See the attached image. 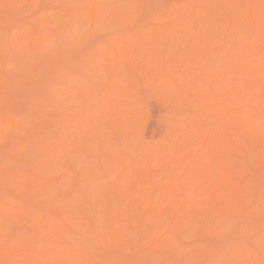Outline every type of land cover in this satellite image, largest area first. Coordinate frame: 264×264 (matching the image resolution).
<instances>
[{
	"label": "rangeland",
	"instance_id": "obj_1",
	"mask_svg": "<svg viewBox=\"0 0 264 264\" xmlns=\"http://www.w3.org/2000/svg\"><path fill=\"white\" fill-rule=\"evenodd\" d=\"M2 1V4H0V6L2 7V8H0L1 10H0V49H1V47H9V49L7 48V49H5V47H4V51H1L0 50V63L2 64V65H0V70H1V72H0V75L1 76H3V79H6V81L7 82H4V80L3 81H1V82H4L5 84H4V87L3 88H1L3 85H1L0 84V122H1V124H2V128L3 129H5V127L8 129V131L7 130H4L8 135H9V138L7 137L6 138V133H4L5 134V137L4 138H6V139H9V142H7V143H5L6 141H4V139L2 138L3 137V134H2V131H0V137H1V139H0V143H3V145L1 144L0 145V213H2L1 211H6L5 209H7L8 211H10V213H12V214H14V216H9V214H4V212H3V215H5L4 217H6L7 215V220H6V218H5V220H4V217L3 216H0L1 218H0V220L2 221V217H3V220L4 221H2V224H6V225H10V226H12V227H10V230L7 232L6 231V233H7V235H5V236H9L8 238L7 237H5V236H3L4 234H5V229L8 227V226H6V225H4L5 226V228L4 227H2V225H0V228L2 227V229H3V231L2 232H0V233H3L2 234V236L3 237H5L6 239H3V242H5L4 244H7V243H10V241H8V240H10V239H12L13 237H17V236H14V235H22V237L23 236H25V234L24 233H26V237H25V239L23 240V238H21L20 240L21 241H19V236L17 237L18 238V241H19V244H17V243H15L14 241H13V239L11 240V241H13L14 242V244L13 245H21L20 247H24V250L26 251V250H29V248H30V250L31 251H28V252H33L32 254H39V252L41 253V254H44L43 253V250H44V252H46L45 254H48V255H46L47 256V258L46 257H43V258H45V260L46 261H48L47 259H49L50 257H53L54 255L55 256H57L58 254H59V250H62V248H60L59 246L61 245V246H63V247H70L71 245H69V243L70 244H73V246H75L74 245V243L72 242L74 239H75V241H77V243H76V245H77V247L80 245H82L83 247H82V249L81 248H79V249H77V248H74V247H72V248H70V249H72V251L74 250L75 252H77L78 250H80V252L82 251V252H84V253H82L83 255H84V257L83 256H81L82 254L80 253V252H78V257L80 258V256L81 257H83L82 258V260L83 261H85L86 259H87V261H85L86 262V264H87V262L88 261H90V260H88V257L86 256V253H91V251H95L96 252V250H92L93 248L92 247H94V249H97L98 251H97V254H95L94 255V253H92L93 254V256H92V254H88V256H91L90 257V259L91 258H93V260H91L92 262H89V264H91V263H97V264H225L226 263V261H229L228 263H226V264H237V262H239L238 264H253V263H256V260H257V264H258V259L260 258V260H262V259H264L263 257H264V246H263V240H264V213L263 212H261V211H264L263 209H264V197L263 198H261V196L262 195H264V165H261V164H264V162L262 163H259L258 162V160H259V158H260V160H264L263 158H264V155H262V153H264V152H261V151H263L264 150V143H262L261 141H263L264 139H262L260 136V138L262 139V140H260V138L259 139H255L256 141H258L259 143L261 142L262 144H260V147H259V145L256 143V145H257V147L258 148H256V146L254 145V144H252V145H254V147L253 146H251V144H249L250 146H246L245 147V145H244V140H243V133L242 134H240L241 133V130H240V132L239 131H237L236 130V128H238L239 126L235 123V121L237 120V121H245V119H244V117L243 116H248V113L246 112L247 111V109H248V107H247V104L252 100V103L254 104L255 103V96L252 94V92H251V89H250V87H249V89H246L247 87H246V83L250 80V79H248L249 77H247V76H245V75H247V73L245 72V71H243V74H245L243 77L241 76L242 74V72H239L240 70H241V68H240V70H237L238 69V67L236 66V65H233V67H235L236 66V70H235V73L232 71V69H231V67L228 69V68H224L227 64H229L228 62L227 63H225L226 61H227V59L229 58V52H228V50L229 51H231L230 49H232V50H234V48H236V46L237 45H239V47H240V45H242L243 43H244V41H246L245 39V34L243 35H241L242 37H243V39H242V37H234L233 38V42L230 40V38H229V41L230 42H232V43H230L229 45H232V47L231 46H227V44L229 43L228 42V37H225V36H220V33H221V35H224L225 33V31L223 32L221 29V24H217L219 21H217V20H219V18L216 20L215 18V23H216V26L214 25V27L212 28V29H215L216 27L217 28H219V30H221V31H219L218 30V32L217 33H219V34H216V37H217V35H218V37L217 38H215L214 39V34H215V31H213L212 30V35H213V39L216 41V39L217 40H223L224 38V40L225 41H227V42H225L224 41V43H226V44H224L223 43V41H222V43H223V45L222 46H220L219 44V50L221 51V48H222V52H223V49H225V53L223 54V53H221V52H219L218 53V49L216 48L215 50V52H212V51H214V50H211V52H209V54H212V53H214V54H212L210 57H208V54H207V57L204 55V57L206 58H203V60H207V62H209V63H206V62H204V61H202V63L204 64V63H206L205 65L206 66H204L203 64H200V63H198L197 64V62L198 61H195V59H193L194 60V62H195V67L197 68H200V67H206L205 69L202 67V70L204 69V75L205 74H207V70H209L210 68H214V65H216V61L217 62H220V65H222V63H221V61L219 60V59H224V60H222V61H225L224 63H223V68L225 69V74L227 75H229L230 73L231 74H233V75H231L232 76V78H231V80H230V82H228L227 80V86H228V84L229 83H231V85H233L232 87H234L233 89H235V91H236V89L238 88V86L240 87V86H245V92H243V98L241 99L239 96H237V98L236 97H233V99H236V101H233V102H235V104H234V106H235V108H233V109H235L234 111H236V108L239 110H237L236 111V113H234L233 114V116H236L237 115V113L239 114L238 116H236V117H239V118H236V120H234V117H233V123H234V126H233V131L235 132V131H237V132H239L238 134L240 135V137H242L241 139H240V137L238 138V137H236V138H238L237 139V141L235 142L236 144V146L234 147L233 146V154H231L233 157H234V155H236L235 157H237V158H235V160L232 162V161H230L232 158H229L228 160H226L225 162H224V164H226L225 165V169L227 170V171H229V172H231V176L233 177V179H234V177H235V181H236V183L235 184H237V186L238 185H243V186H241V187H243L244 188V186L246 185L247 186V184H248V182H251L250 184H252V185H250V184H248V186L246 187L245 186V188H248V190L250 191H246L245 190V188L243 189V188H241V191H245V193L246 192H248V194H245V193H243V192H241V191H239V192H237L238 194L240 193L241 194V197H240V195L238 196V197H236L237 195H236V193L234 194V192L231 194V196H230V201H231V206L233 205L232 204V202H235L234 203V205H237V208H238V205H239V208H240V210H241V207H240V205H243L242 204V202H243V200L244 201H247L248 202V200L250 201V204H251V206H253V205H255L253 208H256L257 209V205H259V203H260V207H262V209L261 208H259V209H261V211L260 210H256V212L258 213V211H260L259 212V214H257L256 212H255V209H251L252 211L250 212L249 210H250V208L248 209V213H247V211H244L243 213H242V215L240 216L238 213H239V211L236 209V206H230V208L232 209V211H231V209L229 210L230 212H233V209H234V207H235V209H234V212L231 214L230 212H228L230 215H227V216H230V217H226V219H225V216H218V213L216 212V211H218V210H216L215 211V209H218V208H220L219 206H218V204L216 205V202L217 201H215L214 203H215V207H214V210L212 209V208H210L209 207V209L212 211H210V210H204V209H200V207L198 208L197 206L195 207V205L196 204H202L203 203V205L205 204V206H206V202H210L209 200H208V198L209 197H206L205 199H204V197L202 198V195L203 196H205L206 195V193L208 194V192H209V194H210V198H212V197H214V195L215 194H217V193H214L215 192V190L217 189H215V187L219 184H221V182L223 183V181L221 180V181H219L217 184H212L211 182H212V180H210V179H208L209 178V176H208V174H207V169L209 168V167H212V166H214L213 164H215L214 162V160H216L218 163H220V162H222L221 160H222V158H223V153L222 154H219L221 151H218V149H217V152H218V156H217V153L215 152V153H213L212 155L214 156V159H213V156L212 155H210V153L211 152H208V153H206V152H204V151H206L207 149H208V146H209V143H210V139L205 143V144H203V145H201V146H199V148H197L196 147V149H192V151H189L188 152V154H191L192 156H194V158L192 159V157L191 156H189V158L188 159H190L191 160V162H189V164H188V166L190 167V170L189 171H191L190 173H193L192 175H189L190 173H189V171H188V169H189V167H188V169L186 170L187 172H185L184 173V170H182L181 172L179 171V170H181L180 168H179V166L181 167V165H177V161H176V159L177 158H174L175 156H173V155H171V154H169L170 156H168V154H165V155H167L170 159H171V162L173 163V161L175 162V165H174V163L173 164H169V161L167 160V159H169L168 157L166 158V161H168L167 163L170 165L169 166V168H170V170H168V174H166V172H163V171H167V169H164V168H167V167H165V165H164V163H161V162H159V161H161V160H159L158 159V157H154L155 159L157 158V160L154 162V158H153V161H152V164H153V168H154V170H155V172H154V178H155V174L156 173H159L161 170V174H163V175H161V176H159V175H157L156 176V178L158 177V179L159 178H161L160 180L161 181H159L158 179V181L159 182H163V183H167V180H168V182L169 181H171V180H173L172 182H170L169 184L167 183V185H168V187H167V190L168 189H170V192H168L167 191V193H165L166 194V196H165V194L162 192H160V191H158L157 190V186L160 184H156L158 181L157 180H155L154 178L151 180V181H153V183L155 182V184H153V183H151V181H150V179L148 180V178H147V185H144V184H146V182L144 183V184H142V185H140V182H139V180H138V176L137 175H135L134 177H136L137 179H135L134 178V180H132L131 182H129V184L127 185V186H130L131 187V184H133L132 185V187H131V189H132V191H135V192H133V194H135L136 193V190L134 189V188H137L138 186H137V184L138 185H140L143 189H145L146 187L145 186H147V188H149L150 187V185H149V187H148V183L150 184L151 183V185L153 184L154 185V187H153V185L149 188V190L151 189L152 191H155L156 192V194H157V192L158 193H161L160 195L162 196H158L157 198H158V200L160 199V200H165V201H167L166 203H163V204H165V205H161V203L162 202H164V200L163 201H161L160 203H159V208L161 209V211H163V208H164V211H166V212H161V215L162 214H165L164 216L162 215V216H160V211L158 210V204L156 205L155 203H154V205H156V206H154L153 204H150V205H153V206H149V203H148V205H146L147 203H144L145 205L144 206H146V209H144V207L142 208L141 206V209H139V207H138V204H137V206L136 207H134L133 205H134V203L136 202V201H139L138 199L135 201V202H133V204H132V208L129 206L131 203V200H133V199H131L130 200V198H128V197H130L129 195H127L128 194V192L126 191L125 193H124V195L126 196H121L120 195V197L122 198V197H124V199H121V201L120 202H122V200L123 201H127V200H125V198H128V200H130V202H129V204H128V202L125 204V205H127L125 208H127L128 207V209H125V211L127 210H129L130 211V209L132 210L131 211V213L129 212V214H125V216L123 215V216H121V218H116L115 216V219H113V217L112 216H110V218L109 219H111V223H110V220L108 221V223L106 224V223H104V222H100L99 223V219H102V215H104L103 213H101L99 216H96V217H94L93 218V213H92V215L93 216H90L89 214H91V213H89V211H88V209H85V210H82L81 212H82V215H83V211H85V213H86V215H88V217H86V215L83 217V216H80L81 215V212H80V210L82 209L81 208V206L82 205H80L81 203H83V205L84 204H86L85 202H84V200L82 201V194L84 195L86 192L87 193H89V191L92 193V196H94L93 194H94V191L95 190H97V191H101L102 190V192L103 193H105L104 191H103V189H102V187L104 188V183H103V179H105V177H104V174H101V173H103V172H101V173H99V171H98V169H99V166L103 169V167H104V165L102 164V163H104V162H106L105 164L107 165V167H108V169H109V166L112 164H109L110 163V161L112 162L113 160H111V159H113L112 158V156L110 155V154H108V153H110V151L108 150V147H107V145L111 142V145L112 146H114V142H116L115 140H117V142H116V146H117V143L118 144H120L122 141V143H121V145H124L123 146V149H122V146L120 147V145L119 146H117V147H120V150H121V152L123 153V155L126 157V155L128 156V158H129V154H130V152H128V150L131 148H128L127 147V152L129 153H127L126 152V155H125V151L124 150H126L125 149V145L127 144V141H126V143H124L125 142V140H126V138H128L129 136H128V134L130 135V134H132L133 132H127L126 133V131L123 133V131L124 130H126V129H124V127L122 128V125H121V127H120V125L118 124V123H120L121 122V120L123 121V118H125V113H126V111H128L129 112V114H130V116L129 115H127V119L130 117V119L132 118L131 116V114H133L136 118L135 119H131V121H134L135 123L134 124H137L138 123V121H140L138 118H137V116L136 115H138V114H135V112L134 111H136V112H138V109H139V111H140V113H142L143 114V116H140V113H139V117H144V120H143V118H141V121L138 123V125L137 126H139L140 127V124L142 125V123H143V127L141 126V130L139 129V132L137 133H134V137L136 138V137H139L138 139H135L134 137V139L131 137V135H130V137H131V139H133V140H131V139H129L128 141H133L132 143H131V145L133 144V145H136L137 143H139V141H140V144L141 143H143V146L144 145H148V147H149V145L151 146V144L152 143H154V142H156L155 144H156V146L158 145V144H162L163 145V143H165V145L167 144V146H169L168 144H172L171 143V141H175L174 140V138L176 139H178V137H180V138H182L181 139V142L183 143V141L185 142V138H187L188 136H189V126H187L188 124H189V120H187V122H186V120L185 119H189L194 113H195V110L193 109H191L190 108V106L188 107L187 105H186V107H183V105H184V103H182V106H181V104H180V110H178V104L179 103H181V102H183V101H180V99L177 97L178 95H173V96H165L166 98H167V100H165L166 98L164 97H162V96H164L165 95V93H168V91L167 92H165L166 91V88L168 89V86H166V88L163 86V88L165 89V90H163L161 87V84H163V82L162 81H164V79H170V80H172V81H177V80H179V81H181V79H184L185 77H186V79H187V83H186V80H182V84H183V86H184V84L186 83V85L188 84L190 87H191V85L190 84H193V85H195V84H201V85H203L204 86V89L206 90V91H209L208 90V85L209 84H212V83H210L211 81L210 80H212V78H210L211 77V75H209V81H207V76H208V74H207V76L205 75V79L203 78L204 77V75L201 77V76H198L199 74H202V70H196V68L194 67V66H192V67H194L195 68V72H194V68L192 69V67H190V64H189V62L190 61H187V59L186 60H184V64L186 63L185 61H187V63L184 65V64H182L181 62H182V60L181 61H178V63L180 62V64L179 65H174V62H175V64H176V62L177 61H174V62H172L171 60H170V57H171V59L173 60V56H175V55H179V54H182V52H187V50H191L192 49V46H193V44L191 43L192 42V39H194V36H195V34H193V32H196V31H193L194 30V27H195V29L197 30V33H198V30L200 31V28H201V26L204 24V23H206V20L208 21V15H206V13L207 12H203V11H206L207 9H208V7L207 6H203V4H204V2H202L201 0H194V2L196 3V4H193V5H196V6H199L200 7V5H197V4H200V2H202V8H200L199 9V7H198V9H196L197 7L196 6H192L191 5V7H192V9H187L186 8V10H188V11H190V10H192V12H191V17H188L189 16V14L187 13V11L186 10H184L185 8H182V6H186V5H184L186 2L184 1V0H133V2H130L131 0H94L92 3H94V5L95 6H97V8L99 7V6H102L103 7V9H99V10H97V11H94V13L93 14H97V13H100V14H102L101 15V17L99 16V14H97L96 16H94V19H95V22H92V21H94V20H91V18H89V17H91L90 15H89V13H88V9H89V7H90V5H92V3H91V0H16V3H15V1H14V4H7V2L8 3H10L11 2V0H8V1H6V3H4L5 2V0H4V2H3V0H0V2ZM10 1V2H9ZM13 1V0H12ZM67 3H66V2ZM187 1V0H186ZM189 1V4H191L190 3V1L191 0H188ZM193 1V0H192ZM208 1V0H207ZM128 2L129 3H131V4H128ZM183 2H185L184 4H183ZM199 2V3H198ZM226 2V1H225ZM223 0H218L216 3H213V5L215 6L216 5V7L215 8H217V6L218 5H220L221 3H224V4H226ZM67 5H65V4ZM70 3H71V5H70ZM107 5H106V4ZM125 5H127V7H126V5L124 6L123 4ZM209 3V2H208ZM227 3H228V1H227ZM4 4H6L4 7H3V5ZM122 4V5H121ZM133 4H134V7H135V10L133 9ZM206 4V3H205ZM204 4V5H205ZM63 7H62V6ZM68 5H70V6H68ZM114 5V6H113ZM130 5H132L131 7H132V9L133 10H131V8L129 7ZM138 5V7H136ZM176 5H178V6H176ZM187 6H188V4H187ZM224 6V5H223ZM222 6V4H221V6H219V7H223ZM65 7H69L70 9H68V10H66L65 9ZM124 7V8H123ZM130 9H129V8ZM172 7H174V8H172ZM175 7H177V8H175ZM180 7V8H179ZM190 7V6H189ZM196 7V8H195ZM225 7V6H224ZM227 7V6H226ZM63 8V9H62ZM109 8H110V12H109ZM126 8V9H125ZM128 8V9H127ZM139 8V9H138ZM172 8V9H171ZM221 8H218L219 10L221 9ZM123 9H124V12H123ZM174 9V10H173ZM202 9V10H201ZM217 9V11H219ZM224 9V8H223ZM63 10L64 11H66V12H68V13H66L67 14V16L64 14L65 12H63ZM117 10V11H116ZM129 11L130 10V13L128 12L127 13V11ZM138 10V11H137ZM179 10V11H178ZM182 10H184L186 13H187V19L188 18H190V20L192 21V18H193V25H194V27L193 26H191L192 24V22L189 20V22L188 23H184V26H185V28L183 27L182 29H183V31L184 32H187L188 34L190 33V35H189V37H187V39H188V41H187V39L185 40V39H183L184 37L182 36V38H181V35L182 34H185V33H182V34H180V40H175V38H177V37H175L174 38V40H172V37L171 38H169L170 40H168V42H167V40L164 38L161 42H158V43H156V44H153L152 42H150V37H151V35L153 34V32L151 33V31L153 30H155L154 32H158V31H160V30H157V29H160L161 27H169V28H171L172 29V24H177V27H178V25H180L181 26V24H180V20L183 18L182 16H183V13L185 14V12L184 11H182ZM197 11V13H196V11ZM226 10H228V9H226ZM235 10V9H234ZM102 11V12H101ZM126 11V12H125ZM133 12V14H132V12ZM169 11H171L172 13H171V16H169L170 14L168 13ZM209 11V10H208ZM220 11H222V9L220 10ZM219 11V12H220ZM224 11H225V9H224ZM63 12V13H62ZM76 12H77V15L79 16V18H75L74 19V16H77L76 15ZM118 12V13H117ZM259 12H260V10H259ZM262 12H264V11H262ZM261 12V13H262ZM57 13V14H56ZM64 14V19H67L68 18V20H69V18L70 19H72L73 18V20H71V21H73V22H76L77 21V25L79 24V31H78V33L76 34V35H74L73 36V34H72V32L71 33H69V35L71 36V37H69V35H67L65 32H63V34H64V36H63V34H62V30H63V26L62 25H64L65 23H66V21L65 20H62L61 19V21L59 22V20L57 21V22H59V26H58V23H57V28H56V32L54 31V34L55 33H57L56 35H55V38H54V41H52L53 39H52V36H54V34H51V30H52V28H54V24H53V22L55 21V19L57 18V19H60L61 17H57L58 15L60 16L61 14ZM125 13H127V17H126V15H125ZM167 13H168V16H167ZM174 13V14H173ZM176 13H178L177 14V16H178V18H177V16L175 15ZM181 13H182V16H181ZM202 13V14H201ZM209 13V12H208ZM214 13V12H213ZM110 14H112L111 16H109ZM114 14H118L117 15V17H116V15L115 16H113ZM120 14V15H119ZM205 14V15H204ZM215 14V13H214ZM216 14H218V12L216 13ZM216 14H215V16H216ZM264 14V13H263ZM69 15H70V17H69ZM105 15V16H104ZM132 15V16H131ZM173 15L177 18H173V19H175L174 21H173V19H171V17H173ZM221 15L223 16V13H221ZM224 15H226V14H224ZM235 15V14H234ZM66 16V17H65ZM73 16V17H72ZM104 16V17H103ZM129 16H131V17H129ZM185 16V15H184ZM197 16H199V17H197ZM202 16H203V18H202ZM206 16V20H204V17ZM211 16H212V14H211ZM218 16V15H217ZM47 17V19H45ZM49 17V18H48ZM100 17V18H99ZM115 17V18H114ZM124 18L125 20H122V19H119V18ZM180 17H182V18H180ZM214 17V16H213ZM116 18H118V19H116ZM199 18V19H198ZM90 19V20H89ZM178 19H179V21H178ZM42 21V23H41V21ZM76 20V21H75ZM122 21V22H119V21ZM40 21V22H39ZM171 21H173L172 22V24L170 25V23H171ZM177 21L179 22V23H177ZM183 21H185V19L183 20L182 19V21L181 22H183ZM63 22H64V24H63ZM68 22V21H67ZM124 22V23H123ZM41 23V24H40ZM55 23V22H54ZM55 23V24H56ZM60 23L62 24L61 26H60ZM94 23V24H93ZM117 23V24H116ZM214 23V22H213ZM75 24V23H74ZM120 24V25H119ZM122 25V26H121ZM42 26V27H41ZM171 26V27H170ZM176 26V25H175ZM175 26H174V28H175ZM183 26V25H182ZM39 27H41V28H43L42 30H43V32H46V35L49 37V35H52L51 36V41H48V42H45L44 40H42L41 41V39H43L42 37L41 38H35L36 36H37V30L35 31V28L37 29L38 28V30H39ZM59 27V28H58ZM77 27V26H76ZM167 27V28H168ZM260 24L258 25H256V27H255V29L257 30V33H258V28L260 29ZM78 28H77V30H78ZM154 28V29H153ZM167 28L166 29H161V31L162 30H166L167 31ZM173 28V29H174ZM180 28V27H179ZM178 29V28H177ZM186 31H185V30ZM254 29V30H255ZM60 30V31H59ZM150 32H149V31ZM248 30H250V29H248ZM124 33H123V32ZM146 31H148V32H146ZM174 32H175V30H173ZM179 31L181 32V29H179ZM251 32L253 31L252 29L250 30ZM49 32H50V34H49ZM53 32V31H52ZM131 33L130 35H128L129 33ZM248 32V31H247ZM251 32H249V34L251 33ZM254 32V31H253ZM252 32V33H253ZM61 33V34H60ZM125 33H127V35H128V37H132V38H130L129 40L127 39L128 37H127V35H123V34H125ZM163 34H164V36L166 35L165 34V32L163 31L162 32ZM167 33V32H166ZM256 32H254L253 34H250L251 35V37H254L255 38V34L258 36L259 34H257ZM248 34V33H247ZM249 34H248V37L250 38V36H249ZM45 35V36H46ZM57 35H59V36H57ZM60 35H61V37H60ZM121 35H122V38L124 39L125 38V40L126 41H129V43H132L131 41H133V39L134 40H139V43L140 42H142V41H145V42H143L144 43V45H142V46H144V47H140V49H143V52H142V50H140V49H138V48H136V45L135 44H129L128 42H126V41H124L122 38H121ZM142 35V36H141ZM172 35V34H171ZM175 35V34H174ZM174 35H172V36H174ZM186 36H187V34H185ZM184 35V36H185ZM198 35H199V33H198ZM197 34H196V36H198ZM226 35V34H225ZM45 37L44 39H46V38H48V37ZM139 36H141V37H139ZM163 36V37H164ZM185 36V37H186ZM226 36H229V35H226ZM119 37H120V39H119ZM135 37H139L140 39H137V38H135ZM221 37V38H220ZM61 38H63V39H61ZM200 38V37H199ZM219 38V39H218ZM227 38V39H226ZM238 38V39H237ZM257 38V37H256ZM259 38V37H258ZM49 40H50V38H48ZM65 39V40H64ZM240 39V40H239ZM38 40V41H37ZM220 40V41H221ZM236 40V41H235ZM263 40H264V36H263ZM62 41V42H61ZM64 41V42H63ZM197 41H198V39H197ZM196 41V42H197ZM13 42H15L16 43V45H15V43H13ZM37 42V43H36ZM124 42H126V43H124ZM135 41H133V43H134ZM157 42V41H156ZM188 42H189V46H191V48L190 47H187V46H185V45H188ZM235 42L237 43V44H235ZM243 42V43H242ZM19 43H20V45H22L21 43H23V45L24 46H21L20 48H18V46H19ZM24 43H26L27 44V46L24 44ZM119 43H122L123 44V46L124 45H130L129 47H130V49L131 50H133V53L132 52H130V50H129V47L127 48V47H125L124 48V50L126 51V54H127V50H129V53H131V54H127V55H129V56H131L132 54H134L135 53V51H136V53H135V55L137 54V53H139V54H143L145 51V53H144V55H139V54H137L136 55V57L138 58L139 57V59H137L136 57H134L135 55H132L133 57V61H135L136 63L135 64H133L132 62L130 63V61H132L131 59H129V61L126 63V59H127V55L125 56L126 58L125 59H123L122 61H124V63L122 64V63H120V61H119V58H118V62L116 61V63L115 64H113V62H115V60L113 61V59H114V57H113V59H111L112 57V54H114L115 53V51H116V49H117V47H119V46H121L122 47V45H119ZM139 43H138V46L137 47H139ZM147 43V44H146ZM165 43V44H164ZM194 43V42H193ZM220 43V42H219ZM241 43V44H240ZM5 44V45H4ZM9 46H8V45ZM13 44V45H12ZM18 44V45H17ZM136 44H137V42H136ZM235 44V45H234ZM2 45V46H1ZM60 45V46H59ZM140 45H141V43H140ZM171 45V46H170ZM180 46L179 48L177 47V46ZM263 45H264V42H263ZM262 45V46H263ZM62 46V47H61ZM149 46L151 47V48H149ZM169 46V47H168ZM173 46H174V48H173ZM185 46V47H184ZM228 49L227 51H226V48ZM22 47H23V49H22ZM166 47V48H165ZM176 47V48H175ZM183 47V48H182ZM193 47H195V45L193 46ZM216 47V46H215ZM259 46L257 45V48H258ZM264 47V46H263ZM120 48V47H119ZM119 48H118V51H116V53L115 54H118L119 56H117V57H121L120 59H122V55H123V52H121V49H123V47L119 50ZM135 48H136V50H135ZM170 48V49H169ZM260 48V47H259ZM56 49V50H55ZM59 49V50H58ZM149 51L150 50V52H151V49L153 50V49H156V52H154V51H152V52H154L155 54L154 55H157L156 53H157V51L159 52V53H164L163 55H166V57L165 58H167L169 55H170V57L169 58H167L168 59V61H167V59H165L166 61H164V57L162 58L163 59V61L164 62H167L169 65H171V67H172V69H167V67H170L169 65L166 67V64L165 63H163V61H161L162 59L160 58V57H156L157 58V60L158 61H160V64L161 63H163L162 65H163V67H159V68H157V69H160L161 71H162V73H161V71H154V70H152L151 72H153V73H147L146 72V70H145V65H148L149 64V59H147L148 61H146V58H147V56L148 55H150L151 53L150 52H148L147 53V50ZM168 49V50H167ZM182 49H183V51H182ZM212 49V48H211ZM264 49V48H263ZM55 50V51H54ZM105 50H106V52H105ZM110 50H112V51H110ZM124 50H122V51H124ZM137 50H140V51H137ZM167 50V51H166ZM57 51H59L58 53H59V55L61 54V56H59L58 55V53H57ZM63 53H62V52ZM96 51H98V52H100V53H98V52H96ZM125 51H124V53H125ZM188 51V52H189ZM192 51H195V49L194 50H192ZM61 52V53H60ZM94 52V53H93ZM112 52V54H109V53H111ZM141 52V53H140ZM188 52L186 53V54H188ZM227 52V53H226ZM57 53V54H56ZM95 53H97V54H99L98 56L95 54ZM122 53V54H121ZM150 53V54H149ZM189 53H191V52H189ZM53 54V55H52ZM92 54V55H91ZM114 54V55H115ZM161 54V55H162ZM186 54H184V56H188V55H190V54H188V55H186ZM220 54V55H219ZM259 54V56L258 55H255V56H251L250 58L251 59H255V65L256 64H262V66L264 65V61L261 59V57H260V53H258ZM54 55H58V57L57 56H54ZM88 55V56H87ZM108 55H110V57L111 58H108L109 56ZM168 55V56H167ZM173 55V56H172ZM191 55H192V53H191ZM52 56H54V57H52ZM87 56V57H86ZM95 56H97V60H95L93 57H95ZM128 56V57H129ZM145 56V57H144ZM152 56V55H151ZM149 57L150 58V60L152 61V62H150V64H152V65H155L158 61L157 60H153V58L152 57ZM52 57V58H51ZM55 57H57V59L55 58ZM61 57V58H60ZM86 57V58H85ZM92 57V59H93V61H88V60H86V61H81V60H85V59H88V58H91ZM124 57V56H123ZM220 57V58H219ZM222 57H224V58H222ZM116 58V57H115ZM219 58V59H218ZM249 58V59H250ZM258 58V60H256ZM50 59H55V62H51V60ZM58 59H60L59 60V62H58ZM111 61V63H110V61ZM155 59V58H154ZM248 59V60H249ZM260 59H261V61H260ZM49 60H50V62L51 63H49ZM117 60V59H116ZM141 60V61H140ZM142 60H144V62L146 63L147 62V64H145L144 63V65H142V63H143V61ZM196 60H197V58H196ZM56 61L58 62V63H56ZM80 61V62H79ZM154 61H157V62H155L154 63ZM169 61H170V63H169ZM250 61H252V60H250ZM249 61V62H250ZM78 62V64H76V63ZM98 62V63H97ZM138 62H141V67H143L144 66V68L143 69H137V67L139 68V65L137 66V67H135V65L138 63ZM56 63V64H55ZM81 63V64H80ZM89 63V64H88ZM94 63H95V66H94ZM177 63V64H178ZM193 63V62H192ZM213 63H215L213 66H212V64ZM253 63H254V61H253ZM50 64H52V65H50ZM80 64V65H79ZM85 64H88V65H85ZM97 64L99 65V67H100V70H102L104 73H105V71H106V68L108 69V68H110V66H111V68H110V71H109V73L110 74H112L111 73V70H113L112 72H115V73H113V75L114 76H118L117 78H116V80H118L119 81V79H120V81L122 82L123 80H124V78H123V76H120L121 78H119V74L122 72V74H120V75H124V77H125V79L126 78H128V80H132V82L131 81H128V82H130L131 83V85H129L130 83H128V82H126L125 81V84H128L130 87H128V90L130 89L131 91L129 92V93H127L126 92V94H128L129 96H130V94L132 93L133 94V92L135 93V94H133V95H135V96H133L132 94H131V96H133V97H131L130 98V100L132 99L133 100V98L134 97H136L137 96V93L136 92H138V94H141L143 97V99L145 100V103H144V101H142V102H140L141 100H140V98H141V96L140 95H138V99H139V102H137L138 101V99L137 98H135L134 100H135V102L136 103H134V104H137L136 106L138 107V109H137V107L134 105V108H135V110L134 109H131L132 107H130V108H128L129 106H131V104L129 105L128 103V101H130L129 100V98L127 97V98H125L126 99V102H123V97H122V102L123 103H126V104H128V105H124V107H125V109H124V107L123 106H121L123 109H121V111L123 110V111H125V112H121L120 114H121V116L119 115V117H122V119H119V117L118 118H116L117 119V121H118V119L120 120V122H118L117 123V121H116V119L114 120V123H115V121H116V123H117V125H118V130H117V133H112V132H110L109 133V128H108V130H107V128L106 127H108L109 126V123H103V124H101V132H107V134L110 136L111 135V133H112V135L113 136H111L112 137V140L111 139H109V138H107L108 140H107V142H108V144L106 145V140H105V136L107 135V134H104L103 133V136H102V134L100 135V137H104V144L105 145H103L104 147L106 146L107 148H103V146L101 145V147L103 148L102 150H100L101 149V147H100V149L97 147V142H96V146H95V148L93 147L94 145L91 143V141L89 140V142L90 143H88L89 145V148L88 149H85L86 147H88V146H86L85 144H84V142H82L81 140L80 141H78L81 137L80 136H82V137H84V138H86V136H88L89 135V132H91L92 131V123L88 120L89 118H90V120H91V115L92 114H94L95 113V117L96 118H98L97 117V114H98V111L100 110V106L99 105H102V103H100L101 101H103L104 100V102H105V104L107 105V106H105L104 104L101 106V107H103V106H105V108L107 107V109H108V111H110L109 110V107L108 106H114V105H112V104H115V102H112L110 99H112L111 97H112V94L111 93H113V91H111V89H116L120 84H119V82L117 81L116 83H113V82H111L112 84H114V86L116 87L118 84V86L116 87V88H113L112 86H110V85H108L109 83H110V81H114L115 80V78L113 77V75H112V77H113V79H112V77L111 78H108L107 76H106V74H108V70L106 71L107 73L104 75V73H102V71H100L101 72V74H100V72L98 71L99 70V68L97 67ZM116 64H118V65H116ZM120 64H121V66H120ZM149 64V65H150ZM158 64H159V62H158ZM157 64V65H158ZM159 64V65H160ZM219 64V63H218ZM217 64V65H218ZM75 65H77L78 67H79V69L78 68H76V66ZM109 65V66H108ZM122 65H124L126 68H124V66L122 67ZM132 65V66H131ZM165 65V66H164ZM173 65V66H172ZM181 65V66H180ZM184 65V66H183ZM193 65V64H192ZM211 65V66H210ZM219 65V66H220ZM81 66H83L82 68H81ZM87 66V67H86ZM177 66H180L181 68L180 69H178L179 67H177ZM73 67H75V69H73ZM96 67V68H95ZM123 69H122V68ZM129 67V68H128ZM140 67V68H141ZM174 67H177L176 68V71H175V69H174ZM182 67H183V69L184 70H182ZM186 67V68H185ZM210 67V68H209ZM88 69V71H90V73L88 74V71H87V69ZM98 68V69H97ZM163 68L164 69H166V70H163ZM191 68V69H190ZM209 68V69H208ZM82 69V70H81ZM91 69H93V70H91ZM97 69V70H96ZM156 69V70H157ZM186 69V70H185ZM21 70V71H20ZM57 70V71H56ZM87 72H85V71ZM105 70V71H104ZM169 70V71H168ZM178 70V71H177ZM189 70H192V71H190V72H194V73H196V71H197V73H199V71H201L198 75H197V73L196 74H194V76L193 77H195V75H196V79L195 78H192V76L191 77H189L188 75H190V74H192L193 75V73H190L189 72ZM231 70V72H229ZM141 71H142V73H141ZM166 71H167V73L169 74V73H171L172 71H173V73L172 74H174L173 75V77H174V79H175V77H179V79L177 78V79H172V75H168V77H165V75L167 76V74H166ZM227 71L229 72V73H227ZM263 72H262V74H260V76H262L263 78H264V69L262 70ZM83 72V73H82ZM155 72H157V74L155 73ZM164 72V73H163ZM175 72V73H174ZM2 73V74H1ZM35 73H37V75L35 74ZM69 73V74H68ZM96 73V74H95ZM98 73V74H97ZM117 73V74H116ZM124 73V74H123ZM189 73V74H188ZM237 73H239V74H237ZM4 74V75H3ZM116 74V75H115ZM188 74V75H187ZM68 75V76H67ZM70 75V76H69ZM92 75V76H91ZM97 75H99V76H97ZM101 75V76H100ZM102 75H104V77L102 76ZM128 75V76H127ZM151 75H153V76H151ZM154 75H155V77H154ZM225 75V76H226ZM226 76V79L228 78L229 79V76ZM4 76H5V78H4ZM37 76V77H36ZM95 76H97V77H95ZM111 76V75H110ZM157 76V77H156ZM34 77H36V78H34ZM92 77V78H91ZM95 77V78H94ZM103 77V78H102ZM136 77H139V78H137V80L135 79ZM154 77V78H153ZM184 77V78H183ZM212 77H213V80L215 81L216 79H214V76L212 75ZM2 78V77H1ZM74 78H76L75 79V81H74ZM81 78H83V79H81ZM87 80H86V79ZM100 78H102V79H100ZM147 78V79H146ZM200 78V79H199ZM207 78V79H206ZM242 78V80H240ZM243 78H245V79H243ZM247 78V79H246ZM31 79H34V80H32L31 81ZM60 79H62V80H60ZM77 79H78V81H77ZM79 79H81V80H83V81H85V82H83L82 83V81H80ZM89 79V80H88ZM111 79V80H110ZM121 79H123V80H121ZM141 79V80H140ZM146 79V80H145ZM203 79H204V81L205 82H202L201 83V81H203ZM73 80V81H72ZM93 80V81H92ZM94 80H96V82L94 81ZM115 80V81H116ZM135 80V81H134ZM145 80V81H144ZM158 80L161 82H159L160 83V85H158L159 83H158ZM198 80L200 81V82H198ZM213 80H212V82H213ZM241 81L240 83L239 82H237V81ZM244 80V81H243ZM58 81H59V83H58ZM64 81V82H63ZM157 81V82H156ZM166 81V80H165ZM178 81V82H179ZM80 82V83H79ZM92 83V84H90V83ZM190 82V83H189ZM244 83V82H246V83H244V84H241V83ZM85 83V84H84ZM86 83H88V86H91V87H89V89H88V87L87 86H85L86 85ZM118 83V84H117ZM180 83V82H179ZM206 83V84H205ZM214 83H217L216 81L215 82H213V86L211 85V87H210V89H211V91L213 92L211 95H216L215 93V88H217L218 87V83L217 84H214ZM248 83H250V82H248ZM116 84V85H115ZM122 84L123 83H121V87H118V88H121L122 89V92L124 91L123 90V88L122 87H124V85L122 86ZM178 84V83H177ZM176 84V85H177ZM182 84H180L179 86L181 87L182 86ZM246 84V85H245ZM80 85V86H79ZM83 85V86H82ZM94 85H96L95 87H94ZM188 85L187 86H184L183 87V89L185 88V90L187 89L186 87H188ZM214 85L216 86L215 88H214ZM230 85V84H229ZM250 85V84H249ZM63 86L65 87V88H63ZM105 86V87H104ZM106 86H108V89H109V91H107L105 88H107ZM157 86H159L158 87V89L160 90V92L159 91H157L156 89H157ZM81 87V88H80ZM84 87H87L86 89H84ZM109 87H111V88H109ZM177 87H178V85H177ZM52 88H54V90L52 89ZM68 88H70V89H68ZM103 88L108 92V93H105V95L107 96V94L109 95V92H111L110 94L111 95H109V96H111L110 98H109V96H107L108 98H109V100L112 102L111 103V105H110V102H109V100H107L108 98L104 95L103 96V93L105 92V90H103ZM241 88H243V87H241ZM63 89H64V92H63ZM66 89V90H65ZM81 89H83V90H81ZM92 89V90H91ZM102 91H101V90ZM124 89L126 90L127 88L126 87H124ZM181 89V88H180ZM183 89L180 91L181 93H186V91L184 92L183 91ZM215 91H214V90ZM239 90H240V88H238ZM57 90H58V92H57ZM85 90H88V92L87 91H85ZM158 92V94H157V92ZM188 90H190V91H188V93H187V95L189 94V96H190V94L194 97L195 95H193L192 94V92H196L194 89H193V87L192 88H188ZM243 90V89H242ZM54 91V92H53ZM82 91H85V92H83L82 93ZM97 91V92H96ZM102 93H101V92ZM136 91V92H135ZM192 91V92H191ZM217 91H218V88H217ZM50 94H49V93ZM65 92H69V93H65ZM81 92V93H80ZM218 92H220V90L218 91ZM47 93H48V95H47ZM52 93V94H51ZM60 94V95H63L64 93H65V97H59L60 99H58V95H56L57 96V99L58 100H60V102H62L63 100H64V103L67 101L68 103H66L67 104V106L70 104V106H71V108L70 107H67V106H64V105H66V104H62V103H60L58 100H56V96L54 95V94ZM63 93V94H62ZM79 93V94H78ZM85 93H86V95H85ZM91 93V94H90ZM96 93V94H95ZM97 93H98V95H97ZM119 93V92H118ZM124 93V92H123ZM169 93H170V91H169ZM168 93V94H169ZM244 93H246V94H244ZM263 95L262 96H264V89H263ZM81 94V98H80V96H79V98H78V95H80ZM93 94V95H92ZM115 94H116V92H115ZM115 94H113V95H115ZM120 94H122L121 93V91H120ZM171 94V93H170ZM180 94V93H179ZM196 94V93H195ZM46 95L50 98V95H51V98H50V100L51 101H53V102H51L52 104H55L54 106L50 103V104H46V102H48L46 99H48V97H46ZM59 95V96H60ZM83 95V96H82ZM97 95V96H96ZM124 94H122V96H123ZM128 95H126V96H128ZM162 95V96H161ZM94 96V97H93ZM116 96V98H117V96H119V94L117 95H115ZM139 96H140V98H139ZM176 98H178V99H175V97ZM192 96H190V97H192ZM241 96V95H240ZM55 97V98H54ZM89 97V98H88ZM100 97H102V98H100ZM121 96H119L118 98H120ZM172 97V99L170 100V98ZM174 97V98H173ZM180 97V96H179ZM181 97H182V94H181ZM180 97V98H181ZM53 98V99H52ZM62 98H63V100H62ZM65 98V99H64ZM94 98H96L95 100H94ZM105 98V99H104ZM116 98H114V96H113V100L114 101H116ZM183 98V97H182ZM33 99H36V101H33ZM98 99H101V100H98ZM128 99V100H127ZM176 100V105H177V107H176V105L174 106V108H173V106L171 107L170 105H174V103H175V100ZM39 100L41 101V102H43V105L41 104V107H39L40 105L39 104H37V102L39 103ZM49 100V99H48ZM69 100V101H68ZM93 100V102H90V101H92ZM131 100V101H132ZM137 100V101H136ZM173 100H174V102H173ZM182 100V99H181ZM82 101H85L84 103H82ZM97 101V106H96V108L97 107H99V108H95L94 109V105H96L95 104V102ZM117 101H118V99H117ZM147 101V102H146ZM168 101V102H167ZM171 101L173 102L172 104H171ZM178 101H180V102H178ZM36 102V103H35ZM40 102V103H41ZM50 102V101H49ZM87 102V103H86ZM107 102H109V103H107ZM119 102V101H118ZM118 102H116V104L118 103ZM44 103H45V105L47 106H45L44 105ZM100 103V104H99ZM142 103V104H141ZM60 104V105H59ZM75 104H77V105H81V107H80V105H79V107L77 108L76 106H74ZM86 104V105H85ZM87 104L88 105H90L89 107L87 106ZM133 104V103H132ZM143 104H147L146 105V107L143 105ZM170 104V105H169ZM50 105V106H49ZM118 105V104H117ZM123 105V104H122ZM49 106V107H48ZM56 106V107H55ZM57 106H59L60 108H61V110H60V108L59 107H57ZM74 108H73V107ZM83 106V107H82ZM85 106H87V107H85ZM94 106V107H93ZM185 106V105H184ZM233 106V107H234ZM45 107V108H44ZM53 107V108H52ZM64 107V108H63ZM85 107V108H84ZM92 107H93V109H92ZM173 108L174 109V112L172 113H170V111L172 110L171 108ZM176 107V108H175ZM182 107V108H181ZM191 107H194L195 108V106H191ZM44 109V111H42V110H40V109ZM49 109V111H50V109H52L51 111L52 112H54L55 110H57V112L55 111L54 113H56V114H54V113H47V111H48V109ZM55 108V109H54ZM63 108V109H62ZM68 108H69V110H68ZM88 108V109H87ZM92 110H91V109ZM105 108H101V110L99 111V114L98 115H102V114H111V115H109V116H111V117H109V118H115V117H117V113H119L118 111L117 112H115V114H116V116L114 117V115L112 116V112H113V109L111 108V113L110 112H105V113H102L101 111L103 110V111H106V110H104ZM186 110V111H184V109ZM190 108V109H189ZM81 109V110H80ZM85 111H84V110ZM89 109H90V112H89ZM129 109H131V111L133 110V112H131ZM143 109V110H142ZM176 109V110H175ZM196 109V108H195ZM58 110L60 111V114H59V112H58ZM66 110V111H65ZM93 110H95V112L93 111ZM141 110H142V112H141ZM183 111V114L181 115L179 112L180 111ZM187 110H190V111H187ZM48 111V112H49ZM71 111V113H69ZM73 111V112H72ZM78 111V112H77ZM82 111H83V114H82ZM88 111V112H87ZM177 111H178V114H177ZM192 111H194L193 113H192ZM197 111V110H196ZM257 112H259L260 113V115L263 117V119H264V109L263 110H259V109H257L256 110ZM69 113V115H68V113ZM92 112H94V113H92ZM97 112V113H96ZM131 112V113H130ZM188 113L189 112V118H188V115L186 114V113ZM63 113V114H62ZM77 113V114H76ZM79 113H81L80 114V116H79ZM86 113V114H85ZM88 113V114H87ZM100 113H102V114H100ZM122 113H124V115L122 114ZM176 113V114H175ZM182 113V112H181ZM186 114V118L184 117L185 116V114ZM191 113H192V115H191ZM222 115H217L220 119H222V116L224 117V116H226L225 115V113L223 114L222 112H220ZM57 114H59V115H61V116H59V115H57ZM66 114V115H65ZM107 114V115H108ZM114 114V113H113ZM127 114V113H126ZM141 114V115H142ZM172 114V115H171ZM181 115V119L178 121L177 120V118L178 117H180V116H178V115ZM198 113H195L194 115H197ZM236 114V115H235ZM52 115H57V116H55L54 118L52 117ZM176 115L178 116V117H176ZM191 115V116H190ZM203 115V117L202 118H208V115H206V117H205V114H202ZM59 116V117H58ZM62 116H64L63 117V119H62ZM67 118H66V117ZM72 116V117H71ZM84 117V118H82V117ZM104 115H102V117H103ZM182 116L184 117V119H182ZM198 116V115H197ZM201 116V115H200ZM200 116H198V117H196V116H192L193 117V119H192V117H191V119L192 120H194V119H196V118H198V119H200ZM49 117H51V118H49ZM70 117V118H69ZM89 117V118H88ZM176 117V118H175ZM55 118H57V121H56V119ZM96 118H94V119H96ZM103 118H105V117H103ZM13 119L15 120V124H16V126H15V124L12 126L11 125V127H10V121L12 122L13 121ZM50 119V120H49ZM61 119H62V121H61ZM75 122H77L78 123V125H77V123H74V121ZM102 119V118H101ZM127 119H125V121H127ZM130 119H128V121H130ZM136 119H138V120H136ZM190 119V120H191ZM238 119H240V120H238ZM47 120V121H46ZM86 120V121H85ZM136 120V121H135ZM183 120L185 121V122H183ZM191 120V121H192ZM54 121H56L55 123H54ZM61 121V122H60ZM79 121V122H78ZM89 121V123H84V122H88ZM96 121V120H95ZM99 121V120H98ZM97 121V122H98ZM102 121V120H101ZM111 120L109 119V121L108 122H110ZM175 121H176V123H175ZM179 122V124L180 125H182L183 124V126H182V132L180 133V131H181V129H180V131H178V122ZM182 121V122H181ZM62 122L64 123V124H62ZM67 122V123H66ZM72 122V123H71ZM83 122V123H82ZM193 122V121H192ZM240 122L238 123V124H240ZM7 124V125H4V124ZM74 123V124H73ZM96 123V122H95ZM115 123V124H116ZM131 123L132 122H129V126H131ZM242 123V122H241ZM255 123H258L259 124V122H255ZM57 124V125H56ZM67 124V125H66ZM69 124V125H68ZM72 124V125H71ZM88 124H89V127H91V128H89V130H91V131H89L85 126H88ZM124 124H126L125 122H124ZM123 124V125H124ZM133 124V123H132ZM177 124V125H176ZM235 124H236V126H235ZM39 125V126H38ZM53 125V126H52ZM64 125V126H63ZM77 125V126H76ZM80 125V126H79ZM82 125V126H81ZM85 125V126H84ZM116 125V126H117ZM128 125H126V127L128 126ZM174 125H175V127H174ZM37 126H38V128H49V129H51L50 127H53V130H51L54 134L56 133V134H58V139L56 140V138L54 137L53 138V133H52V135H49L50 133L49 132H47V131H45L46 129H44L43 131H38V133H41V135H45L46 136V134H47V136L46 137H48V136H50V137H52V138H50V137H48L49 139H50V141L49 142H46V141H48L49 139H46V138H44L43 140H39V138L41 139V135L40 134H38L37 133V130H38V128H37ZM56 126V127H55ZM65 126H67V127H65ZM104 126H106L105 127V129L107 130H104L103 131V127ZM111 127L112 126H114L113 125V123L111 122V125H110ZM128 126V127H129ZM134 126V125H133ZM131 127V128H135L136 129V127L134 126V127ZM188 127V129H187V131L185 132L183 129H186V127ZM238 126V127H237ZM242 126V125H241ZM241 126H240V129H241ZM15 127V128H14ZM55 127V128H54ZM58 127V128H57ZM60 127V128H59ZM69 127H71L70 129H68ZM80 127V128H79ZM81 127H82V129H81ZM110 127V129H113L114 127H112L111 128ZM138 127V128H139ZM171 127V133L169 132V131H166L167 130V128H170ZM173 127V128H172ZM177 127V128H176ZM181 127V126H180ZM183 127H185V128H183ZM59 129L58 130V132H55L57 129ZM79 128V129H78ZM119 128H122V129H119ZM131 128H130V130H131ZM176 128V129H175ZM67 131H66V130ZM87 129V130H86ZM115 129V128H114ZM203 129H205V128H203ZM208 129H210V134H211V137L212 136H216L217 134H220V138L222 137L223 138V140H224V136H226V135H228L227 133L228 132H230L229 130H227L228 129V126L225 128V130L224 129H218V127H215L214 125L212 126H209L208 127ZM230 129V128H229ZM55 130V131H54ZM72 130H74V131H72ZM80 130H82L81 132H80V134H82V135H80V134H75V133H79V131ZM84 130V131H83ZM168 130H170V129H168ZM221 130V131H220ZM224 130V131H223ZM3 131V132H4ZM75 131H77V132H75ZM112 131V130H111ZM120 131V132H119ZM134 131H136V130H134ZM166 131V132H165ZM175 131V132H174ZM219 133H218V132ZM226 131V132H225ZM62 133V135L61 134H59V133ZM67 132V133H66ZM73 132H74V134H73ZM176 134H174V133ZM179 132V133H178ZM184 132V133H183ZM214 132V133H213ZM243 132V131H242ZM260 132H262V133H264V130H261ZM44 133H46V134H44ZM92 133V132H91ZM166 135H165V134ZM251 133V132H250ZM2 134V135H1ZM55 134V135H56ZM73 134V135H72ZM225 134V135H224ZM230 134V133H229ZM13 135H14V137H13ZM54 135V136H55ZM61 135V136H60ZM75 135V136H74ZM84 135V136H83ZM161 135H165V137L164 136H161ZM167 135H169V136H167ZM224 135V136H223ZM248 135V134H247ZM13 137V139H12V137ZM45 136H43V137H45ZM76 137L75 139L76 140H74V137ZM78 136V137H77ZM126 136H128V137H126ZM166 136H167V138H166ZM38 137V138H37ZM80 137V138H79ZM106 137H108V136H106ZM129 137V138H130ZM161 137H162V140L161 141H163V142H159L158 143V141H160V139H161ZM250 137V136H249ZM15 138V139H14ZM79 138V139H78ZM83 138V139H84ZM88 138V137H87ZM91 140H93V133H92V135H91ZM164 138V139H163ZM213 138V137H212ZM211 138V139H212ZM221 138V139H222ZM234 138H235V136H234ZM256 138H258V137H256ZM68 139V140H67ZM103 139V138H102ZM122 139V140H121ZM159 139V140H158ZM166 139V140H165ZM39 140V142H37ZM55 140V141H54ZM65 140H67V141H65ZM75 141V143L77 142V146L81 149H75L77 146H76V144L75 143H73V141ZM120 140H121V142H120ZM138 140V141H137ZM222 140V141H223ZM3 141V142H2ZM15 141V142H14ZM41 141V142H40ZM53 141V142H52ZM58 142V144H56L57 142ZM60 141L62 142V144H60ZM96 141V140H95ZM120 143H119V142ZM143 141V142H142ZM244 143H243V142ZM256 141H254V142H256ZM37 142V143H36ZM46 142V143H45ZM52 142V143H51ZM83 144H82V143ZM113 142V143H112ZM144 142L146 143V142H148V143H146V144H144ZM168 142V143H167ZM170 142V143H169ZM249 142H251V141H249ZM264 142V141H263ZM18 143H22V145L24 144V146H22L21 144H18ZM34 144V146L32 145V144ZM38 143L39 144H41V145H39L38 146ZM64 143V144H63ZM82 145H81V144ZM93 143H95L94 141H93ZM124 143V144H123ZM130 142H128V144H129ZM7 144V145H6ZM17 144H18V146H17ZM43 144H44V146H43ZM61 146H60V145ZM75 144V145H74ZM93 146H92V145ZM140 144H137V146H135V147H137L138 149H140ZM19 145L20 146H22L21 148H23V149H21V150H19L20 152H21V154H18V155H21L20 157H18L16 154H17V152L18 153H20L19 151H18V149L20 148L19 147ZM36 145H37V147H36ZM47 145H48V147H47ZM52 147H50V146ZM71 145L73 146V147H71ZM110 145V144H109ZM154 145V144H153ZM41 146V148L39 149V147ZM65 146H66V148H65ZM116 146H114V147H112V148H116L117 149V147ZM142 146V147H143ZM164 146V145H163ZM163 146H161L162 148H165V147H163ZM263 146V147H262ZM18 147V148H17ZM71 147V148H70ZM82 147L84 148V150L82 149ZM93 147V148H92ZM251 147V149H249V148ZM33 148H34V150H33ZM36 148V149H35ZM48 148H51L50 150L51 151H49V149ZM56 148V150H54ZM93 149V150H91V149ZM111 148V147H110ZM111 148V149H112ZM205 148H207L206 150H205ZM236 148V149H235ZM239 148V149H238ZM38 149V150H37ZM42 149H47V151L46 150H42ZM64 149V150H63ZM72 151H71V150ZM89 149H90V151H89ZM95 149V150H94ZM97 149H99V152L97 151ZM105 149H107L106 151H109L108 153H106V154H108V155H110L111 156V158L110 157H108V159H107V156H106V154H105V151L104 152H101V151H103V150H105ZM110 149V150H111ZM119 149V148H118ZM117 149V150H118ZM132 149V148H131ZM130 149V150H131ZM220 149H222V148H220ZM257 149V151H255ZM17 150V151H16ZM32 150L36 153V154H38V153H40V155L38 156V155H31V152H32ZM42 150V151H41ZM70 150L71 152H74L73 150H75L76 152H78V155H77V153L75 154V152H74V154H73V156L71 155V156H69L68 154L70 153L71 154V152L68 151ZM81 152H80V151ZM83 150V151H82ZM85 150H87V151H89V152H85ZM119 150V151H120ZM214 150H216V149H214V148H212V149H209L208 151H214ZM251 150H253V152H254V154H255V152L256 153H258L259 154V152L261 153V154H259V156L257 155V154H255V155H257L255 158H251V157H253V156H255L254 154H253V152H251ZM16 151V152H15ZM95 151H97L96 153H97V155L95 156ZM250 151V152H249ZM47 152H49V153H51V155L49 154V153H47ZM53 152H55V154L53 153ZM68 152V153H67ZM80 152V153H79ZM92 152V153H91ZM114 152V151H113ZM194 154H192V153ZM16 153V154H15ZM33 153V152H32ZM85 153V154H84ZM98 153H99V155H98ZM121 153V154H122ZM133 153V151H131V154ZM171 153V152H170ZM202 153H204L206 156H203V154ZM236 153V154H235ZM245 155H247V156H245L244 157V154ZM250 153H251V155L252 156H250ZM16 156H14V155ZM46 154H49V156L48 155H46ZM87 154V155H86ZM92 154H94V158H92ZM104 154V155H103ZM112 154V153H111ZM207 154H209V155H207ZM238 154V155H237ZM133 155H135L134 153H133ZM200 155V156H199ZM260 155H262L261 157H260ZM47 157V159H46V157ZM91 156V157H90ZM99 158H98V157ZM100 156H101V158H100ZM103 156H105V157H103ZM123 156V157H124ZM208 156H209V158H211V156H212V159H210V160H212V161H208L209 160V158H208ZM217 156V157H216ZM220 156V157H219ZM249 156V157H248ZM36 157L38 158V159H36ZM43 157V158H42ZM81 157H83V161H80L79 159H81ZM89 157V158H88ZM121 157V156H120ZM134 157V156H133ZM133 157H131V159H129V163H127L126 164V161H125V164L127 165V167L129 166H131L130 164H134L133 162L135 161V165H136V163H138L139 164V162L140 161H138L139 160V158L137 157V159H135V157L133 158ZM171 157H173V158H171ZM191 157V158H190ZM195 157H197V158H195ZM198 157L200 158L199 160H198ZM202 157H203V159H202ZM207 157V158H206ZM246 157H247V159H248V161H247V159H246ZM32 158H33V160L35 159V161L34 162H32L33 160H32ZM49 158L52 160H50V161H48L49 160ZM75 159V160H77V161H80L81 163H83L82 164V167H81V163L79 162H76V161H74V162H70L69 161V159L72 161V159ZM99 159L100 161H97L96 159ZM122 158V157H121ZM127 158V157H126ZM126 158H124V159H126ZM161 158V157H160ZM187 158V157H186ZM251 158V159H250ZM258 158V159H257ZM262 158V159H261ZM73 159V160H74ZM101 159H103L102 161L103 162H101ZM169 159V160H170ZM196 159V160H195ZM219 159H220V161H219ZM250 159V160H249ZM6 160H9V162H10V164H11V162H12V165H10V164H8L7 163V161ZM38 160H41V161H38ZM56 160V161H55ZM91 160L93 161V163L95 164V166H93L94 164L93 163H91ZM107 160V161H106ZM118 160H123V158L122 159H118ZM152 160V159H151ZM150 160V161H151ZM206 160V161H205ZM254 160H256V161H254ZM38 161V162H37ZM46 161H48V162H46ZM53 161L54 162H56V163H53ZM88 161V162H87ZM250 161V163L252 164V166H246V162H249ZM252 161V162H251ZM5 162V163H4ZM29 162H31V163H29ZM44 162V163H43ZM87 162V163H86ZM97 162H99V164L97 163ZM117 162V161H116ZM124 162V161H123ZM198 162V163H197ZM202 162V163H201ZM211 162H213V164H211ZM229 162H231V163H233L232 164V166H231V163H230V165H229ZM256 162V163H255ZM5 165H4V164ZM34 163V164H33ZM35 163H36V166H35ZM38 163V164H37ZM39 163L42 165V167L39 165ZM53 163V165L56 167V169H55V167L53 166V165H51V166H47L46 167V165L47 164H52ZM76 164L77 163V165H71V166H66V165H68V164ZM86 163V164H85ZM207 163H209V166H207ZM250 163H249V165H250ZM6 164L10 167L9 169H7L6 168ZM29 164H33L35 167H38V168H34L33 167V165H30V166H28ZM69 164V165H70ZM78 164H80L79 166H78ZM98 164V165H97ZM103 166H102V165ZM116 163H115V160L113 161V165H111L110 166V170H115V168L113 169H111V167H113L114 165H115ZM119 164V163H118ZM118 164H116V166H118ZM123 163L121 162V164H119L120 166H118L117 168H119L120 169V171H121V169L123 168L122 166L124 165V167H126L125 166V164H123ZM141 164V163H140ZM163 164V165H162ZM192 164H194V165H192ZM217 164V163H216ZM28 166V167H25V166ZM45 167H44V166ZM64 165V166H63ZM87 165H88V167H87ZM97 165V166H96ZM157 165H160V167L162 168H159V166H157ZM192 165V166H191ZM211 165V166H210ZM248 165V164H247ZM11 166H12V168H11ZM63 166V168H61ZM73 166V167H72ZM74 166H75V168H74ZM85 166V170L87 171V168H89V167H92V168H90L88 171L89 172H86L85 170H84V167ZM115 166V167H116ZM203 166H205V167H203ZM245 166V167H244ZM2 167H3V170H2ZM5 167V168H4ZM40 167V168H39ZM54 167V168H53ZM70 167V168H69ZM77 167H79V168H77ZM80 167H81V169H82V173H81V169H80ZM107 167H105L104 169H103V171L104 172H106V170L108 171V169H107ZM164 167V168H163ZM172 167H174V170L176 169V171L174 172V171H172L173 169H172ZM175 167H177V168H175ZM193 167V168H192ZM236 168V169H240V172H239V170H237V173H239L242 177L240 178L239 177V175H234V173H233V168ZM28 168V169H27ZM46 168H48V170L46 169ZM55 169L54 171H53V169ZM64 168H66L65 169V171H64ZM98 168V169H97ZM100 168V169H101ZM116 168V169H117ZM168 168V169H169ZM200 170H199V169ZM247 168V169H246ZM34 169V170H33ZM36 169V170H35ZM40 169H42V171L40 170ZM71 169H74V170H71ZM77 169V170H76ZM79 169H80V171H79ZM92 169H94V171H95V173H96V175H94V173H93V176H92V174L90 173V172H92L91 170ZM119 169L118 170H115V171H119ZM127 169H129V168H127ZM161 169V170H160ZM179 169V170H178ZM198 169V170H197ZM51 170V171H50ZM70 170V171H69ZM84 170V171H83ZM109 170V171H110ZM196 170V171H195ZM203 170V171H202ZM245 170V171H244ZM36 171V172H35ZM50 171V172H49ZM67 171V172H66ZM72 171L75 173V174H72V176L74 175V177L75 178H77L80 174V176H81V178H79V180L81 179L82 180V178H84V172L86 173V175H85V177H88L89 175L91 176V177H89L88 179L87 178H85V179H83V181H82V183L83 184H86V183H88V181L89 182H91V184L89 183V184H87V185H89V187H86V189H84L83 191H80V189H78L77 187L78 186H81L80 184L78 185V184H76L77 182H78V180L76 179V180H73V178H72V176L71 175H69V174H71L72 173ZM115 171H111L112 172V174H108V173H106L107 175H105L106 177H107V180L110 182V183H113L114 182V180L116 181L113 185L114 186H117L116 188H121L120 186H121V181L120 180H122L123 178H124V176L126 175V172H125V175L124 176H122L124 173H122V175L121 176H119L120 178H118L117 176H115V179H113V173L115 172ZM170 171V172H169ZM205 171V172H204ZM221 172V170H216V171H214L213 170V172H211L212 174H213V177H215L214 179L216 180H218L220 177V174H218V173H216V172ZM236 171V170H235ZM27 173V172H29V174H27V175H30L29 177L30 178H32V180H33V177L35 176V175H33L32 173L34 172V174H40L39 176H38V174H37V176L38 177H34V180H33V182H35V183H38L39 185V188L38 189H42L41 191H43V189H45V188H47V189H45L44 191H46V194H45V192H38L37 194H35L36 193V191H34V189H33V184H35V183H33L31 180H28V179H30V178H28L27 180H26V178L28 177V176H26V174L25 173ZM41 172V173H40ZM80 172V173H79ZM172 172H174V174L172 173ZM67 173H69V174H67ZM77 173V174H76ZM78 173H79V175H78ZM90 173V174H89ZM177 173V174H176ZM180 173L182 174V175H180ZM183 173L185 174V175H183ZM200 173H201V175H200ZM202 173H204V174H202ZM209 173V172H208ZM2 174V175H1ZM43 174V175H42ZM55 176H54V175ZM88 174V175H87ZM103 175V176H100V175ZM115 174V173H114ZM171 175V177H172V175H173V177H172V179H171V177H170V175ZM180 175V177H179V175ZM214 174H216V175H214ZM25 175V176H24ZM99 175V176H98ZM116 175H120V174H116ZM165 175V176H164ZM176 175H178L177 177H175ZM194 175V176H193ZM209 175H210V173H209ZM33 176V177H32ZM48 176H49V179H51V180H49L48 181ZM57 176V177H56ZM67 176L69 177L68 179H67ZM83 176V177H82ZM95 176V177H94ZM168 176H169V178H168ZM182 176V177H181ZM190 176V177H189ZM202 176V177H201ZM204 176H208V178H207V180L209 181V182H207V180L205 179L206 177H204ZM238 176V177H237ZM97 177V178H96ZM98 177H100V178H98ZM146 177H148V176H145V178ZM152 177V176H151ZM163 177V178H162ZM185 177L186 178H192V177H194V181H196V182H194L193 181V183L194 184H192L193 185V187L195 186V187H197V191L194 193V195L190 198L189 196V199L187 198H185L186 200H187V203L184 201V203H185V205H184V203L180 206L179 204H181V200H183V199H181V197H182V195L180 196L179 194L180 193H178L177 191V189L175 188L174 189V187H175V183H174V181L175 180H178V179H185ZM200 177H201V179L203 178V181L202 182H200ZM212 177V178H213ZM217 177H219V178H217ZM11 178V179H10ZM42 178V179H41ZM101 178H103V179H101ZM198 178L200 179V180H198ZM236 178L238 179V182H237V180H236ZM240 178V179H239ZM72 179V180H71ZM92 181H91V180ZM164 179H166V180H164ZM171 179V180H170ZM175 179V180H174ZM193 179V178H192ZM213 179V181H215ZM11 180V181H10ZM36 180H37V182H36ZM45 180V181H44ZM88 180V181H87ZM146 180V179H145ZM233 180V181H234ZM241 180V181H240ZM4 181V182H3ZM15 181V186L13 185V182ZM31 181V182H30ZM73 181H77V182H73ZM84 181H86L85 183H84ZM102 181V182H101ZM106 181V180H105ZM120 181V182H119ZM150 181V182H149ZM254 181V182H253ZM4 184H3V183ZM39 182H41L42 184H40ZM47 182V183H46ZM52 182V183H51ZM54 182V183H53ZM79 182H81V181H79ZM204 182V183H203ZM205 182H207V183H205ZM17 183V184H16ZM32 183V184H31ZM65 183L68 185V183H70V185H68V187H67V185H65ZM97 183V184H96ZM131 183V184H130ZM134 183H136V187H134L135 185H134ZM195 183H196V185H195ZM210 183V184H209ZM241 183V184H240ZM254 183V184H253ZM27 184V185H26ZM31 184V185H30ZM44 184V185H43ZM49 184V186H47ZM52 184V185H51ZM54 184V185H53ZM63 184V185H62ZM77 185V187H76V185ZM82 184V185H83ZM96 184V185H95ZM98 184H101L100 186L98 185ZM106 184V183H105ZM118 184H120L119 186H118ZM175 184V185H174ZM203 184H204V186H203ZM232 183L231 182H229V184L227 183L226 184V186L227 187H230L229 185H231ZM234 184V183H233ZM41 185H43V186H41ZM45 185L47 186V187H45ZM65 185V186H64ZM71 185H72V187L73 186H75L76 188H73V189H71V188H69V187H71ZM87 185H85V186H87ZM157 185V186H156ZM161 185V184H160ZM174 187H173V186ZM200 185V186H199ZM208 185V186H207ZM225 189H226V186H225V184H221ZM17 186V187H16ZM102 186V187H101ZM105 186H107V184L105 185ZM145 188H144V187ZM199 186V187H198ZM232 186V185H231ZM42 187V188H41ZM58 188V190H57V188ZM156 187V188H155ZM194 187V188H195ZM205 187H206V189H205ZM218 187V186H217ZM251 189H250V188ZM14 188V189H13ZM52 188V189H51ZM54 188V189H53ZM106 188V187H105ZM104 188V189H105ZM128 188V187H127ZM140 188V187H139ZM146 188V189H147ZM158 188L160 189L161 187L160 186H158ZM200 188V189H199ZM208 188V189H207ZM240 188V187H239ZM239 188H238V190H239ZM71 189V190H70ZM93 189H95L94 191H93ZM129 189V188H128ZM131 189H129V190H131ZM143 189H140V190H143ZM145 189V190H146ZM61 190V191H60ZM68 190H70L69 192H70V194H68L69 192H68ZM75 190V192L73 193V191ZM109 190V189H108ZM107 190V191H108ZM148 190V189H147ZM196 190V189H195ZM37 191H39V190H37ZM62 192V193H60V192ZM96 191V192H97ZM105 191H106V189H105ZM106 191V193L107 194H110V195H107L106 193L104 194V199H106L107 201L106 202H109V203H111V204H113L114 203V206H112L111 204V208H112V210H113V214H114V212H115V210H114V208L113 207H116L115 205V203H118V201H119V199H118V201L117 202H115L114 200H111V199H113L112 197H110L111 196V192L110 191H108L107 192ZM191 191L192 190H187L186 191V195L188 194V195H190L191 194ZM202 193H205V194H201V192ZM252 191V192H251ZM263 191V192H262ZM47 192H48V194H47ZM138 192V191H137ZM140 192V191H139ZM253 192L255 193V194H253ZM263 194H262V193ZM32 193V194H31ZM43 193V194H42ZM57 193L59 194V195H63V197H62V195H61V197L59 198V197H56V196H59V195H57ZM64 193H67L68 195L67 196H65L64 195ZM79 193H81L80 195H78ZM259 193L260 194H262L261 196L259 195ZM56 194V195H55ZM97 194V195H96ZM95 195L96 196H100L101 194H99L98 195V193H96ZM170 194H177V196L179 197V199H178V201L175 203V202H173V203H171V201H173V200H170L169 201V199L171 198H173V197H170V198H168L169 197V195ZM251 194V195H250ZM259 196H258V195ZM20 195H22V197L20 196ZM53 195H55L54 197H53V201H51V200H49V199H51V197L53 196ZM89 195H90V193H89ZM103 195V194H102ZM185 195V196H186ZM235 195V196H234ZM245 197H244V196ZM246 195H247V198H246ZM253 195V196H252ZM30 196V197H29ZM79 196V197H78ZM91 196V197H92ZM157 196V195H156ZM197 196V197H196ZM234 196V197H233ZM249 196H252V197H249ZM258 196V197H257ZM29 197V198H28ZM75 197V198H74ZM78 197V198H77ZM167 197V198H166ZM178 197H174V198H178ZM249 197V198H248ZM19 198H21L20 200L22 201V202H24V199H26V201H30V202H28L29 204L30 203H32V204H30L29 206H30V208H29V206H27V204H23V203H21V201L19 200ZM23 198V199H22ZM47 198V199H46ZM57 198V199H56ZM96 198V197H95ZM99 197H97L96 199H98ZM209 198V199H210ZM215 198V197H214ZM235 198H237V201H240V198H244V199H241L242 200V202H240V204H239V202H237L236 200H235ZM251 198V199H250ZM254 198V199H253ZM29 199V200H28ZM56 199V200H55ZM63 199H65V200H63ZM70 200V202H69V200ZM75 200V199H77V201L75 200V202H79V203H77V207L75 206V203H74V201L72 202L71 200ZM88 199L90 200V201H93L94 200V197H92V198H89L88 197ZM92 199V200H91ZM168 199V200H167ZM193 199H194V202L196 203L197 202V200H198V202L195 204L194 202H193ZM232 199H234V201H232ZM239 199V200H238ZM246 199V200H245ZM260 199V200H259ZM20 201V203H19V201ZM46 200H49V201H46ZM55 200V201H54ZM58 200H60V202H58ZM62 200V201H61ZM191 201V204H192V202H193V205L192 206H194L196 209L194 210V211H196V212H198L199 214H201V216H202V218H199L198 216L197 217H194V216H192V212H188V210H189V208L188 209H185L186 208V204H188V203H190V201ZM205 201V203H204V201ZM18 201V202H17ZM25 201V202H26ZM95 201V200H94ZM99 201L101 202H103L104 200L103 199H101V198H99ZM200 201V202H199ZM229 201V202H230ZM259 201V202H258ZM4 202H5V204H4ZM8 202V205L9 204H12L11 205V209L8 207V205L6 204ZM10 202V203H9ZM42 202L44 203V204H46L45 206L42 204ZM47 202H54V203H48L47 204ZM55 202H58V203H55ZM63 204H62V203ZM64 202H67V203H69V205L68 206H65V207H59V206H61V204L62 205H65L66 203H64ZM72 202V203H71ZM81 202V203H80ZM87 202V201H86ZM98 202V200L96 201V203ZM105 202V201H104ZM119 202V203H120ZM159 202V201H158ZM183 202V201H182ZM258 202V203H257ZM27 203V202H26ZM39 203V204H38ZM117 204V205H120V204ZM138 203H140V202H138ZM153 203V202H152ZM167 203H171L170 205H168L169 206V208H170V210L169 211H167V209H169L167 206H166V204ZM13 204H14V206H13ZM21 204H23L24 205V207H28V208H23V205L21 206ZM49 204H56V205H49ZM57 204H59V206L57 205ZM71 204H74V207H73V205H71ZM98 204L99 205H101L102 203H99L98 202ZM123 204L124 203H122V206H123ZM141 204V203H140ZM139 204V205H140ZM198 204V205H199ZM246 204V203H245ZM244 204V205H245ZM250 204L247 206V205H245V207L243 208V210L246 208V207H249L250 206ZM253 204V205H252ZM261 204L263 205V206H261ZM17 205H20V206H17ZM38 205H40V206H38ZM41 205H43V206H41ZM87 205V207H88V204H86ZM85 205V206H86ZM177 206V207H179L180 209H182L180 212L182 213V211L184 210V212L182 213V215L180 214V212H179V208L177 209L176 207L174 208L173 206ZM189 205V204H188ZM243 205V206H244ZM10 206V205H9ZM32 206H34L33 208H32ZM36 206V207H35ZM57 206V207H56ZM143 206V205H142ZM200 206V205H199ZM202 206V205H201ZM212 206V205H211ZM7 207V208H6ZM15 207V208H14ZM21 208L22 207V209H21V211H20V209L18 210V208ZM67 207V208H66ZM72 207L74 208V209H72ZM76 207V208H75ZM80 207V208H79ZM97 207V206H96ZM162 207V208H161ZM2 208V209H1ZM14 208V210L16 209V210H18V211H20V212H22L23 211V213H21V215H23L24 213H26L25 215L27 216L28 215V211H29V213L31 212L32 213V211L34 210V212H33V214L32 215H29L28 217H25V215H24V217L23 216H21L20 215V212H17L16 210L15 211H13L12 209ZM48 208V209H47ZM65 208V209H64ZM79 208V209H78ZM84 208V207H83ZM86 208V207H85ZM134 208H137V209H134ZM206 208V207H205ZM238 208V209H239ZM24 209V210H23ZM26 209H28V211H26ZM33 209V210H32ZM38 209H41V210H38ZM46 209V210H45ZM116 209V208H115ZM166 209V210H165ZM175 210V209H177L176 211H177V213H176V211H175V213H173L174 211L173 210ZM208 209V208H207ZM223 209V208H222ZM247 209V208H246ZM36 210H37V213H36ZM62 210H64V212L66 213V215L65 216H62L61 215V211ZM86 210H87V212H86ZM135 210H137V211H140L139 213H142V214H139V213H137V211H135ZM187 210V212L185 213V211ZM226 213H227V210H225V208L223 209ZM223 210H221L220 212H219V214L222 212L223 213V215H225V212H223ZM49 211V213H48V215H47V212ZM74 211H76L77 212V214H76V212H74ZM126 211V212H127ZM150 212L149 213V216H146V215H148V213L147 212ZM153 211H155L156 212V214H158L157 216H158V218H156V214H154V212ZM238 211V212H237ZM57 212V213H56ZM75 214V217H73V213ZM178 212H179V214H180V216L178 215ZM214 212H216V213H214ZM237 212V213H236ZM241 212V211H240ZM247 214H246V213ZM7 213V212H6ZM9 213V212H8ZM30 213V214H31ZM35 213V214H34ZM40 213V214H39ZM84 213V214H85ZM173 213V214H172ZM249 213H251L250 215H249ZM252 213H254L253 214V216H252ZM263 213V217H262V214ZM37 214V215H36ZM55 214V215H54ZM150 214H151V216H150ZM186 214V215H185ZM188 214V215H187ZM217 214V215H216ZM236 214H238V216H240V217H242V218H239L238 216H235ZM257 214V215H256ZM35 215V216H34ZM69 215V216H68ZM47 216L49 217V218H47ZM77 216V217H76ZM105 216V215H104ZM103 216V221H105V222H107V220H108V217L109 216H105L104 217ZM211 216V217H210ZM251 216V217H250ZM29 217H31V219H29ZM50 217H52V220H54V221H52L51 219H50ZM70 217V218H69ZM92 217V218H91ZM99 217V218H98ZM193 217V218H192ZM207 217H208V219H207ZM253 217V218H252ZM9 218V219H8ZM77 218V219H76ZM82 218V219H81ZM136 218H138L137 220L138 221H140L139 223H141V224H138L137 222H135L136 220ZM195 218H196V222L200 225V226H204L205 224H206V222L207 223H210L211 222V225L210 224H208V227H207V225L206 226H204L203 228L202 227H199L198 228V226L199 225H197V227H196V222H195ZM212 218V219H211ZM29 219V220H28ZM46 219H48V221L46 220ZM65 219H67V220H65ZM77 221H76V220ZM107 219V220H106ZM157 219H159V221L157 220ZM225 219V220H224ZM70 220V221H69ZM75 220V221H74ZM82 220V221H81ZM115 220V221H114ZM117 220V221H116ZM157 220V221H156ZM189 221L188 223L187 222H185V221ZM209 222H208V221ZM212 220V221H211ZM233 220V221H232ZM29 221V222H28ZM50 221V222H49ZM61 221V222H60ZM66 223V225H64V222ZM81 221V222H80ZM124 221V222H123ZM57 222H60V223H62L63 222V225H61V226H63V227H59L58 225V223ZM70 224H69V223ZM73 222V223H72ZM113 222L115 223V225H113ZM116 222H117V224H118V226H117V228H116ZM120 222L122 223V227H121V225H119L120 224ZM157 224H156V223ZM194 222V224H192V223ZM212 222H213V224H212ZM260 222H262L263 224L262 225H260L261 223ZM74 223H76V226H74ZM78 223V224H77ZM82 223V224H81ZM136 223V224H135ZM17 224H18V226L19 225H21L22 224V227L20 226V227H18L17 226ZM53 224V225H52ZM55 224L61 229V231H59L60 229H57L56 228V226H55ZM68 224V225H67ZM81 224V225H80ZM95 224H97V226L99 225H101L100 226V228H99V226L97 227ZM113 226H112V225ZM160 224V225H159ZM187 225V226H185V225ZM192 224V225H191ZM24 225V226H23ZM33 225H34V230L32 229V227H33ZM39 225V226H38ZM73 225V226H72ZM77 225H78V227H77ZM136 226V228L137 229H139L138 231H137V229L135 228V226ZM162 225V226H161ZM183 225L186 227V228H188V229H184L183 228ZM189 225H191V226H189ZM195 225V226H194ZM217 226V227H214V226ZM258 225V226H257ZM54 226V231H50L51 230V228ZM68 226V227H67ZM84 226V227H83ZM95 226H96V228H95ZM115 226V228H113ZM129 226V227H128ZM156 226H161V228H162V230H161V228L159 229L158 228V230H157V232H158V234H157V232H156V229H157V227ZM193 226V227H192ZM212 227V231H213V228L217 231V233H216V231L214 230L212 233H215L214 234V236H213V234L212 235H209V234H207V233H209V231H211V229H210V227ZM261 226H263V228H262V230L260 229L261 228ZM8 227V228H9ZM16 227V228H15ZM66 227V228H65ZM77 227V228H76ZM82 227H83V229H82ZM121 227V229L120 230H122V232H119L120 234H117V233H114L113 234V232H116V229H118V228H120ZM136 229H134V228ZM139 227V228H138ZM153 227L155 228V231H154V229H153ZM207 227V228H206ZM8 228H7V230H8ZM12 228V229H11ZM15 228V229H14ZM18 228V229H17ZM50 228V229H49ZM68 228H69V231H67L68 230ZM92 228H94V229H96L95 231H98V230H101V232H97V234H96V232H94V230L92 231ZM128 228L130 229H134V231H133V229L131 230H128ZM148 228V229H147ZM183 230H182V229ZM201 228V229H200ZM218 230H217V229ZM26 229V232L24 231V230ZM36 229H43L42 231L43 232H40L41 233V235L40 234H38L39 232H36L37 230ZM47 231H45V230ZM66 229V230H65ZM78 229V230H77ZM123 229L125 230L124 232H123ZM141 229V230H140ZM191 229V230H190ZM199 229V230H198ZM206 229H207V231H206ZM14 230V231H13ZM56 230V231H55ZM86 230V231H85ZM195 230H197V232L195 231ZM33 231H35L34 233H35V235H36V237H37V239L35 240V238H33V233L32 232ZM39 231H41V230H39ZM45 231V232H44ZM64 233H63V232ZM66 231V232H65ZM119 231V230H118ZM145 231H147V232H149V233H146ZM161 231V232H160ZM198 231H200V232H198ZM206 231V232H205ZM260 231H262V234L260 233ZM16 232H18L17 234H16ZM59 232H61V234L59 233ZM73 232V233H72ZM79 232L81 233V235H79ZM91 232H92V234H91ZM93 232H94V243H92V246L90 245L91 243H90V240L89 239H87V238H91V236H89V235H93ZM108 233L109 234V237L111 238V239H113L112 241V243H116L115 245L113 244L112 246H111V244H110V246L109 247H107V249L108 250H110V251H103L102 250V242H100L101 240H105V239H107V235H105V233ZM135 232V233H134ZM143 232H144V234H143ZM151 232V233H150ZM12 233H14L13 234V236L11 235ZM23 233V234H22ZM37 233V234H36ZM63 233V234H62ZM78 233V234H77ZM99 233V234H98ZM123 233V234H122ZM146 233V234H145ZM9 234V235H8ZM73 234H77V235H79L80 236V238L83 236V240L84 241H81V239L80 238H78V237H76L77 235H73ZM89 234V235H88ZM115 234H117L116 236H118L115 240H118V243H117V241L116 242H114L115 240H114V238L116 237H114L113 235H115ZM148 234V236H146ZM149 234H151V236H152V238L149 236ZM156 234H157V237H156ZM11 235V236H10ZM35 235H34V237H35ZM42 235H44L43 236V238H45V239H41L39 236H42ZM89 236V237H85V236ZM97 235H98V237H102L100 240H99V242H97ZM153 235L156 237L155 239H154V237H153ZM158 235H161V237H163V239L164 238H167L169 241H167L168 243H166L168 246H167V248L170 246V248H168L169 250H171L172 248H174L173 249V251L171 250L170 252H169V250H167V249H164V247H166L165 245L164 246H162L163 245V242L165 241H160L158 244L159 245H161V246H159L158 244V248L160 247H162L161 249H162V251L161 252H159L160 251V249H156L157 247L155 246V244L156 243H154V245H153V242L155 241V242H158V241H156V239L158 240V237H159V239L161 238L160 236H158ZM163 235V236H162ZM219 235V236H218ZM257 235H259V237L260 236H262L261 238H263V239H261V238H258V236ZM1 236V235H0ZM2 236H1V240H2ZM72 236H73V238H72ZM105 236V237H104ZM21 237V236H20ZM28 237V238H27ZM40 239H39V238ZM52 237V238H51ZM75 237V238H74ZM93 237V236H92ZM97 237V238H96ZM108 237V239L107 240H109L110 238ZM129 237V238H128ZM29 238H31V239H29ZM85 238L87 239V240H89L88 241V243H90L88 246H86L85 247V243L87 242V240H85ZM124 239L123 240V242H121L122 240H119V239ZM147 238H151V239H154V240H151V241H145ZM256 238H258V239H261V241H258L260 244H261V242H262V244L261 245H259V244H257L256 243V246H252V243H254V242H256V240H258V239H256ZM16 239V238H15ZM14 239V240H15ZM27 239H29V240H32L33 241V239L35 240L34 241V243L33 244H27V242H26V240ZM48 241H47V240ZM129 239V240H128ZM140 239H141V241H140ZM166 239V240H167ZM177 239H178V241H177ZM254 239H255V241H254ZM17 240V239H16ZM42 240V241H41ZM93 239L91 238V241H92ZM96 240V241H95ZM106 240V241H107ZM162 240V239H161ZM172 240H174V241H172ZM8 241V242H7ZM26 243H24V242ZM106 241H104V242H106ZM111 241V240H110ZM110 241H107V244L108 243H110ZM254 241V242H253ZM7 242V243H6ZM12 242V243H13ZM29 242V241H28ZM41 242V243H40ZM45 242H48V243H45ZM72 242V243H71ZM148 242H150V243H148ZM171 242V243H170ZM178 242H180V243H178ZM12 243H11V245H12ZM87 243V244H88ZM97 243H99L98 244V246H95V245H97ZM100 243H102L101 245H100ZM120 243L122 244V245H120ZM177 243V244H176ZM182 243V244H181ZM208 244H210V245H208ZM242 244V249L241 248H237V247H239L240 245ZM13 245L12 246H10V244L9 245H7V246H9L10 247V251H12L13 252V250H14V248H13ZM27 245H29V246H27ZM65 245V246H64ZM68 245V246H67ZM105 245V244H104ZM109 245V244H108ZM149 245H153L152 247H149L150 249H148L147 247L149 246ZM206 245H208V246H206ZM254 245V244H253ZM259 245V246H258ZM7 246H5V248L7 247ZM19 246H14L15 247V250L18 248L19 249V252H22V249L19 247ZM31 246H36V247H33V249H32V247ZM40 246H42V249H40L39 247ZM107 245H105V247H106ZM177 246H179V247H177ZM210 246H212V247H214V248H212L211 247V249L213 250V251H215V249L216 248H221V249H223L222 251H224V253L222 252H220V251H217L218 253H213V251H211V249L210 250H208L209 248L208 247H210ZM66 247L65 248H63V251H64V249H66ZM89 247H91V248H89ZM111 247V248H110ZM193 247H196L195 248V250H194V248ZM205 247L207 248V252L210 254V255H208V253L206 252V250H205ZM216 247V248H215ZM245 247H246V249H245ZM248 247H250V249L248 248ZM254 247H257V248H254ZM11 248H12V250H11ZM27 248V249H26ZM74 248V249H73ZM100 248H101V251H100ZM180 249V251H179V249ZM193 248V249H192ZM7 249H9L8 247H7ZM17 249V250H18ZM21 249V250H20ZM38 249V250H37ZM77 249V250H76ZM152 249H155L154 250V252L152 251ZM178 249V250H177ZM229 249V250H228ZM233 249H235V251L233 250ZM244 249V250H243ZM251 249H254V250H256L255 252H254V250L252 251ZM14 251V252H16V253H19L18 251ZM88 251V252H86V251ZM177 250V251H176ZM185 251V252H183V253H185V254H182V251ZM194 250V251H193ZM217 250V249H216ZM226 250V251H225ZM230 250H232L231 252H232V254H231V256L229 255V257L231 258V259H229L228 258V254H230L231 252H230ZM240 250H242V252L240 251ZM250 251L249 253H252V254H249L248 252V254H247V256L249 257V261H248V258L245 260L244 259V257H245V255H243L244 253H245V251ZM37 251V252H36ZM39 251V252H38ZM156 251H158L161 255H163V256H161L160 254H158ZM186 251H188V252H186ZM192 251H193V253H192ZM227 251H229V253L227 252ZM233 251H234V253H233ZM240 251V252H239ZM252 251V252H251ZM4 252V251H3ZM35 252V253H34ZM54 252V253H53ZM167 252H169V253H167ZM176 252H178L177 254H176ZM212 252V253H211ZM244 252V253H243ZM253 252L255 253V254H253ZM157 253V254H156ZM163 253V254H162ZM166 253H167V256L169 255V257H166V256H164V255H166ZM173 255H171V254ZM190 253V254H189ZM191 253H192V255H191ZM227 255H226V254ZM243 253V254H242ZM259 253V254H258ZM260 253H262V254H260ZM5 254H7V253H5ZM45 254L43 255V256H45ZM77 254V253H76ZM105 254L106 255H108L107 257L105 256ZM175 254V255H174ZM180 254H181V256L182 257H180ZM221 254V255H220ZM50 255V257H48ZM53 255V256H52ZM96 255H97V258H96ZM103 255V256H102ZM254 255H256V256H254ZM261 255V256H260ZM85 256H86V259H85ZM95 256V257H94ZM209 256L212 258H209ZM215 256V257H214ZM233 256V257H232ZM77 257V258H78ZM106 257V258H105ZM217 257V258H216ZM223 257H226L225 259H224V262H223ZM234 257H236L235 259H234ZM251 257V258H250ZM253 257H256V258H253ZM259 257V258H258ZM54 258V257H53ZM53 258H52V260H53ZM74 257H70V259H69V262L67 263V264H78V262H72V260H74V261H76V259H73ZM96 258V259H95ZM208 258H209V260H208ZM215 258V259H214ZM228 258V260H226ZM233 258V259H232ZM246 258V257H245ZM72 259V260H71ZM221 259L222 260V262H221V260L219 261V260ZM252 259V260H251ZM255 259V260H254ZM44 260V259H43ZM70 260H71V262H70ZM98 260V262H96ZM232 260V261H231ZM234 260H236L235 262H234ZM77 261H80V260H77ZM82 261V263H85V262H83ZM217 261H218V263H217ZM230 261L231 262H233V263H230ZM261 263H262V261H260ZM259 262V264H261ZM9 263V262H8ZM48 263H50V261H48ZM47 263V264H48ZM81 263V261L79 262V264ZM81 263V264H82ZM9 264H18V263H9ZM262 264H264V262L262 263Z\"/></svg>",
	"mask_w": 264,
	"mask_h": 264
},
{
	"label": "bare ground",
	"instance_id": "obj_2",
	"mask_svg": "<svg viewBox=\"0 0 264 264\" xmlns=\"http://www.w3.org/2000/svg\"><path fill=\"white\" fill-rule=\"evenodd\" d=\"M6 1H8V0H5V2H4V0H3L4 3H6ZM14 1H15V3H16V0H13V1L11 0V2L9 1L10 3L7 2V4H14ZM93 1H94V0H91V3H92ZM184 1L186 2V3L183 2V4L185 3L184 5H186L185 7L182 6V8H185L184 10H186V8H187V9H192L191 5H192L193 7L196 6V5H193V4H196V3L194 2V0H193V1L191 0V1H190L191 4H189V1H188V0H187V1L184 0ZM195 1H196V0H195ZM201 1L204 2V4L206 3L205 5L203 4V6H207V7H208V9H207L206 11H203V12H207L206 15H208V21L206 20V16H205V17H204V20H206V23H204V24L201 26L200 31L198 30V33H199V35H198L197 30L195 29V27H194V25H193V18H192V21L190 20V18H188V19L192 22V23H191V24H192L191 26L194 27V30H193V31H196V32H193V34H195V36H194V39H192V42H191V43L193 44V46L195 45V47H193V46L191 45V46H192V49H191L190 51L187 50V52H188V51L191 52L192 55H191V53H189V52H188V54H190V55L186 54L187 52L185 51V52H182V54H179V55H175V56L172 55V56H173V60L171 59L170 55H169V56L167 55V56H168L167 58L170 57V60H171L172 62L177 61L176 64H175V62H174V65H175V66H176V65H179L180 62L178 63V61H181V60H182L181 63L184 64V60H186V59H187V61H190V62H189L190 67H192V66L195 67V65H194L195 62H194L193 59H195V61H198L197 64H198V63L203 64L202 61H204V62H206V63H209V62H207V60H206V61L203 60V58H205L204 55L207 57V54H208V57H210V56H211L212 54H214V53L209 54V52H211V50H214V51H212V52H215V51H216L215 49H216V48L218 49L220 46H222L223 43H224V41H225V40H224L225 38H224L223 40L220 39L221 41H220V40H217V39H216V41L214 40L215 38L218 37V35H217V37H216V34H219V33H217L218 30H219V28H217V27H216L215 29H212V28L214 27V25L216 26L215 21L219 18V20H217V21H219L217 24H221V26H222V27H221V28H222L221 30H222L223 32L225 31L224 33H225L226 35H229V36H226L225 34H224V35H221V33H220V36H222V37H223V36L228 37V42H229V43H228L227 41H225V42L228 43L227 46H231V47H232V45H229V44L233 42V41H232L233 38L236 37V36H237V37H242L241 35H242L244 32L246 33V34L244 33L245 35L243 34V35L245 36V38H246V39H245L246 41H244V43L242 42L243 44L240 45V47H239V45H237L236 48H234V50L230 49L231 51H229V50L227 49L228 47L226 48V47L224 46V47L226 48V51L228 50V52H229V53H228V54H229V58L227 59L226 62H225V61H222V60H224V59H222V60L219 59L220 57H219L218 59L221 61V63H222V62H223V63H224V62H225V63H227V62L229 63V64H227V65L224 67L225 69L228 68V67H229V68L231 67V69L233 68L232 71L234 70L233 72L235 73V70H236L235 68H236V66H237V67H238L237 70H240V68H241V70H240L239 72H242V73H241V74H242V75H241L242 77L245 75V74H243V71H245V72L247 73V75H245V76L249 77L248 79H250V80H249L248 82H250V83H248V82H247V83L244 82V83L247 84V85L245 84L246 87L248 86L246 89H249V87H250L251 92H252V94L255 96V100H256V101H255V103L253 104V103H252V100H251V101L247 104L248 109H247L246 112L248 113V116H243L244 119H245V121H244V122L241 121L242 123H241L240 121H237L236 118H239L240 116H239V117H236V116L239 115L238 113H237V115L235 114L236 116H233V114L236 113V111L238 110L237 108H236V111H234L235 109H233V108H235V106H234L235 102H233V101H236V99H233V97H236V98H237V96H239V97L242 99V98H243V92H245V91H244V90H245V89H244L245 86H240V87L238 86V88H240V90L237 88L236 91H235V89H233L234 87H232L234 84L231 85V83H229L230 85L228 84V86H227V83H226V82H227L228 80H229L228 82H230V80H231V78H232L231 75H233V74L230 73V74H229L230 76L227 74V75L229 76V79H228V78L226 79V76H227V75L225 74L226 72H225V69L223 68V63H222V65H220V62H217V61H216V65H214L215 63L212 64V66L214 65V68H210V67H209L210 69L208 68V69H209V70H207V74H208V76H207V74H205V75L207 76V78H208V79L206 78L207 81H209V75H211L210 78H212V80H213L212 75L214 76V79H216L215 81H216L218 84H217V83H214V84H217V85H218V87H217V88H218V91L220 90V92H218V91H217V88H215L217 85H216V86L214 85V88H215L216 91H215L214 89H213V90L216 92V93H215L216 95H211L213 92H212L211 89H210V87H211V85L213 84V82H215L214 80H213V82H212V80H210V81H211L210 83H212V84H209V85H208V87H209L208 90H209V91H206V90L204 89V86L201 85V84H195V85L190 84L191 87L187 84V85H188V87H186L187 89H186V90H185V88L183 89L184 86H187V85H186V83H187V79H186V77H185V78L183 77L184 79H181V81H179L180 79H179V77L177 76V77H175V79L178 78L179 80H177L176 82H175V81H172V80H170V79H168V80H167V79H164V81H162L163 84H161V86L163 85L165 88H166V86H168V89L166 88V91H165V92H167V91L169 90L171 94H170L169 91H168L169 94H168V93H165L164 96H162V95H161V96L164 98L166 95H167V96H169V95H170V96L178 95L177 97L180 99V101H183V102L179 103V104H178V107H177V105H176V100H175V99H178V98H176V97L174 96V97H175V99H174V100H175L174 105L172 104V103L174 102V100H173V102L171 101V104H172V105H170V104H169V105H170L171 107L173 106V108H174V106L176 105V107L178 108V110H180V108H179V107H180V104H181V106H182V103H184L185 106L183 105V107H186V105H187L188 107L190 106V108H191L192 110H193V109L195 110V113H198V114H197L198 116L201 115V116H200V119H198L199 117H198L197 115H194L195 113L192 115V113H193L194 111H192L191 115H192V116H196V117H198V118H196V119H194V120H192L193 117H192L191 115H190V116L192 117V119H191V117L189 118V112H188V113L185 112V113L188 115V118H189V119H185L186 122H187V120L190 121L189 124L187 125V126L190 127L189 130H188L190 134H189V136H188L187 138L184 139L185 142L183 141V143L181 142V139H182V138L178 137V139H177V138H176V139L174 138L175 141H174V142L171 141L172 144H168L169 146H167V144L165 145L166 142L163 143L164 146H163L161 143L158 144V145L156 146V144H157V143H156L157 141H156V142L152 143L151 146L149 145V147H148V145H144V146H143V143L140 144V141H141V140H140L139 143H137V144H140V146H139L140 149H138L137 147H135V146H137V144H136V145H133V144L131 145V143H132L133 141H128V140L131 139V137L133 138V137L135 136L134 133H136L137 131L139 132V129L141 128V126L143 125V123H142V125L140 124V127L137 126V125H138V123L141 121V118H143V120H144V117H139V116H138L139 113H140V111H139L138 107L136 106L138 103H137V104H134V103H136L134 99H135V98L138 99V95H140V96H141V98H140V96H139V98H140V100H141L140 102L144 101V103H145V100L142 98L143 96H142L141 94H138V92L135 91V92L137 93V96L134 97L133 100L131 99V100H132V101H131L130 98L133 97V96H135V95H133V94H135V93H134V92H133V94L131 93L133 96H131V94H130V96H131V97H130L128 94H126V92L129 93V92L131 91L130 89L128 90V87H130L129 85H131V83L128 82V81H131V82H132V80H128V78L125 79L124 75H120V74H122V72H121V73L119 74V78H121L120 76H123L124 80L121 79V80H123V81L121 82L120 79H119V81H118V80H116V78L118 77V76L116 75L117 73L115 74L116 76L113 75V73H115V72H112L113 70H111V73H112V74L109 73L111 66H110V68H108L109 70L106 68V71L108 70V74H106L107 72H106L105 70H104L105 73H104L102 70H100V67H99L100 64H99V65L97 64V67L99 68V70H98L99 72L102 71V73H104V75L106 74V76H107L108 78H111L112 75H113L114 78L116 77V78H115L116 81H115V80H114V81L112 80V81H110V83H109L108 85L112 86L113 88H116L119 84L121 85V83H123V84H122V86H123V85L125 84V81L128 82V83H130V84H129V85H128V84H125V85H124V87L127 88L126 90L124 89V87H122L123 90H124V91H123L124 93L122 92V89H121V88H118V87H121V86L119 85L116 89H111V91H113V93L109 92V95L112 94V97L109 96V95L107 94V96H109V98H110V97L112 98V99H110V100H111L112 102H115V104H112V105H114V106H111V107L108 106L110 111H108L107 107L105 108V106H107L108 104L106 105L105 102H104V100L100 102V103H102V105H103V104L105 105V106H103V107H101L102 105H99V106H100V110H101V108H105L104 110L107 109L106 111H103V110H102V111H101L102 113H105V112H106V113H107V112H110V113H111V111H112L111 108H112V109H113L112 116L114 115V117H115V116H116L115 112H117V111L119 112V113H117V117L111 119V118H109V117H111V116H109V115H111V114H108V113H107L108 115H107V114L105 115V114L100 113V114L104 115L103 117H105V118H103L102 115H98V114H99V111H100V110H99V111H98V114H97V117H98V118H96V117H95L96 115H95V113H94L95 110H93L94 112H92V113H94V114L91 115V120H90V118L88 117V118H89L88 120L92 123V126H91V127H92V131L89 130V128H91V127H89V124H88V126H85V125H84L86 128L88 127L87 129L93 133V140H91V138H90L91 135H92V133L89 132V135L86 136V138H84V137H85L84 135H83L84 137L80 136L81 138L79 137L80 139L78 138V139H79L78 141H80V140L82 139L81 141L84 142V144H85L86 146H88V145H89L88 143H90V142H89V140H90L91 143L94 145V146H93V145L91 144L94 148H95V146H96L95 144H96V142H97V147L99 146V147H98L99 149H100L101 145H102V146L105 145V144H104V143H105V142H104V137H100V135L102 134V136H103V133H104V132H101V131H102V130H101L102 128H101L100 126H101V124H103V123H106V124L109 123V126H108V127H106V126L103 127V126H102V127H103V131L106 130V129H105V127H106L107 130H108V128H109V133H110V132L113 133L114 131H115L114 133H117V130H118V128H117V127H118L117 123L120 122L119 119H122V117H119V115L121 116L120 113L123 111V110L121 111V109H123L121 106L124 107V105H125L126 103H123V102H126V99H125V98H127V97H128L129 100H130V101H128V102H129L128 104H129V105L131 104V106H129L128 108L132 107L131 109H134V110H135V108L137 107L138 112H136V111H134V112H135V114H138V115H136V116H137V118L140 120V121H138L137 124H134L135 122H134V121H131V119H135V118H136V117L133 115V114H134V113H133V114H131V115H132V116H131L132 118L130 119V117H129L128 119H130V121H128V119H127L126 117H127V115L130 116V114H129L128 111H126L127 114L125 113V115H126L125 118H123V121L121 120V122L118 123L119 125H120V124L122 125V128L125 126L124 129H126V130H124L123 133H124L125 131H126V133H127L128 131H129V132L131 131V132H133L132 134L134 135V136H133L132 134H130V135H131V137H130V135L128 134V136H129L130 138H129L128 136H126V137H128V138H126V140H125V142H124V143H126V141H127V144L125 145V149H126V150H124V151H125V155H126V152H127V147H128V148H130V147L132 148V149L130 148L131 150H130V149L128 150V152H130V154L127 152V153L129 154V158H128L127 155H126V157H127V158H126V157L123 155V153H122L123 151L121 152V150H120V147L122 146V149H123V146H124V145H121V143L123 142V141L121 142L122 139L120 140L121 143L118 141L120 144L117 143V146L120 145V147H117V146H116V142H117V140H115L116 142H114V146H116L117 149L119 148V149L117 150L116 148H112V147H114V146L111 145V142L109 143L110 145H109L108 142H107V140H108L107 138H109V139L112 140V137H111V136H113L112 133H111L110 136L107 134V132L104 133V134H107L106 136H108V137L105 136V140H106V145L108 144L107 147L109 146V147H108V150L110 151V153H108L109 151H106L107 149H105V150H103V151H101V152H104V151H105V154H106V153L110 154V155L112 156V158H113V159H111V160H113V161L115 160V163H116V164H118V163L121 164V162H122L123 164H125V161H126V164H127V163H129V162L131 161V160L129 161V159H131V157H133V156L135 157V159H137V157H138L139 160H138V159H137V160L140 161V162H139V164L136 163V165H135V161H134V162H133L134 164H133V165L130 164V165H131L130 167H129V166L127 167L126 164H125L126 167H124V165L122 164V165H123V166H122L123 168L121 169V171H120L119 168H117L118 166H120L119 164H118V166H116V164H115L113 167H111V169H112V168H113V169L115 168V170H118V169H119V171L110 170V166L113 165V161H112V162L110 161L109 164H111V163H112V164L109 166V169H108V167H107L108 164H107L106 162L102 163V164L104 165L103 169H104L105 167H107V169H108V171L106 170V172H104L103 169H102L100 166H99V169L97 168L98 171H99V173L103 172V173H101V174H104L105 179H103V178H101V179H103L104 188L106 187V188H105L106 191L109 189L108 191L111 192V196H110V197L113 196V197H112L113 199H111V200H114L115 202H117L118 199H119V201H118V203H119V202L121 201V199H124V197L121 198L120 195L123 196L124 193H125L126 191L128 192L127 195L130 196V197H128V198H130V200L133 199V200H131V202H130V200H128V198H125V200H127V201H123V200H122V202H120L121 204L119 203L120 205H117L118 203H115V204H116V205H115L116 207H113L114 210H115V212H114V214H113V210H112V208H111V205L114 206V203L111 204V203H109V202H106L107 200L104 199V197H105L104 194L106 193V191H105V189H104L102 186H101V187H102V189H103V191H104L105 193H103L102 190L99 192V191L93 189V191L95 190V191H94V194H93L94 196H92V193H91L90 191H89L90 195H89V193H87V192H86L84 195L82 194V195H81V196H82V197H81V198H82V201L84 200V202H85L86 204H88V207H87L86 204L83 205V203L80 202V203H81L80 205H82V206H81L82 209L80 210V212H81L82 210L88 209L89 213H91V214H89V215H90V216H93V215H94L93 218L96 217V216H99L101 213H103L105 216H109V217H108V220L106 219L107 222H105V221H103V216H104V215H102V219H99V223H100V222H104V223L107 224L109 220H110V223H111L112 221H111V219H109L110 216H112L113 219H115V217H116V218H118V217L121 218V216H123V215L125 216V214H126V215L129 214V212L131 213V211H132L133 209H132V210L130 209V211H129V210H128V211L126 210L127 212L125 211V209H128V207L125 208V207L127 206V205H125L127 202H128V204H129V202L131 203V204L129 205L131 208H132L133 206L136 207L137 204H138L139 209H141V207H142V208L144 207V209H146V206H144V205H145L144 203H147L146 205H148V203H149V206H153L154 203H155L156 205L158 204L157 207H158V210L160 211L159 214H160V216H162V215L164 216L165 214H162V215H161V212L164 211V208H163V211H161V209L159 208V203H160L161 201H163L164 199H163V200H160V199H161V198H160V199L158 200V198H159L158 196H159L162 192H163L164 194L167 193V191L170 192V189L167 190V187H168L167 183L169 184L170 182L173 181V180H171L172 177H173V175H172V177H171V175L169 174L170 177H171V179H170L171 181L168 182V180H167V183H166V184L163 183V182H159V181H161L162 179H161V178L158 179V177L161 176V175H163L164 173H163V174L160 173V172L162 171V170H161L162 168L160 167V165H157V166H159V168H161V169H160L161 171H160L159 173H156V174H155L156 176L160 174L157 178H156V176H155V178H156V179H155L154 176H153V175H154V172H155V170H154V168H153V164H152L153 158H154V157H158V159L161 160V161H159V162L164 163L165 167H167V168H164V167H163V168H164V169H167V171H163V172H166V174H168V170H170L169 166H170L171 164H173V163H174V165H175V162L173 161V163H172V162H171V159L168 157V156H170L169 154H171V155L175 156L174 158H177V159H176V161L178 160V161H177V165H178V166L181 165V167L179 166V168H180L181 170H179V169H178V170H179L180 172H181L182 170H184V173H185V172H187L186 170H187L188 167H189V166H188L189 162H191V160L188 159L189 156H191L192 159L194 158V156H192L191 154H188V152H189V151H192V149H196V147L199 148V146L205 144L209 139H210V143H209L208 149L205 148V150H206V149H207V150L204 151V152H206V153L211 152L210 155H212L213 153L216 152V153H217V156H218V152H217V149H218V151H221L219 154H222V153H223V158H222V160H221L222 162H220V163H218L216 160H214V161H215V162H214L215 164H213V162H211V164H213L214 166L209 167V168L207 169V171L210 173V175H209V173L207 172L209 178H208V176H207V177L204 176V177H206V178H205L206 180H207V178H208V179L211 178V179H210V180H212L211 183L214 184V185L217 184L219 181L222 180L223 183L221 182V184H225V186H226L227 183L229 184V182H231V183H232V184H231L232 186H231V185H229L230 187H227V186H226V189H225L221 184H220V185L218 184V185H217L218 187H217V186L215 187V189L217 188V189L215 190V192H214V193H217V194L214 195L215 198H214V197L210 198V194H209V192H208V194L206 193L205 196L202 195V198L204 197V199H205L206 197H209L210 199L208 198V200H209L210 202H206V206H205V204L203 205V203H202V204H199V203H198V204L200 205V206H199L198 204H196V203L198 202V200H197V202L195 203V202H194V199H193V202L196 204L195 207L197 206L198 208L200 207V209H204V210H207V211L210 210V209H209V207H210V208H212V209L214 210V207H215V203H214V202L217 201V202H216V205L218 204V206H219L220 208L215 209V211L218 210V211L220 212L221 210H223V209L225 208V210H227V213L223 210V212H225V215H223L222 212H221L220 214H219L218 211H216V212L218 213V216H225V219H226V217H230V216H227V215H230L228 212H230L229 210L231 209V208H230V206H231V201H230V199H229L230 196H231V194L234 192V194L236 193V195H237L236 197H238L239 195H240V197H241V194H242L241 192L244 191V190L241 191V188H243V187H241V186H243V185H238V186H237V184H235V183H236V181L234 180L235 177H234V179H233V177L230 175L231 172H229V171H227V170L225 169V165H226V164H224V162H225L226 160H228L229 158H232L230 161H232V160L234 161L235 158H237V157H235L236 155H234V157H233L231 154H233V146H234V147L236 146V145H235V144H236L235 142H236L237 139L240 137V135L238 134V133L240 132V130H241V133H240V134L243 133V136H242V137H243V140H244L245 143H244L243 141H242V142L244 143V145L246 144L245 147H246V146H250L249 144H251V146L254 147V145H255L256 148H258L257 145H256V143H257L258 141H256V140L259 139L260 137H261L262 139H264V133L260 132L261 130H264V119H263V117L260 115V113L256 111L257 109H259L260 111L264 109V96H262V95H263L262 92H263V89H264V78H263L262 76H260V74H262V72H263L262 70L264 69V65H263V66H262V64H256V65H255V62H256L255 59H251V58H250L251 56L253 57V56H255V55H258V56H259L258 53H260V54H261L260 57H261V59L264 61V49H263V48H264V47H263V46H264V45H263V42H264V40H263V36H264V14H263V13H264V12H262V11H264V0H223L224 2L226 1V2H225L226 4L221 3L222 6H223V5L225 6V7L223 6L222 8L219 7V6H221V4L218 5L217 8H215L216 5H215V6L213 5V3H216L218 0H208V1H207V0H201ZM227 1H228V3H227ZM65 2H66V1H65ZM130 2H133V0H131ZM202 2H200V4H197V5H200V7H199V6H196L197 8H196V7H195V8H196V9H198V7H199V9L202 8V7H201V6H202ZM208 2H209V3H208ZM66 3H67V2H66ZM198 3H199V2H198ZM0 4H2V1L0 2ZM64 4H65V3H64ZM105 4H106V3H105ZM122 4H123V3H122ZM122 4H121V5H122ZM128 4H131V3L128 2ZM187 4H188V6H187ZM5 5H6V4H4L3 7H4ZM65 5H66V4H65ZM70 5H71V3H70ZM70 5H68V6H70ZM106 5H107V4H106ZM123 5H124V4H123ZM125 5H126V4H125ZM125 5H124V6H125ZM1 6H2V5H1ZM1 6H0V8H2ZM61 6H62V5H61ZM66 6H67V5H66ZM113 6H114V5H113ZM131 6H132V5L129 6V7L131 8V10H133V9L135 10L134 4H133V6H132L133 9H132ZM176 6H178V5H176ZM189 6H190V7H189ZM226 6H227V7H226ZM62 7H63V6H62ZM126 7H127V5H126ZM129 7H128V8H129ZM136 7H138V5H137ZM66 8H67V9H66ZM123 8H124V7H123ZM128 8H127V9H128ZM130 8H129V9H130ZM172 8H174V7H172ZM172 8H171V9H172ZM175 8H177V7H175ZM179 8H180V7H179ZM218 8H221L222 11H220L221 9L219 10ZM223 8L225 9V11H224ZM62 9H63V8H62ZM65 9L68 10V9H70V8H69V7H65ZM96 9H97V10H99V9H103V7H102V6H99V7L97 8V6H95L94 3H92V5H90V7H89V9H88V13H89V15L91 16V17H89V18H91V20H94V21H92V22H95L94 16H96L97 14H99V16L101 17V15L103 14V13H102V14H100V13L93 14L94 11H97ZM125 9H126V8H125ZM138 9H139V8H138ZM199 9H198V10H199ZM217 9H218L220 12L217 11ZM226 9H228V10H226ZM234 9H235V10H234ZM0 10H1V9H0ZM173 10H174V9H173ZM184 10H182V11H184ZM201 10H202V9H201ZM208 10H209V11H208ZM259 10H260V12H259ZM99 11H100V10H99ZM110 11H111V10H110V8H109V12H110ZM116 11H117V10H116ZM126 11H127V10H126ZM126 11H125V12H126ZM135 11H136V10H135ZM137 11H138V10H137ZM178 11H179V10H178ZM186 11H187V13L189 14V16L187 15V13H186L185 11H184L185 14L183 13V16H182V13H181V16H182L183 18H182V17H180V18H182L183 20L185 19V21H183V22H181L182 19L180 20V24L182 23L181 26L178 25V27H177V24H176V23H175V24H172V22L175 20V19H173V18H176V17L173 15V17H171V19H173V21H171V23H170V25L172 24V26H173L172 29L169 28L168 26H167L168 28L165 26V27H161L160 29H157V30H160V31H158V32H157V31L154 32L156 29H155L154 31L152 30L151 33L153 32V34H152L151 37H150V42H152L153 44H156V43H158V42H161L164 38H165V39L167 40V42H168V40H170L169 38H171V37H172V40H174V38L177 37V38H175V40L178 41V40H180V39L182 38V36L184 37L183 39H185V38L187 39V37H189V35H190L191 32L188 34L187 32H184L182 28H183V27L185 28L184 23H188V22H189V20L187 19V16H188V17H191L190 15H191L192 10H190V11L186 10ZM195 11H196V10H195ZM63 12H65L64 14L67 16L66 13H68V12H66V11H64V10H63ZM63 12H62V13H63ZM101 12H102V11H101ZM123 12H124V9H123ZM128 12L130 13V10L127 11V13H128ZM131 12H132V11H131ZM208 12H209V13H208ZM213 12H214L215 14L218 12V14H216V16H215V14H214ZM261 12H262V13H261ZM117 13H118V12H117ZM127 13H125L126 17L128 16ZM168 13L170 14L169 16H171V13H172V12L169 11ZM168 13H167V16H168ZM196 13H197V11H196ZM221 13H223V16L221 15ZM56 14H57V13H56ZM60 14H61V13H60ZM64 14H61L60 16L58 15L57 17H61V16H62V17H61L60 19H57V18H56L54 22L56 23L58 20H59V22H60L61 19H62V20H65L66 23L64 24V22H63L64 25H62V24L60 23V26H61V25L63 26V27H62V28H63V30H62V34H63V32H65L66 34L68 33L67 35H69V33L72 32L73 36L76 35V34L78 33V31H79V28H78V27H79V24H78V25L76 24V23H77L76 20H75L76 22H73L74 20H73V18L70 19V18H71L70 15H69V17H70L69 20H68V18H67V19H64V17H63ZM132 14H133V12H132ZM173 14H174V13H173ZM177 14H178V13H176L175 15L177 16ZM201 14H202V13H201ZM211 14H212V16H211ZM224 14H226V15H224ZM234 14H235V15H234ZM76 15H77V12H76ZM111 15H112V14H110L109 16H111ZM115 15H116V17H117L118 14H114L113 16H115ZM119 15H120V14H119ZM178 15H179V14H178ZM184 15H185V16H184ZM204 15H205V14H204ZM217 15H218V16H217ZM66 16H65V17H66ZM104 16H105V15H104ZM104 16H103V17H104ZM131 16H132V15H131ZM131 16H129V17H131ZM213 16H214V17H213ZM72 17H73V16H72ZM100 17H99V18H100ZM197 17H199V16H197ZM215 17H216V18H215ZM48 18H49V17H48ZM75 18H79V16H78V15H77V16H74V19H75ZM114 18H115V17H114ZM177 18H178V16H177ZM177 18H176V19H177ZM202 18H203V16H202ZM214 18H215L216 20H215ZM45 19H47V17H46ZM116 19H118V18H116ZM119 19L125 20V19L122 18V17L119 18ZM198 19H199V18H198ZM71 20H73V21H71ZM89 20H90V19H89ZM40 21H41V20H40ZM40 21H39V22H40ZM67 21H68V22H67ZM178 21H179V19H178ZM178 21H177V23H179ZM54 22H53V24H54V28H52V30H51V34H54V31H55L56 28H57V27H56V26H57V23H58V26H59V22H57L56 24H55ZM119 22H122V21L120 20ZM213 22H214V23H213ZM41 23H42V21H41ZM41 23H40V24H41ZM74 23H75V24H74ZM123 23H124V22H123ZM93 24H94V23H93ZM116 24H117V23H116ZM257 24H258V25L260 24V26H261L260 29L258 28V33H257V30L255 29V27H256ZM55 25H56V26H55ZM119 25H120V24H119ZM175 25H176V26H175ZM182 25H183V26H182ZM76 26H77V27H76ZM121 26H122V25H121ZM174 26H175V28H174ZM41 27H42V26H41ZM41 27H39V30H38V28H37V29L35 28V31L37 30V33H38L37 36H36L35 38L38 39V38H41V37H42L43 39H41V41H42V40H44L45 42L51 41V36H52V35H49V37H48V36L46 35V32H43V30H42L44 27H43V28H41ZM55 27H56V28H55ZM170 27H171V26H170ZM179 27H180V28H179ZM58 28H59V27H58ZM77 28H78V30H77ZM166 28H167V31H166V30H162V31H161V29H166ZM173 28H174V29H173ZM177 28H178V29H177ZM153 29H154V28H153ZM179 29H181V32L179 31ZM248 29H250V30L252 29L254 32H256V33L259 34V35L257 36V35L255 34V38H254V37H251L250 34H253L254 32L252 31V32H253V33H252V32H251L250 30H248ZM254 29H255V30H254ZM173 30H175V32H174ZM184 30H185V29H184ZM212 30L215 31V34H214L215 37H214V39L212 38L213 35L211 34V33H212ZM221 30H219V31H221ZM52 31H53V32H52ZM59 31H60V30H59ZM148 31H149V30H148ZM148 31H146V32H148ZM163 31H164L165 34H166L165 36H164V34L162 33ZM185 31H186V30H185ZM247 31H248V32H247ZM55 32H56V31H55ZM122 32H123V31H122ZM149 32H150V31H149ZM149 32H148V33H149ZM166 32H167V33H166ZM249 32H251V33L249 34ZM65 33H64V34H65ZM75 33H76V34H75ZM123 33H124V32H123ZM128 33H129V32H128ZM182 33L187 34V36H186L185 34H182ZM247 33L249 34L250 38L248 37V34H247ZM49 34H50V32H49ZM56 34H57V33H55L54 36H52V39H53L52 41H54V38H55V35H56ZM60 34H61V33H60ZM64 34H63V36H64ZM66 34H65V35H66ZM130 34H131V33H129L128 35H130ZM171 34H172V35L175 34V35L172 36ZM180 34H182V35H181V38H180ZM196 34H197L198 36H196ZM45 35H46L48 38H50V40H49L48 38L44 39V38L46 37ZM67 35H66V36H67ZM123 35L125 36V35H127V33H125V34H123ZM128 35H127V37H128ZM169 35H170L171 37H170ZM184 35H185L186 37H185ZM57 36H59V35H57ZM141 36H142V35H141ZM141 36H139V37H141ZM163 36H164V37H163ZM233 36H234V37H233ZM60 37H61V35H60ZM64 37H65V36H64ZM69 37H71V36L69 35ZM125 37H126V36H125ZM139 37H138V38L135 37V38L140 39ZM168 37H169V38H168ZM199 37H200V38H199ZM256 37H257V38H256ZM258 37H259V38H258ZM121 38H122V35H121ZM130 38H132V37H128L127 39L129 40ZM141 38H142V37H141ZM220 38H221V37H220ZM229 38H230V40H231L232 42L229 41ZM61 39H63V38H61ZM119 39H120V37H119ZM122 39H123V38H122ZM186 39H185V40H186ZM197 39H198V41H197ZM218 39H219V38H218ZM226 39H227V38H226ZM237 39H238V38H237ZM242 39H243V37H242ZM38 40H39V39H38ZM38 40H37V41H38ZM64 40H65V39H64ZM120 40H121V39H120ZM123 40L126 41L125 38H124ZM130 40H131V39H130ZM239 40H240V39H239ZM243 40H244V39H243ZM133 41H135V42L133 43ZM133 41H131L132 43H129V41H126V42H128L129 44H135V45H136V48H138V49H140V47H144V46H142V45H144L143 42H145V41L140 42L141 45H140V43H139V40L137 41V40H134V39H133ZM156 41H157V42H156ZM187 41H188V39H187ZM196 41H197V42H196ZM222 41H223V43H222ZM235 41H236V40H235ZM61 42H62V41H61ZM63 42H64V41H63ZM126 42H124V43H126ZM136 42H137V44H136ZM193 42H194V43H193ZM219 42H220V43H219ZM13 43H15V42H13ZM36 43H37V42H36ZM138 43H139V47H137V46H138ZM233 43H234V42H233ZM21 44H22V45H20V43H19L18 48H20L21 46H24L23 43H21ZM24 44L27 46L26 43H24ZM146 44H147V43H146ZM164 44H165V43H164ZM218 44H219L220 46H219ZM224 44H226V43H224ZM235 44H237V43L235 42ZM235 44H234V45H235ZM240 44H241V43H240ZM4 45H5V44H4ZM7 45H8V44H7ZM12 45H13V44H12ZM15 45H16V43H15ZM17 45H18V44H17ZM119 45H122L123 49H121L122 47L119 46L120 48L117 47L116 51H118V48H119V50L121 49V52H123L122 59H120L121 57H117V56H119V55H118V54H115L116 51H115V53H114L115 55L112 54V52L109 53V54H112V56H111L112 58L110 57V55H108V56H109L108 58L113 59V57H114L113 61L115 60V62H113V64H115L116 61L118 62V58H119L120 63L123 64L124 61H122V60L125 59L126 57H127V59H126V60H127L126 63H127V62L129 61V59H131V58L133 57L132 55H135V53H136V51H135L134 54H132L131 56H129V55H127V54H131V53H129V50H130V52L133 53V50H131L130 47H129L130 45H124V46H123L122 43H119ZM257 45H258L260 48H259V47L257 48ZM262 45H263V46H262ZM1 46H2V45H1ZM8 46H9V45H8ZM59 46H60V45H59ZM127 46L129 47V50H127V54H126V51L124 50V48L127 47ZM170 46H171V45H170ZM185 46L191 48V46H189V42H188V45H185ZM185 46H184V47H185ZM215 46H216V47H215ZM4 47H5V46H4ZM4 47H1L0 50H1V51H4V50L7 49V48L9 49V47H5V49H4ZM61 47H62V46H61ZM128 47H127V48H128ZM168 47H169V46H168ZM177 47L179 48L180 46L178 45ZM136 48H135V50H136ZM149 48H151V47L149 46ZM165 48H166V47H165ZM173 48H174V46H173ZM175 48H176V47H175ZM182 48H183V47H182ZM211 48H212V49H211ZM232 48H233V47H232ZM22 49H23V47H22ZM143 49H144V48H143ZM143 49H140V50H142V52H143ZM169 49H170V48H169ZM194 49H195V51H192V50H194ZM219 49H220V48H219ZM219 49L217 50L218 53H219V52H221V53H223V54L225 53V49H223V52H222V48H221V51H220ZM55 50H56V49H55ZM55 50H54V51H55ZM58 50H59V49H58ZM122 50H124L125 53H124V51H122ZM140 50H137V51H140ZM146 50H147V49H146ZM167 50H168V49H167ZM167 50H166V51H167ZM110 51H112V50H110ZM152 51L156 52V49H153V50L151 49V52H150V50H149V51L147 50V53H148V52L151 53V54L149 53L150 55H148L147 58H146V61H148L147 59H149V64H150V62H152V61L150 60V58H149L151 55H152V56H151L152 58H153V57L155 58V59L153 58V60H157L158 57H160L161 59L164 57V61H166L165 59H167V58H165L166 55H163L164 53L162 54V53H159L160 51H159V52L157 51V53H156L157 55H154L155 53L152 52ZM182 51H183V49H182ZM58 52H59V51H57V53H58ZM61 52H62V51H61ZM61 52H60V53H61ZM96 52H98V51H96ZM105 52H106V50H105ZM118 52H119V51H118ZM145 52H146V51H145ZM145 52H144V53H145ZM57 53H56V54H57ZM62 53H63V52H62ZM93 53H94V52H93ZM98 53H100V52H98ZM140 53H141V52H140ZM144 53H143V54H139V53H137V54H139V55L141 56V55H144ZM226 53H227V52H226ZM95 54H96L97 56L99 55V54H97V53H95ZM121 54H122V53H121ZM125 54H126L127 56H126ZM137 54H136V55H137ZM161 54H162V55H161ZM184 54H186V55H188V56H184ZM52 55H53V54H52ZM58 55H59V53H58ZM58 55H54V56H57V57H58ZM91 55H92V54H91ZM136 55H135L134 57H136ZM219 55H220V54H219ZM54 56H52V57H54ZM59 56H61V54H60ZM87 56H88V55H87ZM87 56H86V57H87ZM97 56H95V57H93V58H94L95 60H97V59H98ZM123 56H124V57H123ZM125 56H126V57H125ZM128 56H129V57H128ZM157 56H158V57H157ZM162 56H163V57H162ZM52 57H51V58H52ZM57 57H55V58L57 59ZM86 57H85V58H86ZM98 57H99V56H98ZM115 57H116V58H115ZM130 57H131V58H130ZM141 57H142V56H141ZM144 57H145V56H144ZM156 57H157V58H156ZM60 58H61V57H60ZM128 58H129V59H128ZM136 58H137V57H136ZM196 58H197V60H196ZM222 58H224V57H222ZM249 58H250V59H249ZM111 59H110V60H111ZM116 59H117V60H116ZM137 59H139V57H138ZM205 59H206V58H205ZM248 59H249V60H248ZM261 59H260V61H261ZM50 60H51L52 63L55 62V59H50ZM50 60H49V63H51ZM59 60H60V59H58V62H59ZM86 60H88V61H90V60L93 61L92 57H91V58H88V59H85V60L83 59V60H81V61L83 62V61H86ZM108 60H109V59H108ZM110 60H109V61H110ZM131 60H132V61H130V63H131V62H132L133 64L136 63L135 61H133V58H132ZM250 60H252V61H250ZM256 60H258V58H257ZM0 61H1V60H0ZM111 61H112V60H111ZM111 61H110V63H111ZM140 61H141V60H140ZM142 61H143L142 65H144L145 62H144V60H142ZM157 61H158V60H157ZM157 61H154V63L157 62ZM161 61H163V59H162ZM164 61H163V63L166 64L167 62H164ZM167 61H168V59H167ZM187 61H185V62L187 63ZM249 61H250V62H249ZM253 61H254V63H253ZM58 62L56 61V63H58ZM79 62H80V61H79ZM158 62H159V64H160V61H158ZM158 62H157L155 65H152L153 63L150 64V65H149V64H148V65H145V70H146V72H147V73H150L152 70H154V71H161L160 69H157V68H159V67H163V65H162L163 63H161V64L159 65ZM192 62H193V63H192ZM1 63H2V62H1ZM1 63H0V65H2ZM56 63H55V64H56ZM75 63H76V62H75ZM83 63H84V62H83ZM97 63H98V62H97ZM169 63H170V61H169ZM177 63H178V64H177ZM186 63H185V64H186ZM206 63H204L203 65L206 66V65H205ZM218 63H219V64H218ZM76 64H78V62H77ZM80 64H81V63H80ZM80 64H79V65H80ZM88 64H89V63H88ZM88 64H85V65H88ZM127 64H128V63H127ZM139 64H140V65H139ZM145 64H147V62H146ZM157 64H158V65H157ZM185 64H184V65H185ZM192 64H193V65H192ZM217 64H218V65H217ZM50 65H52V64H50ZM116 65H118V64H116ZM138 65H139V68L137 67ZM168 65H169V64L167 63V64H166V67H167ZM184 65H183V66H184ZM198 65H199V64H198ZM219 65H220V66H219ZM233 65H236V66L233 67ZM75 66H76V68L79 69V67H78L77 65H75ZM94 66H95V63H94ZM108 66H109V65H108ZM120 66H121V64H120ZM123 66H124V65H122V67H123ZM131 66H132V65H131ZM164 66H165V65H164ZM169 66H170V67H167V69H169V70L172 69L171 65H169ZM172 66H173V65H172ZM180 66H181V65H180ZM180 66H177V67H179L178 69L181 68ZM199 66H200V65H199ZM210 66H211V65H210ZM82 67H83V66H81V68H82ZM86 67H87V66H86ZM122 67H121V68H122ZM135 67H137V69H143V68H144V66L141 67V62H138V63L135 65ZM140 67H141V68H140ZM177 67H174L175 71H176V68H177ZM194 67H192V69H193ZM202 67H203V66H202ZM202 67H200V68H198V67L196 68V67H195V68H196V70L198 71V70H202ZM95 68H96V67H95ZM98 68H97V69H98ZM124 68H126V67L124 66ZM128 68H129V67H128ZM185 68H186V67H185ZM195 68L193 69L194 72H195ZM203 68L205 69L206 67H203ZM229 68H228V69H229ZM73 69H75V67H73ZM86 69H87V68H86ZM97 69H96V70H97ZM122 69H123V68H122ZM156 69H157V70H156ZM190 69H191V68H190ZM204 69L202 70V74H199L201 71H199V73H197V71H196L197 75L199 74L198 76H201V77H202V76L204 75ZM79 70H80V69H79ZM81 70H82V69H81ZM91 70H93V69H91ZM163 70H166V69L163 68ZM169 70H168V71H169ZM182 70H184L183 67H182ZM185 70H186V69H185ZM205 70H206V69H205ZM20 71H21V70H20ZM56 71H57V70H56ZM84 71H85V70H84ZM87 71H88V69H87ZM154 71H153V72H154ZM177 71H178V70H177ZM190 71H192V70H189V72H190ZM0 72H1V70H0ZM85 72H86V71H85ZM153 72H151V73H153ZM194 72H190V73H193V75H192V74L188 75L189 73H188L187 75H188L189 77L192 76V78H195L196 75H195V77H193L194 74H196V73H194ZM229 72H231V70H230ZM229 72L227 71V73H229ZM82 73H83V72H82ZM86 73H87V72H86ZM89 73H90V71H88V74H89ZM141 73H142V71H141ZM155 73L157 74V72H155ZM161 73H162V71H161ZM163 73H164V72H163ZM172 73H173V71H172L171 73H169V74H168L167 71H166L167 76L165 75V77H168V75H172V79H174V77H173L174 74H172ZM174 73H175V72H174ZM1 74H2V73H1ZM35 74L37 75V73H35ZM68 74H69V73H68ZM95 74H96V73H95ZM97 74H98V73H97ZM100 74H101V72H100ZM123 74H124V73H123ZM237 74H239V73H237ZM3 75H4V74H3ZM104 75H102V76L104 77ZM110 75H111V76H110ZM205 75H204V77H203L204 79H205ZM225 75H226V76H225ZM239 75H240V74H239ZM67 76H68V75H67ZM69 76H70V75H69ZM91 76H92V75H91ZM97 76H99V75H97ZM97 76H95V77H97ZM100 76H101V75H100ZM127 76H128V75H127ZM151 76H153V75H151ZM245 76H244V77H245ZM1 77H2V78H1ZM36 77H37V76H36ZM36 77H34V78H36ZM95 77H94V78H95ZM103 77H102V78H103ZM113 77H112V79H113ZM154 77H155V75H154ZM154 77H153V78H154ZM156 77H157V76H156ZM230 77H231V78H230ZM4 78H5V76H4ZM91 78H92V77H91ZM102 78H100V79H102ZM137 78H139V77H136L135 79L137 80ZM1 79H2V80H1ZM75 79H76V78H74V81H75ZM81 79H83V78H81ZM81 79H79V80L82 81V83L85 82V81H83V80H81ZM85 79H86V78H85ZM117 79H118V78H117ZM146 79H147V78H146ZM146 79H145V80H146ZM175 79H174V80H175ZM195 79H196V78H195ZM199 79H200V78H199ZM204 79H203V81H201V83L206 81V80L204 81ZM243 79H245V78H243ZM246 79H247V78H246ZM0 80H1V81L4 80V82H7L6 79H3V76H1V75H0ZM32 80H34V79H31V81H32ZM60 80H62V79H60ZM86 80H87V79H86ZM88 80H89V79H88ZM110 80H111V79H110ZM140 80H141V79H140ZM145 80H144V81H145ZM165 80H166V81H165ZM182 80H186V83L184 84V86H183V84H182V83H183ZM226 80H227V81H226ZM240 80H242V78H241ZM240 80L237 81V82L240 83V82H241ZM1 81H0V84L3 85L1 88H3L5 83H4V82H1ZM72 81H73V80H72ZM77 81H78V79H77ZM92 81H93V80H92ZM94 81L96 82V80H94ZM117 81L119 82V84L117 83L118 85L115 87L114 84H112L111 82L116 83ZM134 81H135V80H134ZM178 81H179L180 83H179ZM243 81H244V80H243ZM63 82H64V81H63ZM156 82H157V81H156ZM159 82H160V81L158 80V83H159ZM198 82H200V81L198 80ZM58 83H59V81H58ZM79 83H80V82H79ZM89 83H90V82H89ZM160 83H161V82H160ZM160 83H159L158 85H160ZM177 83H178V84H177ZM189 83H190V82H189ZM244 83L242 82L241 84H244ZM84 84H85V83H84ZM90 84H92V83H90ZM176 84L178 85V87H177ZM180 84H182L181 87L179 86ZM205 84H206V83H205ZM249 84H250V85H249ZM92 85H93V84H92ZM115 85H116V84H115ZM165 85H166V86H165ZM79 86H80V85H79ZM82 86H83V85H82ZM85 86H87L88 89H89V87H91V86H88V83H86ZM95 86H96V85H94V87H95ZM163 86H162L161 88H162L163 90H165V89L163 88ZM212 86H213V85H212ZM87 87H84V89H86ZM104 87H105V86H104ZM106 87H107V88H105V89H106L107 91H109L108 86H106ZM158 87H159V86H157V89H156V90L160 92L161 89L159 88V89H160V90H159ZM192 87H193V89L196 91V92H195L196 94H195L194 92L191 91L192 94L195 95L194 97H193L191 94H190V96H192V97H190L189 94L187 95L188 91H190V90H188V88H192ZM241 87H243V88H241ZM1 88H0V89H1ZM63 88H65V87L63 86ZM80 88H81V87H80ZM109 88H111V87H109ZM180 88H181V89H180ZM211 88H212V87H211ZM52 89L54 90V88H52ZM68 89H70V88H68ZM105 89L103 88V90H105ZM182 89H183V91H184V90L186 91L185 94L180 92ZM242 89H243V90H242ZM65 90H66V89H65ZM81 90H83V89H81ZM91 90H92V89H91ZM100 90H101V89H100ZM106 90H105V92L103 93V96L105 95V93H108ZM156 90H155V91H156ZM54 91H55V90H54ZM54 91H53V92H54ZM85 91L88 92V90H85ZM85 91H82V93L85 92ZM101 91H102V90H101ZM101 91H100V92H101ZM120 91H121L122 94H124L123 96H122V94H120ZM128 91H129V92H128ZM157 91H156V92H157ZM185 91H184V92H185ZM57 92H58V90H57ZM63 92H64V89H63ZM96 92H97V91H96ZM115 92H116L117 95L119 94V96H121V97L118 98L119 96H117V98H116V96H115V95H116ZM118 92H119V93H118ZM131 92H132V91H131ZM48 93H49V92H48ZM48 93H47V95H48ZM65 93H69V92H65ZM65 93H64V94L62 93L63 95H60V94H59L60 96H59L57 93L54 94V95H55V96L58 95V99H60L59 97H62V96L65 97V96H66ZM80 93H81V92H80ZM101 93H102V92H101ZM110 93H111V94H110ZM160 93H161V92H160ZM179 93H180V94H179ZM49 94H50V93H49ZM51 94H52V93H51ZM78 94H79V93H78ZM90 94H91V93H90ZM95 94H96V93H95ZM113 94H115V95H113ZM157 94H158V92H157ZM181 94H182V97H183V98L181 97ZM244 94H246V93H244ZM47 95H46V97H48ZM85 95H86V93H85ZM92 95H93V94H92ZM97 95H98V93H97ZM97 95H96V96H97ZM126 95H128V96H126ZM240 95H241V96H240ZM79 96H80V98H81V94L78 95V98H79ZM82 96H83V95H82ZM105 96H106V95H105ZM107 96H106V97H107ZM113 96H114V98H116V101L113 100ZM167 96H166V97H167ZM179 96H180L181 98H180ZM93 97H94V96H93ZM122 97H123V99H124L123 102H122ZM124 97H125V98H124ZM166 97H165V98H166ZM174 97H173V98H174ZM50 98H51V95H50ZM50 98L48 97L49 100L46 99V100L48 101V102H46V104H50L51 102H53V101L50 100ZM54 98H55V97H54ZM88 98H89V97H88ZM100 98H102V97H100ZM107 98H108V97H107ZM109 98H108L107 100H109ZM169 98H170V97H169ZM52 99H53V98H52ZM58 99H57V96H56V100H58ZM64 99H65V98H64ZM95 99H96V98H94V100H95ZM104 99H105V98H104ZM117 99H118L119 102L117 101ZM171 99H172V97L170 98V100H171ZM179 99H178V100H179ZM181 99H182V100H181ZM237 99H238V98H237ZM62 100H63V98H62ZM98 100H101V99H98ZM110 100H109V102H110V105H111L112 102H111ZM127 100H128V99H127ZM165 100H167V98H166ZM33 101H36V99H33ZM49 101H50V102H49ZM58 101L60 102V100H58ZM68 101H69V100H68ZM136 101H137V100H136ZM180 101H178V102H180ZM40 102H41L40 100H39V103L37 102V104L40 105L39 107H41V104L43 105V102H41V103H40ZM84 102H85V101H82V103H84ZM90 102H93V100L90 101ZM109 102H107V103H109ZM116 102H118V103H117L118 105L116 104ZM137 102H139V99H138ZM140 102H139V103H140ZM146 102H147V101H146ZM167 102H168V101H167ZM35 103H36V102H35ZM60 103H62V104H66V103H68V102L66 101V102L64 103V100H63V101L60 102ZM86 103H87V102H86ZM96 103H97V101L95 102V104H96ZM100 103H99V104H100ZM132 103H133V104H132ZM233 103H234V104H233ZM51 104H52V103H51ZM70 104H71V103H70ZM70 104H69L68 106H67V104L64 105V106H67V107H70V108H71ZM122 104H123V105H122ZM128 104H126V105H128ZM141 104H142V103H141ZM44 105H45V103H44ZM52 105L54 106L55 104H52ZM59 105H60V104H59ZM79 105H80V104H79ZM79 105L75 104L74 106H76V107L78 106V107H79ZM85 105H86V104H85ZM120 105H121V106H120ZM134 105L136 106L135 108H134ZM143 105L146 107L147 104H143ZM45 106H46V105H45ZM49 106H50V105H49ZM49 106H48V107H49ZM87 106L89 107L90 105L87 104ZM87 106H85V107H87ZM94 106H95V107H94ZM94 106H93V107H94V109H95L96 106H97V104L94 105ZM191 106H195L196 109H195L194 107H191ZM233 106H234V107H233ZM46 107H47V106H46ZM55 107H56V106H55ZM57 107H59V106H57ZM72 107H73V106H72ZM78 107H77V108H78ZM80 107H81V105H80ZM82 107H83V106H82ZM85 107H84V108H85ZM93 107H92V109H93ZM171 107H170V108H171ZM176 107H175V108H176ZM44 108H45V107H44ZM52 108H53V107H52ZM59 108H60V107H59ZM63 108H64V107H63ZM63 108H62V109H63ZM73 108H74V107H73ZM97 108H99V107H97ZM97 108H96V109H97ZM173 108H171L172 110L170 111V113H171V112H172V113L174 112V109H173ZM181 108H182V107H181ZM190 108H189V109H190ZM47 109H48V108H47ZM54 109H55V108H54ZM87 109H88V108H87ZM90 109H91V108H90ZM90 109H89V112H90ZM92 109H91V110H92ZM124 109H125V107H124ZM131 109H129V110L131 111ZM183 109H184V108H183ZM40 110L44 111L43 108L40 109ZM51 110H52V109H50V111H49V109H48L49 112L47 111V113L49 114V113H54L55 111L57 112V110H55L54 112H52ZM60 110H61V108H60ZM68 110H69V108H68ZM80 110H81V109H80ZM83 110H84V109H83ZM97 110H98V109H97ZM125 110H126V109H125ZM142 110H143V109H142ZM142 110H141V112H142ZM175 110H176V109H175ZM196 110H197V111H196ZM61 111H62V110H61ZM65 111H66V110H65ZM84 111H85V110H84ZM114 111H115V112H114ZM184 111H186V110L184 109ZM187 111H190V110H187ZM238 111H239V110H238ZM58 112H59V114H60V111H59V110H58ZM72 112H73V111H72ZM77 112H78V111H77ZM87 112H88V111H87ZM123 112H125V111H123ZM131 112H133V110H132ZM131 112H130V113H131ZM181 112H182V113H181ZM220 112H222L223 114L226 112V113H225L226 116H224V117L222 116V119H220V118L217 116V115H219V114L222 115ZM67 113H68V112H67ZM69 113H71V111H70ZM69 113H68V115H69ZM96 113H97V112H96ZM113 113H114V114H113ZM142 113H143V112H142ZM142 113H140V116H143ZM179 113L182 115V114H183V111L181 110ZM185 113H184V114H185ZM54 114H56V113H54ZM59 114H57V115H59ZM62 114H63V113H62ZM76 114H77V113H76ZM80 114H81V113H79V116H80ZM82 114H83V111H82ZM85 114H86V113H85ZM87 114H88V113H87ZM122 114L124 115V113H122ZM141 114H142V115H141ZM175 114H176V113H175ZM177 114H178V111H177ZM180 114L178 115V116H180V117H178V116L176 115V117H178V118H177L178 121L181 119V115H180ZM186 114H185V116H184L185 118L187 117ZM202 114H205V117H206V115H208V118H205V119L202 118V117H203ZM49 115H50V114H49ZM57 115H55V116H57ZM65 115H66V114H65ZM171 115H172V114H171ZM50 116H51V115H50ZM55 116L52 115L53 118H54ZM59 116H61V115H59ZM59 116H58V117H59ZM63 117H64V116H62V119H63ZM65 117H66V116H65ZM71 117H72V116H71ZM81 117H82V116H81ZM118 117H119V119H118V121H117L116 118H118ZM176 117H175V118H176ZM184 117L182 116V119H184ZM233 117H234V120H236L235 123L237 122L236 124H237L238 126H239V125H240V126L242 125V126H241V129H240V126H239V127L237 126L238 128H236V130L239 131V132H237V131L234 132V131H233V130H234V129H233V126H234V123H233ZM241 117H242V116H241ZM241 117H240V118H241ZM243 117H242V118H243ZM49 118H51V117H49ZM66 118H67V117H66ZM69 118H70V117H69ZM82 118H84V117H82ZM94 118H96V119H94ZM101 118H102V119H101ZM179 118H180V119H179ZM55 119H56V121H57V118H55ZM62 119H61V121H62ZM109 119L111 120L110 122H108ZM113 119H114V120L116 119V121H117V123H116V121H115L116 124L114 123V120H113ZM125 119H127V121H125ZM138 119H136V120H138ZM190 119H191L193 122H192ZM49 120H50V119H49ZM72 120H73V119H72ZM95 120H96V121H95ZM98 120H99V121H98ZM101 120H102V121H101ZM136 120H135V121H136ZM238 120H240V119H238ZM46 121H47V120H46ZM56 121H54V123H55ZM61 121H60V122H61ZM73 121H74V120H73ZM85 121H86V120H85ZM89 121H88V122H84V123L87 124V123H89ZM97 121H98V122H97ZM178 121H177V122H178ZM256 121L259 122V124H258V123H255ZM78 122H79V121H78ZM95 122H96V123H95ZM111 122H112L113 125L115 126V127H114V126H112V127H114L115 129H114V128H113V129H110V127H111V126H110V125H111ZM124 122H125L126 124H124ZM129 122H132L133 124L131 123V126H129V125H128ZM181 122H182V121H181ZM183 122H185V121L183 120ZM239 122H240V124H238ZM9 123H10L9 125H10V127H11V125L13 126V125L15 124V120L13 119V121H12V122L10 121ZM56 123H57V122H56ZM66 123H67V122H66ZM71 123H72V122H71ZM74 123H77V122L74 121ZM74 123H73V124H74ZM82 123H83V122H82ZM175 123H176V121H175ZM7 124H8V123H7ZM7 124L5 123L4 125H7ZM57 124H58V123H57ZM57 124H56V125H57ZM62 124H64V123L62 122ZM123 124H124V125H123ZM178 124H179V122H178ZM236 124H235V126H236ZM58 125H59V124H58ZM66 125H67V124H66ZM68 125H69V124H68ZM71 125H72V124H71ZM77 125H78V123H77ZM77 125H76V126H77ZM116 125H117V126H116ZM121 125H120V127H121ZM126 125H128L129 127H128V126L126 127ZM133 125L136 127V129H135V128H134V129L131 128ZM176 125H177V124H176ZM211 125H212V126L214 125L215 127H218V129H224V130H225V128L228 126V129H227V130H229L230 132H228V133H227L228 135H226V136H224L225 134L223 135V136H224V140H223L222 137H221L222 139L220 138V134H217L215 137L212 136V137H213V138H212V137H211V134H210V129H208V127L211 126ZM15 126H16V124H15ZM38 126H39V125H38ZM38 126H37V128H38ZM52 126H53V125H52ZM63 126H64V125H63ZM79 126H80V125H79ZM81 126H82V125H81ZM134 126H133V127H134ZM180 126H181V127H180ZM182 126H183V124H182V125H180V124L178 125V128H179L178 131H180V129H181L180 133L182 132ZM55 127H56V126H55ZM55 127H54V128H55ZM65 127H67V126H65ZM99 127H100L101 129H100ZM112 127H111V128H112ZM138 127H139V128H138ZM142 127H143V126H142ZM174 127H175V125H174ZM185 127H186V126H185ZM185 127H183V128H185ZM7 128H8V127H7ZM7 128L5 127V129H3V128H2V124H1V122H0V131H2V134H3V137H2V138L4 139V141H6L5 143L9 142V139H10V138H9V135L6 133V132L8 131ZM14 128H15V127H14ZM50 128H51V129H49V128H48V129H47V128H43V129H42V128H41V129L38 128L37 133H38V131H43L44 129H46L45 131L48 130L47 132L50 133L49 135H52L53 132H52L51 130H53V127H50ZM57 128H58V127H57ZM57 128H56V129H57ZM59 128H60V127H59ZM70 128H71V127H69L68 129H70ZM79 128H80V127H79ZM79 128H78V129H79ZM122 128H119V129H122ZM130 128H131V130H130ZM172 128H173V127H172ZM176 128H177V127H176ZM176 128H175V129H176ZM203 128H205V129H203ZM229 128H230V129H229ZM81 129H82V127H81ZM87 129H86V130H87ZM168 129H170V130H168ZM187 129H188V127H186V129H183V130L186 132ZM4 130H7V131L5 132ZM58 130H59V129H57L56 131L54 130V131H55V132H58ZM65 130H66V129H65ZM107 130H106V131H107ZM111 130H112V131H111ZM122 130H123V129H122ZM134 130H136V131H134ZM140 130H141V129H140ZM224 130H223V131H224ZM3 131H4V132H3ZM59 131H60V130H59ZM66 131H67V130H66ZM72 131H74V130H72ZM81 131H82V130H80L79 133H75V134H80ZM83 131H84V130H83ZM166 131H169V132L171 133V131H172V130H171V127H170V128H167ZM166 131H165V132H166ZM220 131H221V130H220ZM242 131H243V132H242ZM51 132H52V133H51ZM75 132H77V131H75ZM119 132H120V131H119ZM138 132H137V133H138ZM174 132H175V131H174ZM174 132H173V133H174ZM217 132H218V131H217ZM225 132H226V131H225ZM250 132H251V133H250ZM4 133H6V138L8 137L9 139L4 138V137H5V134H4ZM62 133H63V132H62ZM62 133L60 132L59 134L62 135ZM66 133H67V132H66ZM114 133H113V134H114ZM178 133H179V132H178ZM183 133H184V132H183ZM213 133H214V132H213ZM218 133H219V132H218ZM229 133H230V134H229ZM2 134H1V135H2ZM38 134L41 135V133H38ZM44 134H46V133H44ZM55 134H56V133H55ZM55 134L53 133V138L55 137L56 140H57V139H58V138H57V137H58V134H56V135H55ZM73 134H74V132H73ZM73 134H72V135H73ZM164 134H165V133H164ZM174 134H175V133H174ZM247 134H248V135H247ZM54 135H55V136H54ZM61 135H60V136H61ZM80 135H82V134H80ZM165 135H166V134H165ZM165 135H161V136H164V137H165ZM175 135H176V134H175ZM41 136H42V137H41V139L39 138V140H43L44 138L49 139L48 137H50V136L46 137L47 134H46V136H45V135H41ZM43 136H45V137H43ZM56 136H57V137H56ZM74 136H75V135H74ZM74 136H73V137H74ZM167 136H169V135H167ZM167 136H166V138H167ZM234 136H235V138H234ZM249 136H250V137H249ZM259 136H260V137H259ZM11 137H12V136H11ZM13 137H14V135H13ZM13 137H12V139H13ZM77 137H78V136H77ZM87 137H88V138H87ZM236 137H238V138H236ZM242 137H240V139H241ZM256 137H258V138H256ZM37 138H38V137H37ZM50 138H52V137H50ZM75 138H76V137H74V140H76ZM83 138H84V139H83ZM102 138H103V139H102ZM134 138H135V137H134ZM134 138H133V139H134ZM138 138H139V137H136L135 139H138ZM211 138H212V139H211ZM254 138H255L256 140H255ZM261 138H260V140H262ZM0 139H1V137H0ZM14 139H15V138H14ZM133 139H131V140H133ZM163 139H164V138H163ZM39 140H38L37 142H39ZM44 140H45V139H44ZM67 140H68V139H67ZM67 140H65V141H67ZM95 140H96V141H95ZM158 140H159V139H158ZM161 140H162V137H161L160 141H158V143H159V142H163V141H161ZM165 140H166V139H165ZM222 140H223V141H222ZM45 141H46V140H45ZM49 141H50V139H49L48 141H46V142H49ZM54 141H55V140H54ZM72 141H73V140H72ZM93 141H94L95 143H93ZM137 141H138V140H137ZM249 141H251V142H249ZM254 141H256V142H254ZM263 141H264V140H263ZM263 141H261V142L264 143ZM2 142H3V141H2ZM14 142H15V141H14ZM37 142H36V143H37ZM40 142H41V141H40ZM46 142H45V143H46ZM52 142H53V141H52ZM52 142H51V143H52ZM56 142H57V141H56ZM82 142H81V143H82ZM128 142H130V143L128 144ZM142 142H143V141H142ZM208 142H209V141H208ZM261 142H260V143H259V142L257 143V144L259 145V147H260V144H262ZM73 143H75V141H73ZM81 143H80V144H81ZM112 143H113V142H112ZM124 143H123V144H124ZM133 143H134V142H133ZM146 143H148V142H146ZM146 143L144 142V144H146ZM155 143H156V144H155ZM167 143H168V142H167ZM169 143H170V142H169ZM254 143H255V144H254ZM1 144L3 145V143H0V145H1ZM18 144H21V145H22V143H18ZM18 144H17V146H18ZM31 144H32V143H31ZM34 144H35V143H34ZM34 144H32V145L34 146ZM56 144H58V142H57ZM60 144H62L61 141H60ZM60 144H59V145H60ZM63 144H64V143H63ZM75 144H76V146H77V142H76ZM75 144H74V145H75ZM82 144H83V143H82ZM82 144H81V145H82ZM153 144H154V145H153ZM252 144H254V145H252ZM6 145H7V144H6ZM39 145H41V144L38 143V146H39ZM22 146H24V144H23ZM22 146L19 145L20 148L18 149V151L21 150V149H23V148H21ZM43 146H44V144H43ZM49 146H50V145H49ZM60 146H61V145H60ZM78 146H79V145H78ZM78 146H77L75 149H77V148L80 149ZM89 146H90V145H89ZM89 146L86 147L85 149H88ZM142 146H143V147H142ZM161 146H163V147H165V148H162ZM263 146H264V145H263ZM263 146H262V147H263ZM24 147H25V146H24ZM36 147H37V145H36ZM47 147H48V145H47ZM50 147H51V146H50ZM71 147H73V146L71 145ZM71 147H70V148H71ZM90 147H91V146H90ZM93 147H92V148H93ZM107 147H106V146H105V147L103 146V148H107ZM110 147H111L112 149H111ZM17 148H18V147H17ZM37 148H38V147H37ZM40 148H41V146L39 147V149H40ZM51 148H52V147H51ZM51 148H48L49 151H51V150H50ZM65 148H66V146H65ZM103 148L101 147L100 150H102ZM212 148H214V149H216V150H214V151H208L209 149H212ZM220 148H222V149H220ZM248 148H249V147H248ZM254 148H255V147H254ZM35 149H36V148H35ZM82 149L84 150L83 147H82ZM90 149H91V148H90ZM90 149H89V151H90ZM99 149H97L98 152H99ZM110 149H111V150H110ZM235 149H236V148H235ZM238 149H239V148H238ZM249 149H251V147H250ZM33 150H34V148H33ZM33 150H32L33 153L31 152V155H32V154H33V155L36 154V153L34 152L35 150H34V151H33ZM37 150H38V149H37ZM42 150H46V151H47V149H42ZM42 150H41V151H42ZM54 150H56V148H55ZM63 150H64V149H63ZM70 150H71V149H70ZM70 150H69V151H70ZM80 150H81V149H80ZM80 150H79V151H80ZM83 150H82V151H83ZM91 150H93V149H91ZM94 150H95V149H94ZM119 150H120V151H119ZM16 151H17V150H16ZM16 151H15V152H16ZM67 151H68V150H67ZM69 151H68V152H69ZM71 151H72V150H71ZM71 151H70V152H71ZM73 151L75 152V154L77 153V155H78V152H76L75 150H73ZM86 151H87V150H85V152H86ZM89 151H87V152H89ZM97 151H95V156L97 155V153H96ZM113 151H114V152H113ZM131 151H133V153H134L135 155H133V153L131 154ZM255 151H257V149H256ZM19 152H20V151H19ZM21 152H22V151H21ZM21 152H20V153L17 152V154H16V153H15V154H16L18 157H20L21 155H18V154H21ZM68 152H67V153H68ZM74 152H71V154L69 153L68 155H69V156H71V155L73 156ZM80 152H81V151H80ZM80 152H79V153H80ZM170 152H171V153H170ZM212 152H213V153H212ZM249 152H250V151H249ZM251 152H253V150H251ZM261 152H264V150L261 151ZM47 153H49V152H47ZM53 153L55 154V152H53ZM72 153H73V154H72ZM89 153H90V152H89ZM91 153H92V152H91ZM111 153H112V154H111ZM121 153H122V154H121ZM191 153H192V152H191ZM49 154L51 155V153H49ZM49 154H46V155L49 156ZM75 154H74V155H75ZM84 154H85V153H84ZM108 154H106L107 159H108V157L111 158V156L108 155ZM165 154H168V156L165 155ZM192 154H193V153H192ZM202 154H203V156H206L204 153H202ZM235 154H236V153H235ZM243 154H244V153H243ZM253 154H254V152H253ZM255 154H257V155L259 156V154H261V153L259 152V154H258V153L255 152ZM255 154H254V155H255ZM13 155H14V154H13ZM36 155L39 156L40 153H38V154H36ZM86 155H87V154H86ZM92 155H93L92 158H94V154H92ZM98 155H99V153H98ZM103 155H104V154H103ZM188 155H189V156H188ZM193 155H194V154H193ZM207 155H209V154H207ZM210 155H209V156H210ZM237 155H238V154H237ZM257 155H255V156H253V157H251V158H255ZM262 155H264V153H262ZM262 155H260V157H261ZM14 156H15V155H14ZM120 156L123 158V160H118L119 158L122 159ZM123 156H124V157H123ZM199 156H200V155H199ZM209 156H208V158H209ZM212 156H213V155H212ZM212 156H211V158H209L208 161H212V160H210V159H212ZM217 156H216V157H217ZM245 156H247V155L244 154V157H245ZM250 156H252L251 153H250ZM15 157H16V156H15ZM45 157H46V156H45ZM49 157H50V156H49ZM90 157H91V156H90ZM97 157H98V156H97ZM103 157H105V156H103ZM134 157H133V158H134ZM160 157H161V158H160ZM167 157L170 159V160L167 159V160L169 161V164L171 163L170 165L167 163L168 161H166V158H167ZM186 157H187V158H186ZM191 157H190V158H191ZM219 157H220V156H219ZM248 157H249V156H248ZM42 158H43V157H42ZM88 158H89V157H88ZM98 158H99V157H98ZM98 158H97L96 160H97V161H100ZM100 158H101V156H100ZM124 158H126V159H124ZM171 158H173V157H171ZM195 158H197V157H195ZM206 158H207V157H206ZM251 158H250V159H251ZM36 159H38V158L36 157ZM46 159H47V157H46ZM73 159H74V158H73ZM73 159H72V161L69 159V161H70V162H74V161H76V162L79 163L80 161H83V160H84L83 157H81V159H79L80 161H77L78 159H77V160H75V159L73 160ZM82 159H83V160H82ZM151 159H152V160H151ZM199 159H200V158L198 157V160H199ZM202 159H203V157H202ZM213 159H214V156H213ZM246 159H247V157H246ZM250 159H249V160H250ZM257 159H258V158H257ZM261 159H262V158H261ZM263 159H264V158H263ZM32 160H33V158H32ZM50 160H51V159L49 158L48 161H50ZM102 160H103V159H101V162H103ZM150 160H151V161H150ZM156 160H157V158H156V159L154 158V162H155ZM195 160H196V159H195ZM6 161H7L8 164H10L9 160H6ZM34 161H35V159H34L32 162H34ZM38 161H41V160H38ZM38 161H37V162H38ZM48 161H46V162H48ZM51 161H52V160H51ZM51 161H50V162H51ZM55 161H56V160H55ZM106 161H107V160H106ZM116 161H117V162H116ZM123 161H124V162H123ZM128 161H129V162H128ZM157 161H158V160H157ZM205 161H206V160H205ZM219 161H220V159H219ZM233 161H232V162H233ZM247 161H248V159H247ZM254 161H256V160H254ZM262 161L264 162V160H260V158H259L258 162L261 163ZM87 162H88V161H87ZM87 162H86V163H87ZM251 162H252V161H251ZM263 162H262V163H263ZM4 163H5V162H4ZM4 163H3V164H4ZM29 163H31V162H29ZM43 163H44V162H43ZM48 163H49V162H48ZM53 163H56V162L53 161ZM53 163H52V164H47L46 167H47V166L49 167V166L53 165ZM80 163H81V162H80ZM86 163H85V164H86ZM91 163H93L92 160H91ZM97 163L99 164V162H97ZM105 163H106L107 165H106ZM140 163H141V164H140ZM197 163H198V162H197ZM201 163H202V162H201ZM216 163H217V164H216ZM230 163H231V162H229V165H230ZM249 163H250V161H249V162H246V166H248V167H249V166H252L253 163H252V164L250 163V165H249ZM255 163H256V162H255ZM33 164H34V163H33ZM33 164H29V165L27 164V165L30 166V165H33ZM37 164H38V163H37ZM69 164H70V163H69ZM69 164L66 165V166L77 165V163H76V164L73 163V164H70V165H69ZM82 164H83V163H81V167H82ZM93 164H94V163H93ZM98 164H97V165H98ZM102 164H101V165H102ZM232 164H233V163H231V166H232ZM247 164H248V165H247ZM1 165H2V164H1ZM1 165H0V166H1ZM4 165H5V164H4ZM10 165H12V162H11ZM27 165H26L25 167H28ZM39 165L42 167V165H41L40 163H39ZM79 165H80V164H78V166H79ZM83 165H84V164H83ZM97 165H96V166H97ZM103 165H102V166H103ZM162 165H163V164H162ZM192 165H194V164H192ZM192 165H191V166H192ZM261 165H264V164H261ZM2 166H3V165H2ZM35 166H36V163H35ZM35 166L33 165L34 168H38V167H35ZM43 166H44V165H43ZM53 166H54V165H53ZM63 166H64V165H63ZM63 166H62L61 168H63ZM93 166H95V164H94ZM115 166H116V167H115ZM175 166H176V165H175ZM207 166H209V163H207ZM210 166H211V165H210ZM7 167H8V168H7ZM44 167H45V166H44ZM54 167H55V166H54ZM54 167H53V168H54ZM72 167H73V166H72ZM81 167H80V169H81ZM87 167H88V165H87ZM203 167H205V166H203ZM244 167H245V166H244ZM4 168H5V167H4ZM6 168L9 169L10 167L6 164ZM11 168H12V166H11ZM39 168H40V167H39ZM53 168H52V169H53ZM69 168H70V167H69ZM74 168H75V166H74ZM77 168H79V167H77ZM83 168H84V170H85V166H84ZM90 168H92V167L87 168V171H86V170H85V171H86V172H89V171H90V170H89ZM100 168H101V169H100ZM116 168H117V169H116ZM127 168H129V169H127ZM168 168H169V169H168ZM175 168H177V167H175ZM192 168H193V167H192ZM232 168H233V167H232ZM249 168H250V167H249ZM27 169H28V168H27ZM46 169L48 170V168H46ZM55 169H56V167H55ZM55 169H53V171H54ZM65 169H66V168H64V171H65ZM80 169H79V171H80ZM172 169H173L172 171H174V172L176 171V169L174 170V167H172ZM198 169H199V168H198ZM198 169H197V170H198ZM246 169H247V168H246ZM0 170H1V169H0ZM2 170H3V167H2ZM33 170H34V169H33ZM35 170H36V169H35ZM40 170L42 171V169H40ZM71 170H74V169H71ZM76 170H77V169H76ZM84 170H83V171H84ZM88 170H89V171H88ZM109 170H110V171H109ZM189 170H190V167H189L188 171H189ZM199 170H200V169H199ZM213 170H214V171H216V170H217V171H218V170H221V172H220V171H219V172H216V173L220 174V176H219L220 178L217 177V178H219L218 180H217V179H216V180L214 179L215 177H213V174L211 173V172H213ZM235 170H236V171H235ZM237 170H239V172H240V169L233 168V173H234V175H236V174L239 175V177L241 178L242 176H241L239 173H237ZM50 171H51V170H50ZM50 171H49V172H50ZM69 171H70V170H69ZM74 171H75V170H74ZM91 171H92V172H90V173L92 174V176H93V173H94V175H96V173L98 172V171H97V172L95 173L94 169H92ZM111 171H115V172H114L115 174L113 173V179H115V176H117L118 178H120L119 176H121L122 173H124V174L122 175V176H124V175H125V172H126V175L124 176V178H123L122 180H120L121 183H122L121 186H120V187H121L120 189H119V188H116L117 186H114V185H113V184L116 182L115 180H114L113 183H110V182L107 180V177H106L105 175H107L106 173H108V172H109L108 174H112ZM195 171H196V170H195ZM202 171H203V170H202ZM244 171H245V170H244ZM35 172H36V171H35ZM66 172H67V171H66ZM169 172H170V171H169ZM174 172H172V173L174 174ZM190 172H191V171H189V173H190ZM204 172H205V171H204ZM0 173H1V172H0ZM24 173H25V172H24ZM40 173H41V172H40ZM79 173H80V172H79ZM79 173H78V175H79ZM81 173H82V169H81ZM90 173H89V174H90ZM184 173H183V175L186 174V173H185V174H184ZM25 174H26V176H28V177L26 178V180H27L28 178H30V177H29L30 175H27V174H29V172H27V173H25ZM32 174L35 175L34 177H38V176L40 175V174L37 173V174H38V176H37V174H34V172H33ZM67 174H69V173H67ZM72 174H75V173L72 171V173L69 174V175L72 176ZM76 174H77V173H76ZM83 174H84V175H83L84 178H82V180H81V179L79 180V178H81V176H80L81 174H80L77 178H75L74 175L72 176V178L74 177L73 180H76V179L78 180V182H77V181H73V182H74V183L77 182L76 184H78V185L80 184V185H81V186H78V187H77V185L75 184L76 187H77L78 189H80V191H83L84 189H86V187H89V185H87V184H89V183L91 184V182L88 181V180H89L88 178L91 177V176L89 175L88 177H85L86 173L84 172ZM97 174H98V173H97ZM116 174H120V175H116ZM176 174H177V173H176ZM192 174H193V173H190L189 175H192ZM202 174H204V173H202ZM1 175H2V174H1ZM42 175H43V174H42ZM53 175H54V174H53ZM87 175H88V174H87ZM99 175H100V174H99ZM99 175H98V176H99ZM114 175H115V176H114ZM135 175L138 176V180H139V182H140V185L144 184L145 182H146V184H144V185H147V182H148V181H147V178H148V180L150 179V181H151L153 178H154L155 180L158 179L159 181L157 180L158 182H157L156 184H159V183H160L161 185L159 184L158 186H160L161 188L159 189L158 186H157V185H156V186H157V190L160 191L161 193H158V192H157V194H156L155 191H152L151 189L149 190V188H150L153 184H155V182L153 183V181H154V180H153V181H151V183H153L152 185H151V183H150V184L148 183V187H149V185H150L149 188H147V186H145L148 190H147L144 186H143V187H144L146 190L143 189L140 185L137 184L138 187H137V188H134L135 190L137 189V190H136V193L133 194V192H135V191H132V189H131V187H132L133 184L130 183V184H131V187H130V186H127V185L129 184V182H131L132 180H134V178L137 179V178H136L137 176L134 177ZM178 175H179V174H178ZM178 175H176L175 177H177ZM180 175H182V174L180 173ZM180 175H179V177H180ZM200 175H201V173H200ZM214 175H216V174H214ZM24 176H25V175H24ZM40 176H41V175H40ZM54 176H55V175H54ZM83 176H82V177H83ZM100 176H103V175H100ZM145 176H148V177L145 178ZM151 176H152V177H151ZM164 176H165V175H164ZM193 176H194V175H193ZM32 177H33V176H32ZM34 177H33V180H34ZM41 177H42V176H41ZM56 177H57V176H56ZM94 177H95V176H94ZM181 177H182V176H181ZM189 177H190V176H189ZM201 177H202V176H201ZM201 177H200V179H201ZM212 177H213V178H212ZM237 177H238V176H237ZM42 178H43V177H42ZM42 178H41V179H42ZM68 178H69V177L67 176V179H68ZM85 178L88 179V180H87L88 183L83 184L82 181H83V179H85ZM96 178H97V177H96ZM98 178H100V177H98ZM162 178H163V177H162ZM168 178H169V176H168ZM192 178H193V179H192ZM192 178H186V177H185V179H181V178L178 179V180H175V179H174V180H175L174 183H175L176 185L174 184L175 187H174L173 185H172V186L174 187V189L176 188V189L178 190L177 192L180 193V194H179L180 196L182 195L181 199H183V200H181V204H179L180 206L184 203V201H185L187 198H188V199H189V197L191 198V197L194 195V193L198 190L197 187H195V186H194L195 188L193 187L192 184H194V183H193V181H194V177H192ZM240 178H239V179H240ZM10 179H11V178H10ZM43 179H44V178H43ZM47 179H48V181L51 180V179H49V176H48ZM145 179H146V180H145ZM160 179H161V180H160ZM200 179L198 178V180H200ZM213 179H214L215 181H213ZM28 180H31V181L33 182L32 178H30V179H28ZM71 180H72V179H71ZM90 180H91V179H90ZM105 180H106V181H105ZM164 180H166V179H164ZM233 180H234V181H233ZM236 180H237V182H238V179H237V178H236ZM10 181H11V180H10ZM31 181H30V182H31ZM44 181H45V180H44ZM79 181H81V182H79ZM91 181H92V180H91ZM120 181H119V182H120ZM150 181H149V182H150ZM196 181H197V180H196ZM196 181H194V182H196ZM202 181H203V178L200 180V182H202ZM240 181H241V180H240ZM3 182H4V181H3ZM3 182H2V183H3ZM36 182H37V180H36ZM85 182H86V181H84V183H85ZM101 182H102V181H101ZM207 182H209V181L207 180ZM207 182H205V183H207ZM216 182H217V183H216ZM253 182H254V181H253ZM33 183H35V182H33ZM39 183L42 184L41 182H39ZM46 183H47V182H46ZM51 183H52V182H51ZM53 183H54V182H53ZM105 183L107 184V186H105V185H106ZM141 183H142V184H141ZM203 183H204V182H203ZM233 183H234V184H233ZM250 183H251V182H248V184H250ZM3 184H4V183H3ZM16 184H17V183H16ZM31 184H32V183H31ZM31 184H30V185H31ZM82 184H83V185H82ZM96 184H97V183H96ZM96 184H95V185H96ZM209 184H210V183H209ZM240 184H241V183H240ZM248 184H247V186H248ZM253 184H254V183H253ZM13 185L15 186V181L13 182ZM26 185H27V184H26ZM33 185H34V186H33V189H34V191H36L35 194H37L38 192H40V193H41V192H45V194H46V191H44V190L47 189V188H45V189H43V191H41L42 189H41V190L38 189V188H39V186H38L39 184H38V183H35V184H33ZM43 185H44V184H43ZM43 185H41V186H43ZM51 185H52V184H51ZM53 185H54V184H53ZM62 185H63V184H62ZM65 185H67V184L65 183ZM65 185H64V186H65ZM68 185H70V183H68ZM68 185H67V187H68ZM85 185H87V186H85ZM98 185L100 186L101 184H98ZM119 185H120V184H118V186H119ZM134 185H135L134 187H136V183H134ZM195 185H196V183H195ZM250 185H252V184H250ZM47 186H49V184H48ZM47 186L45 185V187H47ZM199 186H200V185H199ZM199 186H198V187H199ZM203 186H204V184H203ZM207 186H208V185H207ZM245 186H246V185H245ZM245 186H244V188H245ZM247 186H246V187H247ZM16 187H17V186H16ZM76 187H75V186L72 187V185H71V187H69V188L73 189V188H76ZM127 187H128L129 189H131V190H129ZM139 187H140V188H139ZM153 187H154V185H153ZM239 187H240V188H239ZM41 188H42V187H41ZM56 188H57V187H56ZM155 188H156V187H155ZM238 188H239V190H238ZM244 188H243V189H244ZM249 188H250V187H249ZM251 188H252V187H251ZM251 188H250V189H251ZM13 189H14V188H13ZM51 189H52V188H51ZM53 189H54V188H53ZM71 189H70V190H71ZM140 189H143V190H140ZM195 189H196V190H195ZM199 189H200V188H199ZM205 189H206V187H205ZM207 189H208V188H207ZM37 190H39V191H37ZM57 190H58V188H57ZM70 190H68V192H69ZM187 190H188V191H189V190H192L190 195H188V194L186 195V191H187ZM245 190H246V191H249L248 188H245ZM60 191H61V190H60ZM60 191H59V192H60ZM72 191H73V190H72ZM96 191H97V192H96ZM108 191H107V192H108ZM137 191H138V192H137ZM139 191H140V192H139ZM232 191H233V192H232ZM239 191H241V192H240L241 194H240V193H239V194L237 193V192H239ZM74 192H75V190L73 191V193H74ZM200 192H201V191H200ZM249 192H250V191H249ZM251 192H252V191H251ZM262 192H263V191H262ZM262 192H261V193H262ZM60 193H62V192H60ZM96 193H98V195H99V194H101V195H100V196H96V195H97ZM243 193H245V191H244ZM31 194H32V193H31ZM42 194H43V193H42ZM47 194H48V192H47ZM68 194H70V192H69ZM68 194H67V193H64L65 196H67ZM80 194H81V193H79L78 195H80ZM95 194H96V195H95ZM102 194H103V195H102ZM106 194H107V193H106ZM201 194H205V193H202V192H201ZM245 194H248V192H246ZM253 194H255V193L253 192ZM262 194H263V193H262ZM262 194L259 193L260 196H261ZM55 195H56V194H55ZM55 195H53V196L51 197V199H49V200L53 201V197H54ZM57 195H59V194L57 193ZM61 195H62V194H61ZM61 195L56 196V197H59V198H60ZM107 195H110V194H107ZM156 195H157V196H156ZM168 195H169V194H168ZM185 195H186V196H185ZM250 195H251V194H250ZM257 195H258V194H257ZM259 195H258V196H259ZM20 196L22 197V195H20ZM68 196H69V195H68ZM91 196L94 197V200H95V201H94V200H93V201H90V200L88 199V197H89V198H92ZM124 196H125V195H124ZM160 196H161V195H160ZM165 196H166V194H165ZM188 196H189V197H188ZM234 196H235V195H234ZM234 196H233V197H234ZM243 196H244V195H243ZM252 196H253V195H252ZM252 196H249V197H252ZM258 196H257V197H258ZM29 197H30V196H29ZM29 197H28V198H29ZM62 197H63V195H62ZM78 197H79V196H78ZM78 197H77V198H78ZM95 197H96V198L99 197V198L103 199L105 202H104V201H103V202H102V201L100 202V201H99V198L96 199ZM125 197H126V196H125ZM157 197H158V198H157ZM161 197H162V196H161ZM170 197H173V198L171 199ZM174 197H178L177 194H170V195H169V197H168V198H170L169 201L174 199L173 201H171V203H173V202L176 203V202L178 201V199H179V197H178V198H174ZM186 197H187V198H186ZM196 197H197V196H196ZM244 197H245V196H244ZM249 197H248V198H249ZM263 197H264V195L261 196V198H263ZM63 198H64V197H63ZM74 198H75V197H74ZM166 198H167V197H166ZM185 198H186V199H185ZM246 198H247V195H246ZM20 199H21V198H19V200H20ZM22 199H23V198H22ZM46 199H47V198H46ZM56 199H57V198H56ZM56 199H55V200H56ZM137 199H138L139 201H136ZM241 199H244V198H240V201H237V198H235V200H236L237 202H239V204H240V202H242ZM250 199H251V198H250ZM253 199H254V198H253ZM263 199H264V198H263ZM19 200H18V201H19ZM28 200H29V199H28ZM49 200H46V201H49ZM55 200H54V201H55ZM63 200H65V199H63ZM68 200H69V199H68ZM75 200L77 201V199H75ZM75 200L73 199V200H71V201H72V202L74 201L75 206L77 207V206H78L77 203H79V202H75ZM91 200H92V199H91ZM97 200H98L99 203H102V204L99 205L98 202L96 203ZM134 200H135L136 202H135ZM167 200H168V199H167ZM238 200H239V199H238ZM245 200H246V199H245ZM259 200H260V199H259ZM18 201H17V202H18ZM20 201H21V200H20ZM20 201H19V203H20ZM25 201H26V199H24V202L21 201V203H23V204H27V206H29L30 204H32V203H30V204L28 203V202H30V201H26L27 203H26ZM61 201H62V200H61ZM86 201H87V202H86ZM158 201H159V202H158ZM182 201H183V202H182ZM189 201H190V200H189ZM191 201H192V200H191ZM191 201H190V203H188L189 205L186 204V208H185V209H188V208H189L188 212H192V216H194V217H197V216H198L199 218H202L203 215L201 216V214H199L198 212L194 211L196 208H195L194 206H192V205H193V202H192V204H191ZM203 201H204V200H203ZM229 201H230V202H229ZM232 201H234V199H232ZM58 202H60V200H58ZM58 202H55V203H58ZM69 202H70V200H69ZM72 202H71V203H72ZM133 202H135V203H134V205L132 206ZM138 202H140L141 204L138 203ZM152 202H153V203H152ZM166 202H167V201L164 200V202H162L161 205H162V206L165 205V204H163V203H166ZM185 202L187 203V200H186ZM199 202H200V201H199ZM258 202H259V201H258ZM258 202H257V203H258ZM0 203H1V202H0ZM9 203H10V202H9ZM48 203H54V202H47V204H48ZM61 203H62V202H61ZM64 203H66V204H65V205H62V204H63V203H62L61 206H59V204H57V205H58L59 207H62V208L65 207V206H68V205H69V203H67V202H64ZM122 203H124L123 206H122ZM171 203H170V204H171ZM204 203H205V201H204ZM234 203H235V202H232L233 205H234ZM245 203H246V204H245ZM260 203H261V202H260ZM260 203H259V205H260ZM4 204H5V202H4ZM6 204L8 205V202H7ZM23 204H21V206H22ZM38 204H39V203H38ZM42 204H43L44 206L46 205V204H44L43 202H42ZM110 204H111V205H110ZM139 204H140V205H139ZM150 204H153V205H150ZM170 204L167 203L166 206L169 208L168 205H170ZM242 204H243V205H244V204H245V205H247V204L249 205V204H250V201L248 200V202H247V201H244V200H243ZM9 205H10V206H9ZM9 205H8V207L10 208L12 204H9ZM43 205H41V206H43ZM49 205L51 206V205H56V204H49ZM71 205H73V207H74V204H71ZM85 205H86V206H85ZM142 205H143V206H142ZM156 205H154V206H156ZM184 205H185V203H184ZM201 205H202V206H201ZM211 205H212V206H211ZM233 205H232V206H233ZM243 205H240L241 210H240V208H239V205H238V208H239V209L237 208V205H234V206H236V209L239 211V213H238L239 215H240V214L242 215V213H243L244 211H247V213H248L249 211L251 212L253 209H255V212H256V210H260V211H261V209H262V207H260L259 205H257L258 207H257V209H256V208H253L255 205L252 204L253 206H251V204H250L249 207H246L247 209L245 208V209L243 210V208L245 207V205H244V206H243ZM248 205H247V206H248ZM13 206H14V204H13ZM17 206H20V205H17ZM38 206H40V205H38ZM46 206H47V205H46ZM96 206H97V207H96ZM140 206H141V207H140ZM177 206H178V205H177ZM177 206L175 205V206H173V207H174V208L176 207V208L178 209L179 207H177ZM232 206H231V207H232ZM261 206H263V205L261 204ZM33 207H34V206H32V208H33ZM35 207H36V206H35ZM56 207H57V206H56ZM73 207H72V209H74ZM76 207H75V208H76ZM83 207H84V208H83ZM85 207H86V208H85ZM187 207H188V208H187ZM205 207H206V208H205ZM6 208H7V207H6ZM11 208H12V207H11ZM11 208H10V209H11ZM14 208H15V207H14ZM14 208L12 209L13 211H15V210L17 209V208H16V209L14 210ZM23 208H28V207H24V205H23ZM29 208H30V206H29ZM66 208H67V207H66ZM79 208H80V207H79ZM79 208H78V209H79ZM115 208H116V209H115ZM161 208H162V207H161ZM207 208H208V209H207ZM222 208H223V209H222ZM249 208H250V210L248 211ZM259 208H261V209H259ZM1 209H2V208H1ZM19 209H20V211H21L22 207H21V208L19 207L18 210H19ZM30 209H31V208H30ZM33 209H34V208H33ZM33 209H32V210H33ZM47 209H48V208H47ZM64 209H65V208H64ZM134 209H137V208H134ZM177 209H175V210L172 209V210L174 211L173 213H175V211H176ZM228 209H229V210H228ZM234 209H235V207H234ZM234 209H233V212H234ZM251 209H252V210H251ZM5 210H6V211H1L2 213H0V216H3V217H4L6 214H9V216H14V214L10 213V211H8L7 209H5ZM18 210H16V211H17V212H20V211H18ZM23 210H24V209H23ZM38 210H41V209H38ZM45 210H46V209H45ZM141 210H142V209H141ZM141 210H140V211H141ZM165 210H166V209H165ZM169 210H170V208L167 209V211H169ZM181 210H182V209L179 208V212H180ZM263 210H264V209H263ZM26 211H28V209H26ZM135 211H137V210H135ZM140 211H137V213H139ZM210 211H211V210H210ZM231 211H232V209H231ZM238 211H237V212H238ZM240 211H241V212H240ZM253 211H254V210H253ZM260 211H258V213H257V212H256V213L259 214ZM3 212H4L5 215H3ZM6 212H7V213H6ZM8 212H9V213H8ZM33 212H34V210L32 211V213L30 212V213H31V214H30L29 211H28V212H27L28 215L26 216V215H25L26 213H24L23 215H21V213H23V211H22V212H20V215L23 216V217H24V215H25V217H28L29 215H32ZM74 212H76V211H74ZM86 212H87V210H86ZM153 212H154V214H156L155 211H153ZM164 212H166V211H164ZM179 212H178V215L180 216V214L182 215V213L184 212V210L182 211V213L180 212V214H179ZM186 212H187V210L185 211V213H186ZM188 212H187V213H188ZM211 212H212V211H211ZM216 212H214V213H216ZM233 212H230V213L232 214ZM237 212H236V213H237ZM261 212L264 213V211H261ZM36 213H37V210H36ZM48 213H49V211L47 212V215H48ZM56 213H57V212H56ZM60 213H61L62 216H65V215H66V213L64 212V210H62ZM72 213H73V212H72ZM84 213H85V211H83V215H82V212H81V215H80V216H83V217H84V216L86 215V213H85V214H84ZM92 213H93V215H92ZM147 213H148V215H146V216H149V213H150V212L148 211ZM173 213H172V214H173ZM176 213H177V211H176ZM245 213H246V212H245ZM247 213H246V214H247ZM263 213L261 214L262 217H263ZM34 214H35V213H34ZM39 214H40V213H39ZM73 214H74V213H73ZM76 214H77V212H76ZM139 214H142V213H139ZM226 214H227V215H226ZM238 214H236V215L234 214V215H235V216H238ZM250 214H251V213H249V215H250ZM253 214H254V213H252V216H253ZM257 214H256V215H257ZM36 215H37V214H36ZM54 215H55V214H54ZM157 215H158V214L155 215L156 218H158V216H159V215H158V216H157ZM185 215H186V214H185ZM187 215H188V214H187ZM216 215H217V214H216ZM241 215H240V216H241ZM254 215H255V214H254ZM7 216H8V215H7ZM7 216H6V217H7ZM34 216H35V215H34ZM48 216H49V215H48ZM48 216H47V218H49ZM68 216H69V215H68ZM105 216H104V217H105ZM114 216H115V217H114ZM150 216H151V214H150ZM160 216H159V217H160ZM240 216H238V217H239V218H242V217H240ZM3 217H2V221H4L5 218H6V217H4V220H3ZM73 217H75V214L73 215ZM76 217H77V216H76ZM86 217H88V215H86ZM210 217H211V216H210ZM250 217H251V216H250ZM0 218H1V217H0ZM69 218H70V217H69ZM91 218H92V217H91ZM98 218H99V217H98ZM119 218H118V219H119ZM192 218H193V217H192ZM252 218H253V217H252ZM8 219H9V218H8ZM29 219H31V217H29ZM29 219H28V220H29ZM50 219L52 220V217H50ZM76 219H77V218H76ZM76 219H75V220H76ZM81 219H82V218H81ZM137 219H138V218L135 219V220H136L135 222L138 221ZM207 219H208V217H207ZM211 219H212V218H211ZM225 219H224V220H225ZM6 220H7V218H6ZM46 220L48 221V219H46ZM65 220H67V219H65ZM75 220H74V221H75ZM157 220L159 221V219H157ZM157 220H156V221H157ZM208 220H209V219H208ZM208 220H207V221H208ZM2 221L0 220V225H2V227L5 228L4 225H6V224H2ZM52 221H54V220H52ZM69 221H70V220H69ZM76 221H77V220H76ZM81 221H82V220H81ZM81 221H80V222H81ZM114 221H115V220H114ZM116 221H117V220H116ZM211 221H212V220H211ZM232 221H233V220H232ZM28 222H29V221H28ZM49 222H50V221H49ZM60 222H61V221H60ZM60 222H57V223L59 224V225H58V224H57V225H58L60 228L63 227L64 225H66V223H65L64 221H63V222H64V225H63V222H62V223H60ZM123 222H124V221H123ZM139 222H140V221H138L137 223H138V224H141V223H139ZM185 222L188 223L189 221L186 220ZM195 222H196V218H195ZM208 222H209V221H208ZM68 223H69V222H68ZM72 223H73V222H72ZM155 223H156V222H155ZM191 223H192V222H191ZM198 223H199V222H198ZM198 223L196 222V227H197V225H199ZM260 223H261L260 225L263 224L262 222H260ZM69 224H70V223H69ZM77 224H78V223H77ZM81 224H82V223H81ZM81 224H80V225H81ZM135 224H136V223H135ZM156 224H157V223H156ZM188 224H189V223H188ZM192 224H194V222H193ZM192 224H191V225H192ZM208 224L211 225V222H210V223H207V222H206V224H205L204 226L207 225V227H208ZM212 224H213V222H212ZM52 225H53V224H52ZM57 225L55 224L56 228H57V229H60ZM61 225H63V226H61ZM67 225H68V224H67ZM95 225L97 226V224H95ZM111 225H112V224H111ZM113 225H115L114 222H113ZM113 225H112V226H113ZM119 225H121V227H122V223H121V222H120ZM159 225H160V224H159ZM184 225H185V224H184ZM184 225H183V228H184L185 226H187V225H185V226H184ZM191 225H189V226H191ZM6 226H8V225H6ZM9 226H10V225H9ZM9 226H8V227H9ZM17 226H18V224H17ZM20 226L22 227V224L19 225L18 227H20ZM23 226H24V225H23ZM38 226H39V225H38ZM72 226H73V225H72ZM74 226H76V223H74ZM96 226H95V228H96ZM98 226H99V225H98ZM98 226H97V227H98ZM100 226H101V225H100ZM100 226H99V228H100ZM117 226H118V224H117V222H116V228H117ZM134 226H135V225H134ZM161 226H162V225H161ZM161 226H156V227H157L156 232H157L158 228H159V229L161 228ZM194 226H195V225H194ZM204 226H200V225H199L198 228H199V227H202V228H203ZM211 226H212V225H211ZM257 226H258V225H257ZM2 227H1L0 229L3 231ZM8 227H7V228H8ZM10 227H12V226H10ZM10 227L8 228V230H7V228L5 229V231H4L5 234H4L3 236L7 235L6 231L8 232V231L10 230ZM67 227H68V226H67ZM77 227H78V225H77ZM77 227H76V228H77ZM83 227H84V226H83ZM83 227H82V229H83ZM121 227L118 228V229H116V232H113V234H114V233H117V232H118L117 234H120L119 232H122V230H120ZM128 227H129V226H128ZM192 227H193V226H192ZM207 227H206V228H207ZM209 227H210V226H209ZM214 227H217V226L215 225ZM15 228H16V227H15ZM15 228H14V229H15ZM65 228H66V227H65ZM113 228H115V226H114ZM122 228H123V227H122ZM133 228H134V227H133ZM133 228H132V229H133ZM135 228H136V226H135ZM135 228H134V229H135ZM138 228H139V227H138ZM188 228H189V227H188ZM188 228L185 227L184 229H188ZM262 228H263V226H261L260 229L262 230ZM11 229H12V228H11ZM17 229H18V228H17ZM32 229H33V230L35 229V228H34V225H33ZM49 229H50V228H49ZM53 229H54V226L51 228L50 231H54ZM96 229H97V228H96ZM96 229L92 228V231L94 230V232H96V234H97V232H101V230L95 231ZM130 229H131V228H130ZM130 229L128 228V230H130ZM132 229H131V230H132ZM134 229H133V231H134ZM136 229H137V228H136ZM136 229H135V230H136ZM147 229H148V228H147ZM153 229H154V231H155V228H154V227H153ZM181 229H182V228H181ZM200 229H201V228H200ZM210 229H211V231H209V233H207V234H209V235H212V234H213V236H214L215 233H212V232H213L215 229L213 228V231H212V227H210ZM216 229H217V228H216ZM263 229H264V228H263ZM1 230H0V232H2ZM23 230H24V229H23ZM36 230H37L36 232H39L38 234H40V235H41L40 232H43V231H42L43 229H39V230H41V231H39L38 229H36ZM44 230H45V229H44ZM65 230H66V229H65ZM77 230H78V229H77ZM118 230H119V231H118ZM138 230H139V229H137V231H138ZM140 230H141V229H140ZM161 230H162V228H161ZM182 230H183V229H182ZM190 230H191V229H190ZM198 230H199V229H198ZM217 230H218V229H217ZM13 231H14V230H13ZM24 231L26 232V229H25ZM45 231H46V230H45ZM45 231H44V232H45ZM55 231H56V230H55ZM59 231H61V229H60ZM67 231H69V228H68ZM85 231H86V230H85ZM124 231H125V230L123 229V232H124ZM195 231L197 232V230H195ZM206 231H207V229H206ZM206 231H205V232H206ZM215 231H216V230H215ZM31 232H32V231H31ZM34 232H35V231L32 232V233H33V238H35V240H36L37 237H36V235H35ZM46 232H47V231H46ZM62 232H63V231H62ZM65 232H66V231H65ZM94 232H93V235H89V234H88V235L91 236V238L93 239L92 241H91V238H90L89 236H85V235H84L86 238L89 237V238H87V239L90 240V243H91V242L94 243V239H95L94 236L96 235V234L94 235ZM145 232H146V233H149V232H147V231H145ZM160 232H161V231H160ZM198 232H200V231H198ZM17 233H18V232H16V234H17ZM59 233L61 234V232H59ZM63 233H64V232H63ZM63 233H62V234H63ZM72 233H73V232H72ZM134 233H135V232H134ZM146 233H145V234H146ZM150 233H151V232H150ZM211 233H212V234H211ZM216 233H217V231H216ZM260 233L262 234V231H260ZM263 233H264V232H263ZM2 234H3V233H0L1 236H2ZM13 234H14V233H12L11 235L13 236ZM22 234H23V233H22ZM24 234H25V236H23V237H22V235H14V236H17V237L19 236V237H18V238H19V241H21V240H20L21 238H23V240H24L25 237H26V233H24ZM36 234H37V233H36ZM77 234H78V233H77ZM77 234H73V235H77ZM91 234H92V232H91ZM98 234H99V233H98ZM107 234H108V233L106 232L105 235H107ZM117 234H115V235H113V236L115 237ZM122 234H123V233H122ZM143 234H144V232H143ZM157 234H158V232H157ZM157 234H156V237H157ZM8 235H9V234H8ZM11 235H10V236H11ZM34 235H35V237H34ZM79 235H81L80 232H79ZM79 235H77L76 237H78ZM1 236H0V264H9V263H13V262H14V263L16 262V263H18V264H47L48 261H50V263H48V264H67V263L69 262L70 257H71V258L74 257L73 259H76V261H74V260L71 259L72 262H78V264H79L80 261H81V263H82V261H83V260H82V258L84 257V255L82 254V253H84V252H82L83 250H82L81 252H80V250H78L77 252H75L74 250L72 251V249H70V248H72V247L77 248V249H79V248L82 249V247H83L82 245H81V246L79 245V246H80V247L78 246L79 248L77 247L78 244L76 245L77 241H75V239L72 241V242L74 243L75 246H73V244H70V243H69V245H71L72 247L70 246V247L68 248V247H66V246L64 245V246L66 247V249H64V251H63V248H65V247H63V246L60 245L59 247L62 248V250H59V254H58L57 256H55V255L53 256V255H52L54 258H53V257H50V255H49L48 257H50V258L47 259L48 261H46L45 258H43V257H46V258H47L46 255H48V254H45V253H46V252H44L45 249L43 250V249H42V246H40V247L38 246V247H39L40 249L43 250V253L45 254V256H43L44 254H41L39 251H38L39 254H32L33 252H28V251H31L30 248H29V250H26V251H25V250H24V247H20L21 245H20V246H19V245H16V244L13 245L14 242L17 243V244H19V241H18V238H17V237H13V238H12L14 242L11 241L12 239H10V240H8V241H10V243H7V242H8V241H7V242H6L7 244H4L5 242H3V239H6L5 237H7V236H5V237L2 236V240H1ZM20 236H21V237H20ZM43 236H44V235L39 236V237H40L41 239H45L46 237L44 236L45 238H43ZM92 236H93V237H92ZM118 236H119V235H118ZM118 236H116V237L114 238V240H115ZM146 236H148V234H147ZM149 236L152 238L151 234H149ZM158 236L161 237V235H158ZM162 236H163V235H162ZM218 236H219V235H218ZM257 236H258V238H261V237H262V236L259 237V235H257ZM8 237H9V236H8ZM8 237H7V238H8ZM39 237H38V238H39ZM97 237H98V235H97ZM97 237H96V238H97ZM104 237H105V236H104ZM108 237H109V234L107 235V239H108ZM153 237H154V239L156 238L154 235H153ZM163 237H164V236H163ZM163 237H161L160 239H159V237H158V240L156 239V241H158V242H155V241H154V242H153V245H154V243H156L155 246L157 247V246L159 245L158 243H159L160 241H164V240H165V241L163 242V245H162V244H161V245H162V246L165 245L166 247H164V249L169 250L168 248H170V246L167 248L168 245L166 244V243H168L167 241H169V240H168L167 238H164V239H163ZM263 237H264V236H263ZM9 238H10V237H9ZM15 238H16L17 240H16ZM27 238H28V237H27ZM40 238H39V239H40ZM51 238H52V237H51ZM72 238H73V236H72ZM74 238H75V237H74ZM78 238H80V236H79ZM82 238H83V236L80 238L81 241H84V240H83L84 238H83V239H82ZM86 238H85V240H87ZM101 238H102V237H101ZM101 238L98 237V238H97V242H99V240H100ZM109 238H110V237H109ZM128 238H129V237H128ZM151 238H147L145 241H148V240H149V241L154 240V239H151ZM258 238H256V239H258ZM14 239H15V240H14ZM29 239H31V238H29ZM29 239L26 240L27 244H29V245H30V244H33L35 240L33 239V241H32V240H29ZM107 239H105V240H101V241H100V242L103 243V244L100 243V245L102 244V245H101V246L103 247L102 250L105 251V252H106V251L108 252V251L111 250V249H110V250L107 249V247H109L110 244H111V246H112L113 244H114V245L116 244V243H112V242H113V241H112L113 239H111V238H110L109 240H107ZM150 239H151V240H150ZM161 239H162V240H161ZM166 239H167V240H166ZM261 239H263V238H261ZM261 239L256 240V242H254V241H255V239H254V241H253L254 243H252V246H256V243L259 244V245H261L262 242H261V244L258 242V241H261ZM46 240H47V239H46ZM89 240H87V242L85 243V244H86L85 247L88 246V245L90 244V243H88ZM106 240H107V241H110V240H111L110 243H108L109 245L107 244V241H106ZM119 240H122L121 242H123L124 239L121 238V239H119ZM128 240H129V239H128ZM28 241H29V242H28ZM41 241H42V240H41ZM47 241H48V240H47ZM74 241H75L76 243H75ZM95 241H96V240H95ZM104 241H106V242H104ZM116 241H117V243H118V240H115L114 242H116ZM140 241H141V239H140ZM172 241H174V240H172ZM177 241H178V239H177ZM12 242H13V243H12ZM23 242H24V241H23ZM72 242H71V243H72ZM141 242H142V241H141ZM263 242H264V240H263ZM11 243H12L13 248H14L13 252L10 251V247L7 246V245H9V244H10V246H12ZM24 243H25V242H24ZM40 243H41V242H40ZM45 243H48V242H45ZM87 243H88V244H87ZM92 243L90 244L91 246H92ZM123 243H124V242H123ZM123 243H122V244H123ZM148 243H150V242H148ZM170 243H171V242H170ZM178 243H180V242H178ZM25 244H26V243H25ZM98 244H99V243H97V245H95V246H98ZM104 244L107 245V246L105 247ZM122 244L120 243V245H122ZM157 244H158V245H157ZM176 244H177V243H176ZM181 244H182V243H181ZM253 244H254V245H253ZM29 245H27V246H29ZM90 245H89V246H90ZM153 245H152V246H153ZM161 245H159V246H161ZM208 245H210V244H208ZM208 245H206V246H208ZM259 245H258V246H259ZM5 246H7L9 249H7V247L5 248ZM14 246H19L21 249L23 248V249H22V252H19V249H18V248H17L18 250H17V249H16V250H17L19 253L14 252V251H16ZM67 246H68V245H67ZM152 246L149 245L147 248L150 249L149 247H152ZM241 246H242V244H241L239 247H237V248H238V249H239V248L242 249ZM263 246H264V243H263ZM31 247H32V249H33V247H36V246H31ZM112 247H113V246H112ZM177 247H179V246H177ZM211 247H212V246L208 247V248H209L208 250H210ZM74 248H73V249H74ZM89 248H91V247H89ZM92 248H93L92 250H96V252L94 251L95 253H94L93 251H91V253H89L88 251L85 250L86 252H88V253H86V256L88 257V260H90V261L87 262V264H89V262H92L91 260H93V258L90 259L91 256H88V254H92V253H94V255H95V254H97V251H98L97 249H94V247H92ZM110 248H111V247H110ZM161 248H162V247H161ZM161 248H160V247H159V248L157 247L156 249H157V250L160 249V251H159V250H158V251L161 252V251H162ZM174 248H175V247H174ZM174 248H172L171 250L173 251ZM193 248H194V250H195L196 247H193ZM193 248H192V249H193ZM212 248H214V247H212ZM215 248H216V247H215ZM248 248L250 249V247H248ZM254 248H257V247H254ZM21 249H20V250H21ZM26 249H27V248H26ZM77 249H76V250H77ZM178 249H179V248H178ZM178 249H177V250H178ZM216 249H217V250H216ZM216 249H215V251H213V250L211 249V251H213V253H218L217 251H220L221 253H222V252L224 253V251H222L223 249H221V248H220V249H219V248H216ZM245 249H246V247H245ZM11 250H12V248H11ZM37 250H38V249H37ZM154 250H155V249H152L153 252H154ZM171 250H169V252H170ZM177 250H176V251H177ZM194 250H193V251H194ZM205 250H206V252H207V248H206V247H205ZM228 250H229V249H228ZM233 250L235 251V249H233ZM243 250H244V249H243ZM251 250L253 251L254 249H251ZM3 251H4V252H3ZM100 251H101V248H100ZM158 251H156V252H157L158 254H160ZM179 251H180V249H179ZM193 251H192V253H193ZM225 251H226V250H225ZM231 251H232V250H230V252H231ZM234 251H233V253H234ZM240 251L242 252V250H240ZM240 251H239V252H240ZM252 251H251V252H252ZM255 251H256V250H254V252H255ZM36 252H37V251H36ZM78 252H80V253L82 254L81 256H83V257L80 256V258H79V257H78ZM169 252H167V253H169ZM183 252H185L184 250L182 251V254H185V253H183ZM186 252H188V251H186ZM227 252L229 253V251H227ZM247 252L249 253L250 251H247V250H246L245 253L243 252L244 254H243V253H242V254H243V255L246 254V255H245L246 258L244 257V259L246 260V259L248 258V261H249V257H248L249 255L247 256V254H248ZM254 252H253V254H255ZM256 252H257V251H256ZM5 253H7V254H5ZM34 253H35V252H34ZM53 253H54V252H53ZM76 253H77V254H76ZM157 253H156V254H157ZM167 253H166V255H164V256L169 257V255L167 256ZM177 253H178V252H176V254H177ZM192 253H191V255H192ZM207 253H208V252H207ZM209 253H210V252H209ZM209 253H208V255H210ZM211 253H212V252H211ZM228 253H227V254H228ZM162 254H163V253H162ZM170 254H171V253H170ZM189 254H190V253H189ZM193 254H194V253H193ZM225 254H226V253H225ZM227 254H226V255H227ZM231 254H232V252H231L230 254H228V258H229V259H231V258L229 257V255L231 256ZM249 254H252V253H249ZM258 254H259V253H258ZM260 254H262V253H260ZM160 255H161V254H160ZM171 255H172V254H171ZM174 255H175V254H174ZM220 255H221V254H220ZM263 255H264V254H263ZM86 256H85V259H86ZM92 256H93V254H92ZM102 256H103V255H102ZM105 256L107 257L108 255L105 254ZM161 256H163V255H161ZM172 256H173V255H172ZM254 256H256V255H254ZM260 256H261V255H260ZM77 257H78V258H77ZM94 257H95V256H94ZM106 257H105V258H106ZM180 257H182L181 254H180ZM214 257H215V256H214ZM232 257H233V256H232ZM52 258H53V260H52ZM96 258H97V255H96ZM96 258H95V259H96ZM209 258H211V257L209 256ZM209 258H208V260H209ZM216 258H217V257H216ZM225 258H226V257H223V262H224V259H225ZM228 258H227L226 260H228ZM235 258H236V257H234V259H235ZM250 258H251V257H250ZM253 258H256V257H253ZM258 258H259V257H258ZM263 258H264V257H263ZM43 259H44V260H43ZM211 259H212V258H211ZM214 259H215V258H214ZM232 259H233V258H232ZM256 259H257V258H256ZM71 260H70V262H71ZM77 260H80V261H77ZM218 260H219V259H218ZM220 260H221V259H220ZM220 260H219V261H220ZM251 260H252V259H251ZM254 260H255V259H254ZM67 261H68V262H67ZM85 261H87V259H86ZM85 261H83V262H85ZM231 261H232V260H231ZM231 261H230V263H233V262H231ZM235 261H236V260H234V262H235ZM246 261H247V260H246ZM258 261H259V262L262 261V263H263V262H264V259L260 260V258H259ZM8 262H9V263H8ZM96 262H98V260H97ZM221 262H222V260H221ZM223 262H222V263H223ZM228 262H229V261H226V263H228ZM259 262H258V264H259ZM81 263H80V264H81ZM217 263H218V261H217ZM224 263H225V262H224ZM226 263H225V264H226ZM235 263H236V262H235ZM238 263H239V262H237V264H238ZM260 263H261V262H260ZM262 263H261V264H262ZM75 264H76V263H75ZM82 264H86V262H85V263H82ZM91 264H95V263L93 262V263H91ZM96 264H97V263H96ZM247 264H248V263H247ZM250 264H251V263H250ZM253 264H257V260H256V263H253Z\"/></svg>",
	"mask_w": 264,
	"mask_h": 264
}]
</instances>
